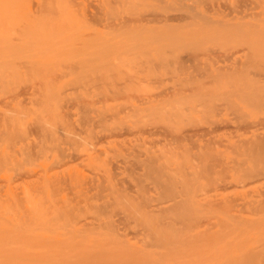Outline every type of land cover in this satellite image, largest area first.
Segmentation results:
<instances>
[{
  "label": "bare ground",
  "instance_id": "1",
  "mask_svg": "<svg viewBox=\"0 0 264 264\" xmlns=\"http://www.w3.org/2000/svg\"><path fill=\"white\" fill-rule=\"evenodd\" d=\"M46 1V0H45ZM45 1L44 0H42V2H44L45 3ZM50 1V0H49ZM55 2H57L56 0H54ZM54 1H51V2H53V4L55 3ZM62 0H60V2H61ZM73 1H75V0H73ZM73 1H68L67 0V3H66V0H65V2H64V0L61 2V4H63V3H65V5H67V6H74V5H77V8H75V7H73V9H71L70 7H67L66 6V8L68 9V8H70V10L72 11V13H74V11L75 12H77V9H78V7H79V5H81L82 4V8H83V3L82 2H84L85 3V5H87L89 2H90V0H85V1H88L87 2V4H86V2L85 1H81V0H76L75 1V3H73ZM77 1H81V3L80 2H77ZM99 1H103V2H100V4H98V7H100L101 6V8L103 9L104 7V4L107 2H105V0H99ZM112 1V0H111ZM111 1H110V3H111ZM121 1V0H120ZM125 1V0H124ZM130 1V0H129ZM128 0L126 1V2H129ZM132 1H134V0H131V2L130 3H133ZM137 1V0H136ZM135 1V2H136ZM140 1H142V0H139V1H137V2H140ZM146 1V0H145ZM160 1V0H159ZM158 1V2H159ZM168 1V0H167ZM200 1V0H199ZM198 1V2H199ZM202 1V0H201ZM205 1V0H204ZM217 1V0H216ZM221 1V0H220ZM234 2H235V0H233ZM255 1V3L257 2L258 3V1H256V0H254ZM253 1V2H254ZM261 1V0H260ZM35 4L36 2H35V0L33 1V0H0V88L1 87H3V86H8L7 88H10L11 86V84H27V82H28V84H30V82L32 83V86L30 85V86H28V85H25V86H23V85H16V87H18V86H20V88L18 87L17 88V90H19L20 89V91H16L15 90V88H14V90L13 91H15V93H17V95H18V93L20 94V92H21V94H20V96L22 95V93H24L25 94V96L24 97H26V99H24V97H23V95L20 97L19 95L17 96L18 98L20 97V98H22L23 100H27L28 99V102H29V97H31V96H29V97H27V93H28V95H31V93H34V92H36V93H34V94H32V95H34L33 97H35V100H32V99H30V101L32 102H34V103H32V104H34L33 105V107H30V108H28L26 105H29V103L26 101V102H24V103H28V104H24L23 103V100H21L20 98V100L19 101H22V105L21 106H26V107H24V108H28V110H24V108L22 109V107H21V109H19V110H17V112L15 113V114H11L12 115V120H11V122H13L12 123V125L11 126H13V127H11V126H9L10 127V129H11V131H13L12 132V134L13 135H10L11 133H9L8 131L10 130H8V127H6L7 128V130L8 131H5V132H8L9 133V135L6 133V135H4L5 134V132H3L2 131V129H0V136H1V138H0V141H2V139H3V142L4 141H7V140H9L8 142H7V146L5 145V144H2L3 142H0L1 144H0V147L2 148V146L1 145H3V147L6 149L7 147H9L8 145V143H10V142H13V140H17L18 139V137H19V139L18 140H20V138H21V136H22V134L23 133H21L22 132V129L24 128L23 126H25V125H22V123H23V121L22 120H25V117H24V119H22V116H29V120L28 119H26V120H28V122L30 123V120L31 121H35L36 123H33V124H31L30 126H32L31 128H32V130H33V127L34 126H36V127H34L35 129L37 128V127H39L40 129H41V133H46V131H47V133H50V135L51 136H49V134H47V136H49L48 137V140L50 139V140H56L57 139V136L60 138V140L59 141H61L62 140V138L60 137V136H64V134L67 132V130H70V131H73V130H76L77 132H78V130L79 129H81L82 127H81V123H79V125H80V127L79 128H76V129H71V125L69 126L70 127V129H67L66 127H67V125H66V122L68 121V118L66 119V122L64 121L65 120V116L67 115L66 113H70V111L71 110H69L70 108L68 107V112L67 111H65V110H67V107H66V109L64 110L62 107H65L67 104V101H63L66 105L64 106V105H61L60 103H59V101H60V96H59V89H60V87H58L57 88V86H58V84H60L59 82H58V84H55V81L56 80H58V78L56 79L55 77H58V76H56V74H58L57 72H58V68H61V67H63V66H65V65H61V67L59 66L58 67V58L55 56V55H53L54 54V52L52 53V55L50 56L49 54V56H46L47 54H46V52H47V50L48 49H50L51 48V50H53L52 48L53 47H56V44L57 43H59L60 42V39L63 37L62 36V34L64 33V32H66V31H64V30H62L63 31V33L62 32H60V31H58V29L56 30V31H58V32H60L61 34H59V35H57L56 34V32H55V30H49L50 28H49V22L52 20L51 19V16L54 14H52L51 13V11H55L56 10V8H58L59 6L57 5V4H59V3H55L56 4V6H54V5H52V3H51V5L53 6L52 8H54V7H56L55 8V10H53L51 7H49V6H51L50 4L49 5H44V3H43V5H42V3H41V6H42V8L43 9H41V11H45V10H47L48 8H51V9H49V11H50V16L46 13V11L43 13V14H45V16H35V15H38L39 13H41V11H40V9H39V7H41L40 6V2H37L34 6H36L37 7V9H38V11H37V9H35L36 7H34L33 6V4ZM48 2V1H47ZM72 3V5H71V3ZM94 2V1H93ZM97 2V1H96ZM113 2H114V0H113ZM122 2H123V0H122ZM136 2V3H137ZM147 2H148V0H147ZM151 2V0L149 1V3ZM208 2V1H207ZM231 2V1H230ZM247 2V1H246ZM252 2V3H253ZM50 3V2H49ZM77 3H80V4H77ZM103 4V6H102V4ZM124 3V2H123ZM143 3H145L144 2V0H143ZM142 3V4H143ZM162 3V2H161ZM166 3V2H165ZM174 3H176V2H174ZM191 3V2H190ZM202 3H203V1H202ZM205 3V2H204ZM208 3H212V2H208ZM214 3V2H213ZM212 3V4H213ZM261 2H259L258 3V5L260 4ZM263 3H264V0H263ZM46 4H48V3H46ZM60 4V6L62 7V10H61V8L59 9L58 8V10H59V12L61 11L62 13H63V10L65 9V5H64V7L62 6ZM96 4V3H95ZM119 5H121L122 3L120 2V3H118ZM127 4V3H126ZM126 4H122L123 5V9L125 8H127V7H125L126 6ZM134 4V3H133ZM138 5L139 4H141V3H137ZM156 4V3H155ZM167 4V3H166ZM187 4V3H186ZM189 4V3H188ZM209 4V5H210ZM215 4V3H214ZM217 4V3H216ZM219 4V3H218ZM262 4V3H261ZM260 4V5H261ZM32 6V8H34V10L32 9L31 10V6ZM88 5H91V3H89ZM100 5V6H99ZM108 5V4H107ZM107 5H105L106 6V8H108V9H111V7L113 6H111L110 8L108 7V6H110L111 4H109L108 6ZM131 5V4H130ZM135 5V4H134ZM148 5V4H147ZM152 5H153V3H152ZM165 5V4H164ZM183 5V4H182ZM202 5H205V4H202ZM208 5V6H209ZM251 5V4H250ZM257 5V4H256ZM45 6H48L46 9L44 8ZM129 6V5H128ZM137 5H135V7H136ZM141 6V5H140ZM145 6V5H144ZM156 6V5H155ZM154 6V7H155ZM167 6H169V5H167ZM208 6H207V8H208ZM212 6V5H211ZM232 6V5H231ZM247 6V5H246ZM245 6V7H246ZM262 6V5H261ZM260 6V7H261ZM81 7H79V9L81 8ZM85 7V9H84V11L85 10H87L86 9V7H88V6H84ZM94 7H95V5H94ZM96 7H97V5H96ZM120 6H115V8H113V9H118ZM143 7V6H142ZM153 7V8H154ZM198 7H200V6H198ZM198 7H197V13H195V11L194 10H192V11H194V13L191 11V12H186L185 11V13H187L186 15H185V17H187V18H185L184 16H183V18L182 19H180L181 21L179 22L180 23V27L181 28H178L179 26H178V23L177 24H175V22H174V24H173V26L172 25H169L168 23V26H172L171 27V29H173L174 28V25H176V26H178L177 28L178 29H182V28H184V29H186V28H188V29H186V30H184V29H182L181 31L183 32H185L186 33V31H188V30H190L189 29V26L191 25L192 27H195V29H193L194 30V32H193V30H192V32L193 33H199V34H197L198 36L196 37V35L194 36V38L196 37V39L199 37V38H201V36H203L204 34H202V31H201V33H200V30H202L204 27H202V29H200V30H198L199 28H196V27H198V26H201V25H203L204 23L201 21V23L202 24H200L199 22H200V16L201 15H203V14H208L207 13V10H206V12H203V11H205V9H204V7H206V6H202L201 8L203 9V11L201 12V8L200 9H198ZM216 7V6H215ZM233 7V6H232ZM251 7V6H250ZM259 6H257V8H258ZM259 7V8H260ZM64 8V9H63ZM82 8L80 9L81 10V14H83V12H82ZM100 8V9H101ZM106 8H104V9H106ZM134 8V7H133ZM132 8V9H133ZM138 8V7H137ZM182 8V7H181ZM192 8V7H191ZM214 7H212V9H210V10H213V13L215 14V12H214V9H213ZM216 8H218V7H216ZM220 8V7H219ZM239 8V7H238ZM244 8V7H243ZM253 8H254V6H253ZM45 9V10H44ZM79 9H78V12L77 13H74L73 15H75L76 16V14H77V16L79 15L80 16V11H79ZM103 9V10H104ZM108 9H107V14L105 13V15L107 16V18H108V14H109V12H108ZM120 9H121V7H120ZM127 9H129V8H127ZM143 9V8H142ZM148 9V8H147ZM236 9V8H235ZM235 9H233V11L235 10ZM251 9H252V7H251ZM251 9H249V10H251ZM256 9V8H255ZM255 9H252V10H255ZM262 9L264 10V8L262 7ZM57 10V11H58ZM69 10V9H68ZM69 10V11H70ZM119 10V9H118ZM118 10H116V13H115V15L117 14L118 15V12H120V11H118ZM135 10V9H134ZM138 10V9H137ZM166 10V9H165ZM182 10V9H181ZM184 10V9H183ZM187 11L189 10V9H186ZM219 10V9H218ZM34 13H33V12ZM38 13H37V12ZM40 11V12H39ZM48 11V10H47ZM65 11V10H64ZM71 11L69 12V14H70V17H69V14H68V12L66 13L67 14V17H69V19L71 20H69L68 19V22L70 23H72L73 22V24H71L70 25V27H72L74 24H75V20L76 19H78V23H77V20H76V25L78 24V26L76 27V28H78V27H80V30L79 29H77V31L78 32H80L81 31V26H79V23L81 22L82 23V21H83V19L81 20V18H80V20L81 21H79V18H77V16L75 17V16H73L72 14H71ZM88 11V10H87ZM106 11V10H105ZM110 11V10H109ZM113 11H115V10H113ZM113 11H111V12H113ZM118 11V12H117ZM121 11H123V10H121ZM124 11H126V10H124ZM128 11V10H127ZM126 11V12H127ZM131 11H133V10H131ZM144 11L145 12H147L146 10H145V8H144ZM150 11V10H149ZM154 11V10H153ZM201 13H200V12ZM224 10H222V12H223ZM237 11V10H236ZM240 11V10H239ZM35 12L37 13V14H35ZM56 12V11H55ZM60 12V13H61ZM86 12V11H85ZM95 12V11H94ZM96 12H97V10H96ZM110 12V13H111ZM126 12L124 13V14H126ZM138 12V11H137ZM184 12V11H183ZM209 12V11H208ZM219 12H221V9L219 10ZM228 12V11H227ZM247 11H245V13H246ZM251 12V11H250ZM259 12H260V10H259ZM262 13H263V11H261ZM56 13H58V12H56ZM59 13V14H60ZM65 13V12H64ZM63 13V14H64ZM90 13V12H89ZM88 12H87V14H89ZM99 13H102L103 15H104V13H103V11L101 10V12L99 11ZM99 13H96V14H99ZM122 13V12H121ZM121 13H119L120 15L119 16H121ZM122 13V15H124ZM128 13V12H127ZM129 13H131L130 11H129ZM128 13V14H129ZM184 13V14H185ZM188 13H189V15H190V13H191V15H192V13H193V15L192 16H194V15H196L197 17L199 16V14L198 13H200V16L198 17L199 19H195V17L193 18L192 16H190V17H192V18H190V17H188L189 15H188ZM203 13V14H202ZM217 13V12H216ZM241 13V12H240ZM239 13V14H240ZM244 13V14H245ZM249 13V12H248ZM247 13V14H248ZM252 13V12H251ZM59 14H55V15H53L52 17H54V16H59ZM95 14V15H96ZM136 14V13H135ZM146 14V13H145ZM159 14V13H158ZM198 14V15H197ZM224 14H226V15H224ZM223 15H221V16H224L223 17V19L221 20V21H223L224 20V18H225V16H229V15H227V13H224ZM231 14V13H230ZM238 14V13H237ZM246 14V15H247ZM250 14V13H249ZM254 14V13H253ZM253 14H252V16H253ZM255 14H257L258 15V12L257 13H255ZM260 14V13H259ZM60 15H62V14H60ZM72 15V16H71ZM84 16H86V14H83ZM82 15V16H83ZM102 15V16H103ZM111 15H113V13H111ZM114 15V19H113V17H112V19H111V17H110V19L109 20H115V19H117L116 18V16ZM127 15V14H126ZM137 15H144L143 13H141V14H137ZM208 15H210V13L208 14ZM208 15H204L206 18L207 17H210V20H211V16H208ZM218 15H219V13H218ZM242 15V14H241ZM262 15V14H261ZM48 16V17H47ZM83 16V17H84ZM94 16V15H93ZM92 16V17H93ZM97 16V15H96ZM95 16V17H96ZM102 16H100V17H102ZM129 16V15H128ZM141 16V17H142ZM237 16V15H236ZM245 16V15H244ZM251 15H250V17H252ZM259 16V15H258ZM258 16H254L253 18H256L257 19V17ZM56 17H54V18H56ZM62 17H64V16H62ZM67 17H66V15H65V17L62 19L61 18V16H59V19H62V20H64L63 21V23L65 22V20L67 19ZM73 17H75V18H73ZM81 17V16H80ZM87 17V16H86ZM95 17H93L91 20L92 21H94V19H95ZM100 17H99V15L96 17V18H99V20H101L100 19ZM118 17V16H117ZM133 17V16H132ZM145 17V16H144ZM143 17V18H144ZM204 17V18H205ZM217 17V16H216ZM234 17H235V15H234ZM239 17H243V15L242 16H239ZM245 17H247V16H245ZM53 18V19H54ZM58 18V17H57ZM66 18V19H65ZM72 18V19H71ZM90 18V17H89ZM89 18L87 17V19L89 20ZM105 20H106V17H103ZM103 18H102V20H103ZM122 18V17H121ZM127 18V17H126ZM140 18V17H139ZM138 18V19H139ZM158 18V17H157ZM162 18V17H161ZM160 18V19H161ZM202 18H203V16H202ZM203 18V19H204ZM236 18V17H235ZM238 18V17H237ZM253 18H252V21H253ZM260 18V17H259ZM258 18V19H259ZM58 19V20H59ZM87 19H86V21H87ZM120 19V18H119ZM160 19L158 20V21H160ZM190 19H191V21H190ZM193 19H194V21H193ZM202 19V20H203ZM215 18H212V20H214ZM234 18H232L231 20H233ZM239 19V18H238ZM241 19H243V18H240V20ZM250 19V18H249ZM256 19H254L255 21H256ZM261 19V18H260ZM263 19V18H262ZM56 19H54L53 21H54V24H56V22L58 21V20H56ZM90 20V21H91ZM95 20H97V19H95ZM105 20H103V21H105ZM108 20V21H109ZM121 20V19H120ZM119 20V21H120ZM140 20H141V18H140ZM140 20H138V22L140 21ZM143 20V19H142ZM145 20V19H144ZM151 20H152V18H151ZM150 20V21H151ZM162 20H163V18H162ZM196 20H198V21H196ZM210 20H208V22L210 21ZM216 20V22H217V19H215ZM218 20H219V18H218ZM227 19H225L224 21H226ZM239 20V21H240ZM243 20H245V19H243ZM248 20V19H247ZM53 21H52V25H53ZM85 21V19H84V22H86ZM90 21H89V23H90ZM98 21V20H97ZM97 21H95L96 23H97ZM103 21H101V22H98V23H102ZM126 21V20H125ZM136 21V20H135ZM168 21V20H167ZM183 21L184 22H187V23H183ZM206 21V20H205ZM223 21V23H226V22H224ZM239 21H237V22H239ZM258 22H259V20H257ZM256 21V22H257ZM263 21V20H262ZM60 21H58V23H59ZM66 23L65 22V24H63L62 22H60L61 23V26L62 27H64L65 28V26L68 24L69 25V23ZM88 22V21H87ZM107 22V21H106ZM110 22V21H109ZM127 22V21H126ZM129 22V21H128ZM149 22V21H148ZM156 22H157V20H156ZM155 22V23H156ZM160 22H162V21H160ZM197 23L198 22V26H194L193 24H191V23ZM208 22H207V24H208ZM212 22V21H211ZM215 22V21H214ZM242 22V21H241ZM244 22L245 21H243V24H244ZM248 22L249 21H247L246 23L248 24ZM256 22H252V23H255V25L257 26V25H259V23L258 24H256ZM59 23V24H60ZM108 23V22H107ZM130 23H131V21H130ZM157 23H159V22H157ZM181 23H182V26H181ZM210 23V22H209ZM219 23H220V21H219ZM219 23H215L214 25H216V30L220 27L221 28V26H219L218 24ZM222 23V24H223ZM228 23H230L229 22V19H228V22L226 23V25L228 24ZM234 23H236V22H233L232 24H234ZM251 23V20H250V22H249V24ZM262 23V22H261ZM260 23V24H261ZM51 24V23H50ZM95 24V23H94ZM106 24V23H105ZM104 24V25H105ZM140 23H138V24H135V25H139ZM171 24V23H170ZM184 24H186V26L184 25ZM222 24H220V25H222ZM237 24V23H236ZM236 24H234V25H236ZM247 24H246V26H247ZM263 25H264V21H263V23H262ZM46 25H47V27H46ZM52 25H50V26H52ZM65 25V26H64ZM68 25L66 26V27H68ZM84 25V24H83ZM82 25V26H83ZM92 25V24H91ZM90 25V26H91ZM99 25V24H98ZM98 25H97V27H98ZM109 25H110V23H109ZM108 25V26H109ZM114 25V24H113ZM117 25V24H116ZM116 25L114 26V27H111L110 26V28L109 29H111L112 28V30H113V28H114V30L116 31L117 29H122V28H120L121 27V25L123 26L124 24H118V26L120 25V27H118L117 29L115 28L116 27ZM161 25H162V23H161ZM163 25H165V26H167L166 24H163ZM189 25V26H188ZM205 25V24H204ZM237 25H240L241 26V23L239 22ZM253 25V24H252ZM248 26V28H246L245 26H244V28L246 29V31L247 32H250V31H248L247 29H249L250 27H252V28H250V30L252 29L253 30V32H254V30H255V28H257V32H258V30L260 31V28H258V27H255L254 28V26ZM61 26L59 27V29L61 30ZM86 26V25H85ZM93 26V25H92ZM101 26V25H100ZM106 26V25H105ZM126 28H128L129 27V25H128V23L126 24ZM130 26H134V25H130ZM140 26H142V25H140ZM149 26H153V30L156 28V29H158V33H160L161 32V28H162V30L164 29V27H159V26H156V25H149ZM149 26H145V28L146 27H149ZM154 26H156V27H154ZM175 26V27H176ZM186 28H185V27ZM190 26V27H191ZM207 26V25H206ZM210 26V28H211V26L212 27H214L213 28V30L211 29V31H213V33H214V31H215V26H213V24L211 23V25L210 24H208V27ZM224 26V25H223ZM239 26V27H240ZM53 27V26H52ZM51 27V28H52ZM54 27H58L57 26V24L54 26ZM97 27H96V29H97ZM107 27V26H106ZM124 27H125V25H124ZM151 27H149L150 29H151ZM218 27V28H217ZM230 27V26H229ZM232 27V26H231ZM231 27H230V29H227V30H229V31H231L232 29H235V28H233L232 27V29H231ZM63 28V29H64ZM69 28V27H68ZM73 28H75L74 26H73ZM86 28H87V26H86ZM104 28V27H103ZM143 29V27H142V29L144 30V31H146V29H148V31L150 32V33H153L152 35H148L150 38H152L153 37V35H154V33H156L155 32V30L153 31V32H151L152 31V29H151V31H150V29L149 28H146V29ZM166 28V27H165ZM205 28H207V27H205ZM204 28V29H205ZM209 28V29H210ZM219 28V29H220ZM238 28V27H237ZM237 28H236V30H237ZM254 28V29H253ZM93 29H95V28H93ZM98 29H101L100 27L98 28ZM124 29V28H123ZM130 29V28H129ZM132 29H134V28H132ZM135 29H136V27H135ZM141 28H139V27H137V30H140ZM167 29H168V27H167ZM167 29L166 30H164L165 32H167ZM176 28H174V30H175ZM177 29V30H178ZM203 29V30H204ZM223 29V27L221 28V30ZM245 29H244V31H245ZM262 29V31L261 32H259V33H262V34H255V36H256V38L258 37V36H260L259 37V39L257 38V40H260V41H262V43H264L263 42V35H264V31H263V29H264V27H262L261 28ZM91 30V29H90ZM105 30H108L107 28H104V32H105ZM111 30V31H112ZM197 30V31H196ZM220 30V31H221ZM225 30H226V28H224L223 29V31L225 32ZM226 30V31H227ZM252 30H251V32H252ZM73 31V30H72ZM71 31V32H72ZM77 31H75V29H74V32H73V36H74V33H75V35H77ZM94 31H96V30H94ZM94 31L92 32V33H94ZM98 31H100V33H98ZM101 31L102 30H97L96 31V33H94V34H92L93 36H92V38L93 37H95L96 38V36L97 37H99L98 35H96V34H101ZM114 31V32H115ZM120 31V30H119ZM123 31H126V29L125 30H123ZM130 31V30H129ZM131 31H133V33H136L134 30H131ZM163 31V32H164ZM176 31V30H175ZM174 31V32H175ZM180 31V30H179ZM191 31V30H190ZM190 31L189 32H187L188 34L187 35H189L190 34ZM205 31L206 30H204V32L203 33H205ZM207 31H209L208 29H207ZM206 31V32H207ZM219 31V30H218ZM222 31V32H223ZM245 31V32H246ZM83 32V31H82ZM91 32V31H90ZM108 31H106L105 33H107ZM118 31H116V33L115 34H120L122 31H120L119 33H117ZM163 32H161V33H163ZM170 32H171V30H170ZM191 32V33H192ZM222 32H219L221 35H222ZM233 32H234V30H233ZM238 32V31H237ZM67 33V32H66ZM110 33V32H109ZM126 33V32H125ZM125 33H123L124 35H125ZM127 33H128V30H127ZM126 33V34H127ZM131 33L132 32H130V35H131ZM138 33H140V32H138ZM141 33H142V30H141ZM147 33V32H146ZM150 33H148V34H150ZM185 33H183V34H185ZM192 33V34H193ZM207 33H209V32H207ZM207 33H205V35L207 34ZM211 33V32H210ZM215 33H218V32H216L215 31ZM218 33V34H219ZM226 33V32H225ZM227 33H229V32H227ZM232 33V32H231ZM240 33V32H239ZM68 34H71L70 32L69 33H67V34H65V35H67L68 36ZM86 34V33H85ZM88 34V36L90 37V35H89V32L87 33ZM86 34V35H87ZM110 34H112V33H110ZM110 34H108L107 36H109ZM113 35L114 37H115V39H113L111 36H109L108 38V40H110V44H112V42L111 41H113L114 43H116V41H114V40H116V35ZM122 34V33H121ZM173 34V33H172ZM172 34H170L169 33V35H172ZM179 33H177V35H178ZM192 34H190L191 36H193ZM200 34H202L201 36H199ZM212 34V33H211ZM233 34V33H232ZM240 34H243V33H240ZM246 34V33H245ZM248 34H250V33H248ZM252 34V33H251ZM249 35L248 37V39H250V43H252L251 45H252V49L256 46V47H258L259 46V48L262 46L263 48H264V44H262L260 41H255V36L254 35ZM64 35V34H63ZM79 35H80V33H79ZM85 35V36H86ZM101 35H104V33L102 32V34ZM101 35H100V37H101ZM139 35V34H138ZM137 35V36H138ZM145 35V34H144ZM143 35V36H144ZM173 35H175V33L173 34ZM182 35V34H181ZM187 35H185V36H187ZM208 35V34H207ZM206 35V36H207ZM215 36H216V34H214ZM227 35V34H226ZM225 35V36H226ZM231 35V34H230ZM234 35V34H233ZM258 35V36H257ZM60 36H62L61 38H60ZM72 36V35H71ZM82 37H84V35H83V33H82V35H81ZM80 36V37H81ZM106 36V35H105ZM119 37L121 36V35H118ZM126 36H128V35H126ZM125 36V38L126 39H128V40H131V36H129V38H127ZM136 36V35H135ZM145 36H147V34L145 35ZM145 36H144V38H145ZM209 36V35H208ZM207 36V37H208ZM215 36H213V37H215ZM224 36V37H225ZM228 36V35H227ZM226 36V38L228 39V41L229 40H231V39H229L228 37ZM252 36H254V38L252 37ZM77 37V36H76ZM76 37H74V38H76ZM88 37V38H89ZM103 38H104V36H102ZM118 37V41L119 42H121V40H123V43H121V44H125V42H124V39L125 38H123L122 39V37L123 36H121L120 38H121V40H120V38ZM138 37H140V35L138 36ZM155 37H156V35H155ZM159 37V36H158ZM161 37V36H160ZM164 37H165V35H164ZM169 37V36H168ZM176 37H178V38H180V36L178 35V36H176ZM182 37H184V36H182ZM212 37V36H211ZM219 37V36H218ZM224 37H223V39H224ZM245 36L243 35L240 39L242 40V42L241 43H243V39L242 38H244ZM251 37L253 38V42H252V40H251ZM65 37H63V39H64ZM72 38V37H71ZM88 38H84L85 40L86 39H88ZM91 38V37H90ZM106 38V37H105ZM110 38H112V40L110 39ZM143 38V39H144ZM162 38V40L164 39L163 37H161ZM166 38H167V36H166ZM185 38V37H184ZM186 38H189V37H186ZM217 38V37H216ZM222 38V37H221ZM237 37H235V38H233V39H236ZM67 39V38H66ZM68 39H70L69 37H68ZM73 39V38H72ZM72 39H70V40H72ZM97 40H99L100 41V39H102V38H96ZM96 39H93V40H95L96 41ZM107 39V38H106ZM134 39V38H133ZM132 39V40H133ZM136 39V38H135ZM147 39H148V37H147ZM167 39H169V38H167ZM171 39V38H170ZM193 39V38H192ZM192 39H190V40H192ZM208 39V41L207 42H209L210 44H213V42L214 41H210L209 40V38H207ZM206 39V40H207ZM211 39V38H210ZM227 39L225 40H223V43L224 42H226L225 44H227V46L229 45L230 47L231 46H233V45H231V43H227L228 41H227ZM262 39V40H261ZM78 40H79V38H78ZM81 40H83V39H81ZM90 41H91V39H89ZM145 40H146V38H145ZM151 40V39H150ZM162 40H159V41H162ZM172 40H176V39H173L172 38ZM180 40H182V38L180 39ZM179 40V41H180ZM194 40V39H193ZM206 40H205V37H204V40L202 39V42L203 41H205V43H206ZM238 40V39H237ZM236 40V41H237ZM241 40H238L239 41V45H241V43H240V41ZM245 40H246V37H245ZM65 41V40H64ZM80 41V40H79ZM86 41H88V40H86ZM90 41H88V42H90ZM93 41L92 43H93V45L95 44V43H97V42H99V41ZM117 41V42H118ZM126 41V40H125ZM135 41V40H134ZM133 41V43L135 44V42ZM137 41V40H136ZM164 41V40H163ZM162 41V42H163ZM179 44L180 43H182V42H179L178 40H176ZM175 41V42H176ZM183 41V40H182ZM185 41V42H184ZM183 42H184V44H187L186 42H191V41H189V40H184ZM217 41V40H216ZM247 41V40H246ZM249 41V40H248ZM73 42H75V41H73ZM81 42V41H80ZM95 42V43H94ZM101 42L103 43V40H101ZM119 42L118 43H116V44H118V46H119ZM128 42V41H127ZM132 42V41H131ZM131 42H130V44H131ZM139 42H141L140 40H139ZM144 41H142V43H143ZM152 42H153V40H152ZM157 42V41H156ZM165 42H168V40L167 41H164L163 43H165ZM199 42H201V40L199 41ZM195 43V44H201V45H203L202 43ZM219 42V46H220V42H222V39L221 40H219V41H217V43ZM232 43H235V42H233V40L231 41ZM245 42V41H244ZM256 42H259L257 45H254ZM62 43H63V45H66L67 44V40H66V43H64L63 42V40H62ZM68 43H70V45L71 44H73L72 42H69L68 41ZM77 43V42H76ZM79 43V42H78ZM84 43V42H83ZM100 43V42H99ZM106 43H107V41H106ZM150 43V42H149ZM170 43H172L171 41H170ZM170 43H168L169 44V46L170 45H172V44H170ZM178 43H174V44H178ZM214 43H216V42H214ZM216 43V44H217ZM261 43V44H260ZM80 44V43H79ZM101 44V43H100ZM104 44V43H103ZM103 44H101L102 45V47H103ZM120 44V45H121ZM128 44V43H127ZM145 44H148L147 43V40L145 41V43H144V45ZM155 45H157L156 43H154ZM154 44H152V45H154ZM159 45L161 44L162 45V43H158ZM168 44H166V45H168ZM183 44V43H182ZM183 44V45H184ZM189 44V43H188ZM191 44V43H190ZM192 44L194 45V43L192 42ZM224 44V45H225ZM245 44V43H244ZM59 45H61L60 43H59ZM63 45H61V46H63ZM78 45V44H77ZM82 45V44H81ZM84 45H86V44H84ZM97 45H99V44H97ZM106 45H108V44H106ZM106 45H104L105 47H106ZM123 45H121V46H123ZM126 45V44H125ZM140 46H141V44H139ZM143 45V44H142ZM164 45V44H163ZM215 45V44H214ZM218 45V44H217ZM217 45L215 46V47H217ZM236 45H237V43H236ZM236 45H234L233 46V48L236 46ZM238 45V46H239ZM243 45V44H242ZM241 45V46H242ZM246 45H248V44H246ZM60 46V47H61ZM67 46V45H66ZM65 46V47H66ZM69 46V45H68ZM90 46H92V45H90ZM96 46V45H95ZM100 46V45H99ZM108 46H110V45H108ZM113 46H115L114 44H113ZM113 46H111V47H113ZM137 46V45H136ZM148 46V45H147ZM150 46H151V43H150ZM158 46V45H157ZM181 46V45H180ZM240 46V47H241ZM249 46V45H248ZM248 46H246V47H248ZM254 46V47H253ZM57 47H59V46H57ZM73 46H71V48H72ZM76 48H78L79 46H75ZM94 47V46H93ZM125 47V46H124ZM139 47V46H138ZM146 47V46H145ZM145 47H144V49H145ZM201 47V46H200ZM221 47H222V44H221ZM229 47V48H230ZM244 47V46H243ZM62 48V47H61ZM69 48V47H68ZM80 48V47H79ZM86 48V47H85ZM92 48V47H91ZM91 48H90V50H88V46H87V49H85V50H88V52H90L91 51ZM98 48V47H97ZM96 47H95V49H97ZM118 48V47H117ZM131 48H133V45H132V47ZM147 48V47H146ZM148 48H150V47H148ZM160 48H162V47H160ZM180 48V47H179ZM179 48H177L176 50H174V51H177ZM184 48V47H183ZM186 48V47H185ZM202 48V47H201ZM224 48V47H223ZM228 48V47H227ZM232 48V49H233ZM242 48V47H241ZM249 48H250V46H249ZM57 49V48H56ZM64 48H62V50H63ZM67 48H65V51H67L66 50ZM70 49V48H69ZM73 49L75 50V48L73 47ZM93 49V48H92ZM103 50V52H104V48H102ZM113 49V48H112ZM140 49V48H139ZM152 49H154V48H152ZM174 49V48H173ZM188 49H189V47H188ZM188 49L186 50V51H188ZM190 49H194L193 47L192 48H190ZM189 49V50H190ZM219 49V48H218ZM220 49H222V48H220ZM231 49V48H230ZM245 49H247V48H245ZM258 49V48H257ZM261 49V48H260ZM260 49H259V51H260ZM54 50H55V48H54ZM72 50V49H71ZM79 50V49H78ZM77 50V51H78ZM85 50H83V51H85ZM98 50L99 51H101L99 48H98ZM116 50V49H115ZM131 50V49H130ZM140 50H142V49H140ZM166 50V49H165ZM169 50V49H168ZM181 50H182V48H181ZM198 50V49H197ZM204 50H206V49H202V51L204 52ZM223 50V49H222ZM228 50V49H227ZM250 50V49H249ZM60 50L58 49V52H59ZM94 51V50H93ZM93 51H91V52H93ZM95 51H97V50H95ZM98 51V52H99ZM109 51V50H108ZM132 51V50H131ZM137 51V50H136ZM157 51V50H156ZM171 51V53H172V50H170ZM179 51V50H178ZM192 51V50H191ZM190 51V52H191ZM198 51H200V50H198ZM202 51H201V53H202ZM224 51V50H223ZM226 51V50H225ZM232 51V50H231ZM251 51V50H250ZM257 51V50H256ZM264 51V50H263ZM50 52V51H49ZM69 52H70V50H69ZM74 52V51H73ZM117 52H119V51H117ZM145 52V51H144ZM147 52H149L150 53V51L148 50ZM165 52V51H164ZM193 52V51H192ZM197 52V51H196ZM195 51H194V53H196ZM206 52V51H205ZM227 52V51H226ZM249 52V51H248ZM247 52V53H248ZM261 52V51H260ZM259 52V53H260ZM48 53V52H47ZM72 53V52H71ZM74 53H76V52H74ZM81 53V52H80ZM85 53H87V51H85ZM85 53L83 54V55H85ZM96 52H93V55L95 54ZM107 53V52H106ZM105 53V54H106ZM131 53H133V52H131ZM130 53V54H131ZM165 53H167V52H165ZM225 53V52H224ZM253 53V52H252ZM58 54V53H57ZM67 55L66 53H60V55L59 56H61V55ZM77 54V53H76ZM103 54V53H102ZM105 54H103V57H104V55ZM108 54V53H107ZM117 54V53H116ZM148 54V53H147ZM155 54V53H154ZM249 54V53H248ZM64 55V56H65ZM70 55V54H69ZM72 55V54H71ZM80 55V54H79ZM83 55H81V56H83ZM91 55V53L89 54V57H92V56H90ZM150 55V54H149ZM152 55V54H151ZM164 55V54H163ZM166 55V54H165ZM245 55V54H244ZM247 55V54H246ZM63 56V57H64ZM75 56V55H74ZM78 56V55H77ZM86 56H88V54H86ZM109 56H111V55H109ZM114 56V55H113ZM118 56V58H119V55H117ZM251 56H252V54H251ZM254 56V55H253ZM69 57H71V59H72V56H69ZM76 57V56H75ZM79 57V56H78ZM94 57H95V55H94ZM93 57V58H94ZM98 57V56H97ZM106 57V56H105ZM104 57V58H105ZM108 57V56H107ZM112 57V56H111ZM115 57V56H114ZM248 57H249V55H248ZM77 58V57H76ZM85 58V57H84ZM83 58V59H84ZM96 58V57H95ZM100 58H101V54H100V57H99V59L97 58V60L99 61L100 60ZM109 58V57H108ZM107 58V59H108ZM60 59H61V57H60ZM64 59V58H63ZM69 59V58H68ZM75 59V58H74ZM85 59H87V58H85ZM91 60H92V58H90ZM116 59V58H115ZM252 59V58H251ZM73 60V59H72ZM81 60V59H80ZM89 60V59H88ZM91 60H89V62L91 61ZM250 60V59H249ZM75 61H77V60H75ZM74 61V62H75ZM97 61V62H98ZM102 61V60H101ZM105 61V60H104ZM119 61H121V60H119ZM244 61V60H243ZM245 61H248L247 59L245 60ZM61 62V61H60ZM82 62V61H81ZM89 62H88V66L91 64H89ZM103 62V61H102ZM107 62V61H106ZM113 62H115V60H112V63ZM212 62V61H211ZM238 62V61H237ZM249 62V61H248ZM65 63V62H64ZM76 63V62H75ZM86 63V62H85ZM109 63V62H108ZM111 63V62H110ZM119 63H121V62H119ZM245 64H247L248 65V63H246V62H244ZM249 63H251V62H249ZM63 64V63H62ZM70 64V62L67 64V65H69ZM74 64V63H73ZM94 64H96L95 63V61H94ZM99 64H100V62H99ZM117 64V63H116ZM116 64H115V66H116ZM124 64V63H123ZM127 64V63H126ZM130 64H131V62H130ZM229 64V63H228ZM234 64V63H233ZM78 65H80L79 63L78 64H76V66L75 67H77ZM82 65H84L83 63H82ZM93 65V64H92ZM91 65V66H92ZM105 64H103L102 66H104ZM109 65H111L112 66V68H113V64H109ZM128 65V64H127ZM211 65V64H210ZM227 64H225V66H226ZM258 66V64L256 63L255 64V66ZM118 66H120L119 64H118ZM123 66V65H122ZM219 66V65H218ZM221 66V65H220ZM233 66V65H232ZM240 65H237L236 66V68L237 67H239ZM250 66V69H251V67L253 66V64H252V66L251 65H249ZM256 66V67H257ZM260 66V65H259ZM72 67V66H71ZM70 66H69V68H71ZM84 67V66H83ZM85 67H86V64H85ZM95 67V66H94ZM99 67V66H98ZM222 67V66H221ZM242 67H243V69H244V65H243V63H242ZM242 67H239V70H240V68H242ZM248 67V66H247ZM254 67V66H253ZM255 67V68H256ZM263 67V66H262ZM65 68H67V67H65ZM79 68V67H78ZM101 68V67H100ZM100 68H96V69H99L100 70ZM104 68V67H103ZM109 67H107V68H105V69H108ZM121 68H123V67H121ZM126 68V67H125ZM151 68V67H150ZM205 68V67H204ZM212 68V67H211ZM230 68H231V65H230ZM264 68V67H263ZM77 69V68H76ZM88 69H89V67H88ZM95 69V70H96ZM102 69V68H101ZM115 69H117L116 71L117 72H119V70H118V67L116 68H114V70ZM128 69V68H127ZM133 69H134V67H133ZM153 69V68H152ZM227 69H228V66H227ZM232 69V68H231ZM246 69H248V68H246ZM245 69V70H246ZM250 69H248V70H250ZM257 69V68H256ZM261 69V68H260ZM260 69H258V71L260 70ZM61 70V69H60ZM69 70V69H68ZM85 70H87V69H85ZM84 70V72H86ZM103 70V69H102ZM121 70V69H120ZM156 70H157V68H156ZM156 70H155V73H156ZM228 70H230V69H228ZM254 70V69H253ZM253 70H251L252 72H253ZM264 70V69H263ZM80 71L81 70H79L78 71V74H80ZM88 71V70H87ZM90 71H91V68H90ZM110 71V70H109ZM108 71V72H109ZM111 71H113V70H111ZM109 72V73H112V72ZM122 71V70H121ZM128 71V70H127ZM130 71V70H129ZM140 71V70H139ZM142 71H144V69L142 70ZM163 72L164 71H167V70H162ZM175 71V70H174ZM176 71H177V69H176ZM192 71V70H191ZM202 71V70H201ZM200 71V72H201ZM204 72H205V70H203ZM211 71V70H210ZM210 71H208V72H210ZM224 71V70H223ZM227 71V70H226ZM232 71H235V69L234 70H232ZM231 70L229 71L230 73L232 72ZM255 71V70H254ZM258 71L256 72V73H258ZM63 72V71H62ZM89 72V71H88ZM97 72H100V74H101V72L102 71H97ZM97 72L95 71V75H93V76H95L96 78H97V76L99 77V73L97 74ZM106 72V71H105ZM115 72V71H114ZM113 72V73H114ZM132 72H134V71H132ZM145 72V71H144ZM149 72V71H148ZM159 72H161V71H159ZM158 72V73H159ZM168 72V71H167ZM187 73H188V71H186ZM190 72V71H189ZM199 72V73H200ZM204 72H202V73H204ZM207 72V71H206ZM205 72V73H206ZM212 72V71H211ZM242 73L244 72V71H241ZM247 72V71H246ZM245 72V73H246ZM260 72H262V71H260ZM65 74H66V72H64ZM89 73H90V77H89ZM89 73H87V77H89L90 79H92L93 78V76H92V71L91 72H89ZM121 73V72H120ZM119 73V74H120ZM170 73V72H169ZM185 73V72H184ZM199 73H198V75H199ZM224 73V72H223ZM227 73H228V71H227ZM226 72H225V74H227ZM229 73V74H230ZM255 73V74H256ZM262 73H264V72H262ZM67 74H69V71H68V73ZM74 74V73H73ZM75 74H77V73H75ZM83 74V73H82ZM122 74V73H121ZM129 74H131V73H129ZM128 74V75H129ZM134 74V73H133ZM141 74V73H140ZM150 74V73H149ZM154 74V73H153ZM172 74V73H171ZM174 74V73H173ZM189 74V73H188ZM194 74V73H193ZM209 74H212V73H209ZM219 74V73H218ZM221 74H222V72H221ZM240 74V73H239ZM248 74V73H247ZM97 75V76H96ZM102 75V74H101ZM100 75V76H101ZM106 75V73H104V76ZM118 75V74H117ZM146 75V74H145ZM154 75H156V74H154ZM157 75H159V74H157ZM161 75V74H160ZM179 75V74H178ZM190 75H191V73H190ZM189 75V76H190ZM195 75H196V72H195ZM244 75V74H243ZM242 74H241V76H243ZM251 75H253V74H251ZM251 75H250V77H251ZM260 75V74H259ZM60 76H62V75H60ZM66 76V75H65ZM86 77V75H83L82 77ZM104 76H102V78L104 77ZM132 76V75H131ZM153 76V75H152ZM188 76V75H187ZM202 76V75H201ZM201 76H199V77H201ZM203 76H204V74H203ZM202 76V77H203ZM207 76H209L210 77V75H207ZM207 76H205L206 77V79H207ZM227 76V75H226ZM229 76H232V75H229ZM234 76H235V74H234ZM64 77V76H63ZM74 77H75V75H74ZM73 77V78H74ZM77 77H80V76H77ZM106 77V76H105ZM109 77V76H108ZM118 77V76H117ZM116 77V78H117ZM133 77H134V75H133ZM156 77V76H155ZM182 77V78H181ZM225 77V76H224ZM239 77V76H238ZM244 77H245V75H244ZM253 77V76H252ZM261 76H259V78H260ZM55 78V79H54ZM60 78V77H59ZM67 78V77H66ZM69 78H70V76H69ZM76 78V77H75ZM81 78V77H80ZM115 78V79H116ZM141 78V77H140ZM144 78H146V77H144ZM153 78H154V76H153ZM184 78V75H182V76H180V79H179V81L181 82V79H183ZM190 78V77H189ZM213 78H214V76H213ZM222 78V77H221ZM230 78V77H229ZM229 78L226 80V82L227 81H229L230 82V80H229ZM236 78H237V73H236ZM241 78V77H240ZM61 79H62V77H61ZM82 79H84V78H82ZM87 79V78H86ZM85 79V80H86ZM104 79H106V78H104ZM103 79V80H104ZM128 79H129V77H128ZM132 79H134V78H132ZM139 79V78H138ZM142 79V78H141ZM209 79V78H208ZM216 80L215 81H217L218 79L217 78H215ZM226 78H224V80H225ZM231 79H234L235 80V78H231ZM246 79V78H245ZM253 79V78H252ZM263 79V78H262ZM63 80L64 79H62V83H63ZM73 80V79H72ZM78 82H79V80L78 79H76ZM97 80V79H96ZM98 80H101V79H99L98 78ZM97 80V81H98ZM114 80V79H113ZM135 80V79H134ZM147 80V79H146ZM152 80V79H151ZM153 80H155V79H153ZM184 80H185V78H184ZM183 80V81H184ZM190 80H191V78H190ZM194 79H193V76H192V82L194 83V81H196V77H195V80L193 81ZM213 80V79H212ZM242 81H243V79H241ZM241 80H239V82L241 81ZM249 80V79H248ZM257 79H255V80H253L252 82H254L255 83V81H256ZM260 80V79H259ZM59 81V80H58ZM67 81V80H66ZM65 81V82H66ZM87 81H89V80H87ZM87 81L84 83V84H86L87 83ZM93 81H94V78H93ZM118 81V80H117ZM125 81H127V80H125ZM141 81V80H140ZM139 81V82H140ZM143 81V80H142ZM202 82L204 81L203 79L201 80ZM200 80H199V82H201ZM214 80L212 81V82H215ZM246 82H247V79L245 80ZM249 81H251V80H249ZM40 82V83H39ZM64 82V83H65ZM68 82V81H67ZM71 82V81H70ZM78 82H76V83H78ZM91 82H92V80H91ZM89 82L90 84H94V82ZM99 82V81H98ZM102 81H100V83H101ZM106 82H108L107 81V79H106ZM134 82V81H133ZM138 82V83H139ZM149 82V81H148ZM188 81L186 80V83H187ZM198 82V81H197ZM201 82V83H202ZM209 82V81H208ZM217 82H220V81H217ZM217 82H216V84H217ZM229 82H227V83H229ZM233 81H231V84L230 85H228V86H231L233 83H232ZM263 83H264V79H263V81H262ZM37 83V84H36ZM57 83V82H56ZM64 83H63V85H61L62 87L64 86ZM121 83V82H120ZM132 83V82H131ZM141 83V82H140ZM142 83H144V82H142ZM185 82H184V84H186ZM190 83H191V81H190ZM189 83V84H190ZM206 83H207V81H206ZM236 84L238 83V82H235ZM248 83V82H247ZM246 83V84H247ZM254 83H252V86L250 85V90L251 91H255L254 89H256L257 90V88H255V86H254V88H251V87H253V84ZM256 83H260V82H256ZM39 84V85H38ZM65 84H67V83H65ZM80 84V83H79ZM82 84V83H81ZM101 84H104L103 82L101 83ZM100 84V85H101ZM128 84V83H127ZM146 84V83H145ZM144 84V85H145ZM188 84V83H187ZM186 84V85H187ZM205 84V83H204ZM210 84H211V81H210ZM214 84V83H213ZM223 83L221 82V85H219V87H222L223 85H222ZM236 84H233V85H236ZM246 84H245V86H244V88L245 89H247V86H246ZM251 84V83H250ZM33 85H37L38 87H39V90L37 91V89H38V87H35L36 88V91H35V89H33L32 88V90L34 91V92H32V90H31V87H33ZM70 85V83L68 84V86ZM74 85V84H73ZM77 85V84H76ZM83 85V84H82ZM89 85V84H88ZM99 84H98V86H100ZM105 85V84H104ZM122 85V84H121ZM132 85V84H131ZM141 86L143 89H144V87H146V85L145 86ZM195 85H197V84H195ZM201 85V84H200ZM207 85H209V84H207ZM218 85V84H217ZM238 85H242V84H237L236 86H238ZM255 85V84H254ZM10 86V87H9ZM27 86L29 87L28 89H27ZM67 86V85H66ZM86 86V85H85ZM89 86H91V85H89ZM95 86V85H94ZM119 86V85H118ZM123 86H126V85H123ZM128 86V85H127ZM133 86L134 85H132V90H133ZM139 86V85H138ZM179 86H182V84L181 85H179ZM185 86V85H184ZM181 87V88H185V87ZM189 86V85H188ZM187 86V87H188ZM192 86L193 85H191V87L189 86V88H192ZM198 86H199V84H198ZM203 86V85H202ZM202 86H200V87H202ZM206 86V85H205ZM236 86H234V88L236 87ZM259 86V85H258ZM262 86H263V88H264V85L262 84ZM24 87H25V90H23L24 89ZM75 87V86H74ZM101 87V89L104 91V89L107 91V95H109L108 94V90H107V86H100ZM103 87V88H102ZM129 87V86H128ZM128 87H127V91L130 89H128ZM135 87H137V85L135 86ZM140 87V86H139ZM148 87H149V85H148ZM151 87V86H150ZM196 88H197V86H195ZM204 87V86H203ZM210 88H211V86H209ZM208 87V88H209ZM218 87V86H217ZM233 87V86H232ZM6 88V89H7ZM68 88V87H67ZM67 88H65L64 87V89H67ZM76 88V87H75ZM79 88V87H78ZM82 88V87H81ZM87 88V90H88V87H86ZM86 88H82V89H84L85 91H87L86 90ZM94 88H96V87H94ZM114 88V87H113ZM147 88V87H146ZM206 88V87H205ZM208 88H207V90H208ZM215 88V87H214ZM223 89H224V86L222 87ZM238 88V87H237ZM240 88V87H239ZM244 88H241L240 90H243ZM248 88H249V86H248ZM5 88H1L0 90H4ZM11 89V88H10ZM10 89H8V90H10ZM64 89L62 88V90L64 91ZM73 90L72 91H74V88H72ZM82 89H80L81 90V92H82ZM99 89V88H98ZM101 89H99L100 91H101ZM120 89H125V88H120ZM198 89V88H197ZM218 89H220L221 90V92H220V90H219V92L220 93H222V92H224V91H222L223 89H221V88H218ZM225 89H226V87H225ZM230 91H232L233 90V92H234V96H235V91L234 90H236V89H233V88H231L230 87ZM8 90H6L7 91V93H8ZM26 90H27V92H26ZM29 90V91H28ZM77 90V89H76ZM91 90H93V87H92V89ZM91 90H89V91H87V93H89V92H92ZM111 90V89H110ZM134 90H136V88L134 89ZM138 90V89H137ZM139 90H140V88H139ZM150 90V89H149ZM181 90V89H180ZM193 90V89H192ZM199 90V89H198ZM211 90L213 91L214 90V92H211ZM209 89L208 91H205V89H204V92L205 93H207V92H211V94H213V93H215V89ZM217 90V89H216ZM227 90V89H226ZM240 90H238V91H240ZM248 90V89H247ZM249 90V91H250ZM264 89H262V91H263ZM5 91V90H4ZM3 91V92H4ZM11 92H12V89L10 90ZM9 91V92H10ZM23 91H25V92H23ZM78 91H79V89H78ZM94 91V90H93ZM96 91H97V88H96ZM102 91V92H103ZM124 91V90H123ZM144 91V90H143ZM188 91V90H187ZM191 91V90H190ZM229 91V90H228ZM237 91V90H236ZM261 90H260V92H262ZM31 92V93H30ZM70 92V91H69ZM81 92L79 93L80 94V96L82 95L81 94ZM115 93L117 92L116 91V88H115V91H114ZM120 92V91H119ZM129 92H131V91H129ZM140 92L142 93V90H140ZM181 92V91H180ZM180 92H178L179 94H180ZM189 92V91H188ZM191 92H193L194 93V91H191ZM198 92V91H197ZM200 92V91H199ZM204 92H200V93H204ZM217 93H218V90L216 91ZM244 92V91H243ZM245 92H247V91H245ZM244 92V93H245ZM259 92V90L257 91V93ZM2 93V92H1ZM0 93V94H1ZM15 93H9L8 95L9 96H13V95H11V94H15ZM30 93V94H29ZM73 93V92H72ZM96 93H98V92H96ZM100 93V92H99ZM105 93V94H104ZM104 93H103V95H106V92L104 91ZM110 93V92H109ZM122 93V92H121ZM125 93H126V91H125ZM133 93H135V92H133ZM175 93V92H174ZM173 93V95L175 96V95H178V93L177 94H174ZM184 93V92H183ZM183 93L182 94H180L181 95V97L183 96ZM193 93H191V95L193 94ZM204 93V95H202V94H200V97L201 96H203V97H205V95H208V94H205ZM220 93H218L217 95H219ZM225 93L226 92H224V94L223 95H225ZM232 93V92H231ZM255 93V92H254ZM6 94V92L4 93V95ZM70 94V93H69ZM77 94H78V92H77ZM83 94H84V92H83ZM86 94V93H85ZM94 94H95V92H94ZM138 94V93H137ZM227 94V93H226ZM233 94V93H232ZM232 94H231V96H232ZM238 94V93H237ZM236 94V96H237V100H240V99H238L239 97H240V95L242 94L243 95V93H242V91H241V93L239 92V97H238V95ZM250 94H252V93H250ZM250 94H248L249 95V97H250ZM262 94V95H261ZM16 95V94H15ZM37 96V99H36V96ZM75 95V94H74ZM90 93L89 94H86L85 95V97H87V98H90ZM99 95V94H98ZM100 95H102V94H100ZM102 95V96H103ZM120 95V94H119ZM134 95V94H133ZM143 95H144V93H143ZM142 95V96H143ZM171 95V94H170ZM184 95H186V93H184ZM190 95V96H191ZM194 95V94H193ZM198 95H199V93H198ZM216 95V96H217ZM222 95V94H221ZM221 95H220V98H222L221 97ZM228 95H230V94H228ZM241 95V96H242ZM248 95L247 94H245V97H246V99H247V103H250L249 101H251V99L253 100V101H255L254 100V98H255V96L254 97H251V99L248 97ZM254 95V94H253ZM261 95V96H260ZM264 94L263 93H260L259 94V96H257V97H263L264 98V96H263ZM0 96H2V95H0ZM7 96V95H6ZM77 96V95H76ZM95 96H96V94H95ZM115 96V95H114ZM121 96V95H120ZM145 96V95H144ZM173 96V97H174ZM179 96V95H178ZM177 96V97H178ZM189 96V97H190ZM225 96H227V95H225ZM235 96V97H236ZM3 97V96H2ZM5 97V96H4ZM3 97V98H4ZM14 97V96H13ZM12 97V98H13ZM75 97V96H74ZM82 97V99L80 100V105H81V101H83V96H81ZM80 97V98H81ZM107 97V96H106ZM122 97V96H121ZM129 97V96H128ZM132 97V96H131ZM131 97H129V98H131ZM136 98H137V96H135ZM149 97V96H148ZM170 98H171V96H169ZM185 98H186V100L189 98L188 97V95H186V96H184ZM188 97V98H187ZM194 97V96H193ZM203 97L202 98H199V99H201V100H207V98H210V96H206V99H203ZM214 97H215V95L213 96V99H214ZM244 97V98H245ZM7 98V103H9V99L10 98H8V97H6ZM11 98V99H12ZM14 98H16V97H14ZM17 98V99H18ZM64 98V97H63ZM65 98H68V97H65ZM70 98V97H69ZM73 98V97H72ZM79 98V99H80ZM91 98L93 99L94 97H92L91 96ZM90 98V99H91ZM102 98V97H101ZM104 99H105V96L103 97ZM102 98V101L104 100ZM108 98V97H107ZM116 98V97H115ZM119 98V97H118ZM123 98H125V97H123ZM140 98H141V95H140ZM180 98V97H179ZM179 98H178V100H179ZM217 99H218V97H216ZM242 98V97H241ZM243 98V99H244ZM248 98H249V100H248ZM259 98V99H260ZM17 99H14L15 101H17ZM111 99H113V97L111 98ZM120 99V98H119ZM134 99V98H133ZM138 99H139V97H138ZM145 98L143 97V100H144ZM159 99V98H158ZM163 99V98H162ZM162 99H160L159 100V103H160V101L162 102ZM164 99H166V98H164ZM169 99V98H168ZM175 100H173V98H171V101H170V99L168 100V101H170V102H172L173 104H175V105H173V106H176L177 104H178V102H177V104H176V102L174 103L173 101H176L177 99L176 98H174ZM181 99V98H180ZM190 99H192V96H191V98ZM194 99H196V101H197V96H196V98H194ZM198 99V101H199V103H200V100ZM223 99V98H222ZM229 99V98H228ZM245 99V100H246ZM259 99H257V100H259ZM6 101L5 100V98L4 99H2V101H0V103L1 102H3L4 103V101ZM62 100V99H61ZM66 100H69V99H66ZM71 100V99H70ZM77 102H78V99H75ZM121 100H122V98H121ZM120 100V101H121ZM126 100V102H127V99H125ZM131 100L132 99H130V102H131ZM141 100V99H140ZM139 100V101H140ZM147 100V99H146ZM149 100V99H148ZM156 100H157V98H156ZM177 100V101H178ZM183 100H185L184 98H183ZM183 100H179L180 102H182ZM189 100V99H188ZM193 100V99H192ZM211 100V99H210ZM210 100H208L209 101V103H210ZM215 100V99H214ZM218 100H221V99H218ZM227 100V99H226ZM230 101H232L231 103H233L234 101V97H233V100H231V99H229ZM245 100H243V101H245ZM260 100H262L263 102L262 103H264V99H260ZM13 101V100H12ZM12 101L10 102L11 103V105L13 104H15V103H12ZM14 101V102H15ZM17 102V104L18 103H21V102ZM88 101H90L89 99L87 100V102ZM92 101V100H91ZM91 101L89 102V104H88V106H90V105H92L91 104ZM108 101H110L109 99H108ZM113 101H115L114 99H113ZM112 101V102H113ZM119 101V103H120V105H123V104H125V102H122V101H124V100H122L121 102L123 103V104H121V102ZM136 101H137V99H136ZM149 101H151V100H149ZM168 101L167 100H165V103H168ZM213 101V100H212ZM222 101V100H221ZM230 101L228 102H226V103H230ZM241 102H242V100H240ZM61 103H62V101H60ZM69 103H70V101H68ZM73 102V101H72ZM86 102V100L84 99V102H82V103H85ZM96 102V100L94 101L93 100V103H95ZM101 103L100 101H97V103ZM106 102V101H105ZM115 102H117V100L115 101ZM146 102V105H148V103H149V105H150V103L151 102H148V101H145ZM148 102V103H147ZM179 102V103H180ZM189 102H190V100H189ZM192 102V101H191ZM194 102V101H193ZM215 102H217V101H215ZM215 102H213L214 104H217V103H215ZM223 102V101H222ZM222 102H220V103H222ZM225 102H223V104L225 103ZM235 102H237V101H235ZM252 102V101H251ZM10 103L9 104H6V106H3V107H5V109H6V107H7V105H8V107L10 106ZM63 103V104H64ZM75 103V102H74ZM73 103V104H74ZM97 103H96V105H97ZM108 103V102H107ZM143 103V102H142ZM141 103V104H142ZM159 103L158 104H156V105H158V106H156L157 107V109L159 108V109H162L163 110V108L165 109V107L163 106V105H161V106H163V108H160L161 106L159 105ZM162 103H164V101L162 102ZM171 103V104H172ZM184 103H186V101H184ZM181 104V105H184V106H186V105H188V106H190V103L188 104ZM201 103H203V105H204V103H206L205 101L204 102H202L201 101ZM231 103L229 104V105H231ZM244 103H246V101L244 102ZM258 103V102H257ZM256 103V104H257ZM5 104V103H4ZM3 104V105H4ZM24 104V105H23ZM71 104V103H70ZM69 104V105H70ZM76 104V103H75ZM103 104H105L106 105V103H103ZM102 104V105H103ZM109 104V103H108ZM128 104V103H127ZM127 104H125V106L127 105ZM134 104H136V103H134ZM152 104V103H151ZM170 103H169V105L167 106V107H169V106H171L172 107V105H171ZM196 104H197V102H196ZM208 103H206V105H207ZM218 104H219V102H218ZM234 104H236V103H234ZM238 104V103H237ZM236 104V105H237ZM251 104V103H250ZM250 104H246L247 106H249V107H251L252 105H253V103H252V105H250ZM255 104V103H254ZM260 104H261V102H259V104H258V106H260ZM13 105L10 107V108H13ZM16 105V104H15ZM31 105V104H30ZM59 105H61L62 107H60V110H61V108L64 110H61V111H63V113L64 114H66V115H64V119L62 118V116H60V113H62L61 111H59V112H57V110L59 109L58 108V106ZM69 105H67V106H69ZM78 105H79V103H78ZM95 105V104H94ZM94 105H92V108L95 110V108H94ZM101 105V106H102ZM105 105L101 108V107H99L98 106V108H100L99 110H104L105 108ZM114 105V104H113ZM117 105V104H116ZM115 105V106H116ZM120 105H117V108H118V106H120ZM130 107H134V109H135V107H137L138 106V108L137 109H139V107L141 108V106H139V104L137 105V106H133V104L132 103H130ZM143 105V104H142ZM165 105V104H164ZM181 105H179V106H181ZM193 105L195 106V104L193 103ZM192 105V106H193ZM203 105H201V106H203ZM210 105H212V104H208V109H210L211 107H210ZM220 105V104H219ZM226 105V104H225ZM235 105V106H236ZM1 106V105H0ZM77 106V105H76ZM85 106H87V105H83V106H81V108L82 109H84L85 108ZM109 106V105H108ZM111 106H112V104H111ZM153 106H155V105H153ZM160 106V107H159ZM200 106V105H199ZM199 106L197 107V105H196V107H195V109L196 110H198V108H199ZM200 106V107H201ZM212 106H214V105H212ZM217 106V105H216ZM221 106V105H220ZM232 107H233V109L232 110H235L236 109V107L234 106V105H231ZM231 106H229V107H231ZM238 107H239V105H237ZM261 106L263 107V105L261 104ZM260 106V107H261ZM16 107H19L20 108V106L18 105H16ZM15 107V108H16ZM71 107H72V104H71ZM73 107H75V106H73ZM72 107V108H73ZM84 107V108H83ZM110 107V106H109ZM113 107V106H112ZM121 107V106H120ZM149 107H151V109L153 108L152 107V105H150ZM155 107V108H156ZM166 107V108H167ZM177 107H178V105H177ZM206 107V106H205ZM223 107H225V108H227V105L226 106H223ZM223 107H218V110H219V108H223ZM237 107V109L236 110H238L239 111V109H240V107L238 108ZM246 107V106H245ZM248 107V108H249ZM255 106L253 105V108H254ZM256 107H257V105H256ZM255 107V108H256ZM261 107V108H262ZM76 108V107H75ZM80 108V106L78 107V109H80V110H82ZM98 108H96V110L98 109ZM104 108V109H103ZM107 108V107H106ZM123 108V107H122ZM125 108V107H124ZM127 108H129V105H128V107ZM127 108H125V109H127ZM143 108H145L144 106H143ZM143 108H141V109H143ZM170 108V107H169ZM173 108V107H172ZM172 108H170L169 109V111H168V109L167 110H165L164 112L166 113V111H168V112H171V113H173L172 115H176L177 117L179 116V115H183V116H185L186 117V115L188 114H186V115H184V113L181 111V108H180V110H179V108H177L179 111H181L182 112V114L181 113H178L179 115H177V113H174V111H175V108L176 107H174L173 109ZM185 108H187V106L185 107ZM185 108H183L182 110H184ZM189 108V107H188ZM190 108H192L191 106H190ZM194 108V107H193ZM203 109H204V106L202 107ZM202 108H200L199 109V111H201V113L203 112V110H201ZM207 108V107H206ZM205 108V109H206ZM248 108H247V110H244V112L247 114L248 112H246V111H249L248 110ZM259 109V107L258 108H256V109H258L257 111L259 112V110L260 111H264V110H262V109ZM0 109H1V107H0ZM9 109V108H8ZM7 109V110H8ZM17 109V108H16ZM89 109H91V106H90V108L88 107V109H84V111H83V113L86 111H88ZM111 109H113V108H111ZM120 109V108H119ZM136 109V111H138ZM146 110H147V106H146V108H145ZM159 109H158V111H159ZM212 109H217L216 107H212ZM229 111H231V109L230 108H227ZM246 109V108H245ZM255 109V110H256ZM3 110V109H2ZM12 110H14V108L12 109ZM73 110V109H72ZM92 110V109H91ZM95 110V111H96ZM97 111L99 114H100V118H102L103 120H104V122H102L103 120L101 119V120H98V122L100 123V125H102V127H103V124H104V126L106 127V126H108V128H114L115 127V131H117L118 129H116V125H118V124H122L123 122H122V120H124L125 119V117H127V116H125V117H123V119L122 120H120V118H122V116H124V114L119 118V119H115V121L117 122V121H119L120 123H116L114 120H111L110 122H112L113 121V127H112V125H110V122L108 121L107 123H109V125L111 126V127H109V125L107 124V125H105V122L107 121V120H105V118H106V116H102V114H104L103 112L104 111ZM106 110V109H105ZM131 110V109H130ZM129 110V111H130ZM145 110V111H146ZM150 110V109H149ZM153 110V109H152ZM162 110H160L161 112H162ZM172 110V111H171ZM178 110H176L175 112H177ZM191 110V109H190ZM196 110H195V112H196ZM215 110H212L214 113H217V112H215ZM223 110V109H222ZM233 111V112H236V113H238L237 111ZM253 109H251V111H252ZM4 111H6V110H4ZM8 111H11V109L10 110H8ZM74 111H76V110H73V112ZM90 111V110H89ZM88 111V112H89ZM107 111V113H105L106 115L108 114V110H106ZM115 112L117 111L118 112V114H116V115H119V110H117V109H115L114 110ZM124 111V110H123ZM122 110L120 111V112H123ZM133 111V110H132ZM132 111H130V112H132ZM135 111V112H136ZM139 111H141V110H139ZM142 111H144V110H142ZM178 111V112H179ZM221 111V110H220ZM224 111V110H223ZM227 111V110H226ZM241 111V110H240ZM251 111H249V112H251ZM1 112V111H0ZM3 112V111H2ZM2 112L0 113V114H2ZM57 112V113H56ZM77 112V111H76ZM76 112H74V113H76ZM80 112V111H79ZM79 112H77L76 113V115L77 114H79ZM85 112V114L88 116V119H94V117L92 118V116H94V115H99V114H93L94 112H89V113H92V114H88V113H86ZM110 112V111H109ZM112 112V111H111ZM110 112V113H111ZM126 112H127V110H126ZM154 114H156V115H158L160 112H158V113H156L157 112V110L156 111H152ZM164 112H162V113H164ZM184 112H185V110H184ZM191 112V111H190ZM189 112V113H190ZM194 112V111H193ZM209 112V111H208ZM233 112H231V113H233ZM254 112V111H253ZM68 113V115L69 116H71L72 115V113H71V115ZM114 113V112H113ZM134 113V112H133ZM146 113H148L147 115H149L151 112H149V111H146ZM145 113V114H146ZM199 113V112H198ZM203 113H205V112H203ZM202 113V114H203ZM226 113V112H225ZM236 113L234 114V115H236ZM254 113H256V112H254ZM261 114H262V112H260ZM4 114V113H3ZM6 114L8 115L9 113H7L6 112ZM121 114V113H120ZM130 114V113H129ZM143 113L142 112H140L139 113V115H142ZM154 114H152L151 116H152V118H153V116L154 117H157L156 115H154ZM161 114V113H160ZM159 114V115H160ZM192 114V113H191ZM191 114H188V115H190V117H192L193 116V114H192V116H191ZM201 114V115H202ZM209 114H210V112H209ZM212 114V113H211ZM219 114H220V112H219ZM218 114V115H219ZM241 114H242V112H241ZM245 114V115H246ZM250 114V113H249ZM249 114H248V116H249ZM252 114V113H251ZM67 115V117H69ZM76 115H73V116H76ZM81 116V118L80 119H82V121H84L83 119H85V118H87V116L86 115H84V116H86L85 118H82L83 116V114H82V112H81V114H80ZM114 115V114H113ZM112 114H111V117L113 116ZM135 115H137V113L135 114ZM137 116L138 117V120H139V117H141V118H143L144 116V118H145V120L146 121H144V119H141L142 120V122H139V121H136V123L135 124H137L138 125V127L140 126V124H138V122L139 123H141V125L143 126V128H146V126H148V125H146L147 124V121L149 120V118H148V116L147 115H143V117L142 116ZM158 115V116H159ZM164 114H162V117H164L163 119H168L169 117H170V113H169V116H168V114H167V116L165 117V116H163ZM173 116V117H175V118H173V117H170L169 119H171V118H173L172 120H174V119H176L177 117L176 116ZM201 115H200V117H201ZM221 115V114H220ZM224 115V114H223ZM238 115L240 116V114L238 113ZM255 114H253L252 115V118L254 119V116ZM262 115H264V114H262ZM72 116V117H73ZM78 117H79V115H77ZM89 116H91V118L89 117ZM102 116V117H101ZM108 116V115H107ZM115 116V115H114ZM113 116V117H114ZM120 116V115H119ZM130 116H132V115H130ZM146 116H147V119H146ZM183 116H181V118H182V120L183 119H185V117L183 118ZM196 116V115H195ZM230 116V115H229ZM259 116V115H258ZM105 117V118H104ZM109 117V116H108ZM161 117V118H162ZM197 117V116H196ZM195 117V118H196ZM202 117H206V116H204V114H203V116ZM207 117H209V116H207ZM210 117H213V116H210ZM215 117H216V115H215ZM230 117H232V116H230ZM242 118H238L242 123L243 122H245L246 123V117L244 116V115H242L241 116ZM245 117V118H244ZM250 117H251V115H250ZM257 117V116H256ZM255 117V118H256ZM262 117V116H261ZM75 118V117H74ZM74 118L73 119H71V117L69 118L70 120H74ZM77 118V117H76ZM97 118V117H96ZM95 118V125H99L98 123H96V120L97 119H100V118H97L96 119ZM110 118V117H109ZM115 118H117V117H115ZM128 118H129V116H128ZM136 118V117H135ZM160 118V119H161ZM179 118H180V116H179ZM245 119V121H243L244 119ZM259 118V117H258ZM264 118V117H263ZM0 123H2L1 121H2V119H4L3 117H1V115H0ZM6 119V118H5ZM8 119H9V117H8ZM8 119H6L7 121H8ZM108 119V118H107ZM127 119V118H126ZM130 119H131V117H130ZM151 119V118H150ZM159 119V117H158V119L156 118V120H155V122L153 123L151 120V122L149 121V125H151V123L153 124V125H151V126H153V127H155V123H157L158 124V121L160 120ZM166 119V125L167 126H165V122H164V120L162 121V123H160V124H164V125H162V126H164V127H166V129H168V124H169V122H171L172 123V125H174V122L176 121H172V120H169V122H167L168 120ZM199 119V118H198ZM201 119V118H200ZM233 119H235V118H233ZM10 120V119H9ZM79 120V119H78ZM87 120V119H85V122H87V125H89V126H87V125H82V126H84L83 128H82V130H81V136L83 135L86 139H88L89 138V136L91 135V137L92 138H90V141H95V140H92L93 138H95V136L96 135H93L94 133H97L98 132V130H95V129H97V126H94V127H91L90 125H91V122L92 121H94V120ZM131 120H133V118L131 119ZM135 120V119H134ZM191 120H194V119H189L188 121H189V123H191L190 121ZM206 120V119H205ZM205 120H203L204 121V123H205ZM215 120V119H214ZM220 120H222V119H220ZM223 120H225V119H223ZM239 120H237V122L239 121ZM259 120H261V119H259ZM7 121H4L5 123H7ZM75 121V120H74ZM73 121V122H74ZM81 121V122H82ZM88 121H90V123H88ZM184 121V120H183ZM200 120H198V123L195 121V123H197V124H199L200 125V122H199ZM207 122L209 121V120H206ZM226 121V120H225ZM10 122V121H9ZM20 122H22V123H20ZM72 121H69V124H72L73 123ZM76 122V121H75ZM73 123V126H74V124H77V122L76 123ZM80 122V121H79ZM102 122V123H101ZM115 122V123H114ZM126 122V121H125ZM134 122V121H133ZM145 122V127H144V124H142V123H144ZM186 123H187V117H186V121H185ZM193 122V121H192ZM216 123H217V120L215 121ZM224 122V121H223ZM248 122V121H247ZM260 122V121H259ZM4 123V124H5ZM128 123H129V119H128V122H127V124H125V123H123V125L125 126L126 125V127H127V125H128ZM130 123H132L131 121H130ZM170 123V124H171ZM186 123H183V124H185L186 125ZM194 123V122H193ZM195 123H194V125H195ZM202 123V122H201ZM245 123H243L244 124V127H245ZM249 123V122H248ZM261 123V122H260ZM26 124V123H25ZM35 124V125H34ZM59 124V126H57ZM62 124V125H61ZM67 124H68V122H67ZM112 124V123H111ZM114 124H116V125H114ZM134 124V123H133ZM135 124L134 125H132L133 127L135 126ZM178 124V125H177ZM177 124L175 123V127H173L172 125V129H176V131H177V129H178V127H179V124L181 125V127L183 128V124H181L180 123V120H179V123H178V120H177ZM197 124L195 125L196 126V128H197ZM207 124H209V123H207ZM206 124V125H207ZM211 124V123H210ZM219 124V121H218V123H217V125ZM242 124V125H243ZM256 124V123H255ZM263 124V123H262ZM5 126V125H3V123L2 124H0V126ZM7 125V124H6ZM63 126V127H61V126ZM94 124H92V126H93ZM159 125V124H158ZM191 125H192V123H191ZM201 125H203V124H201ZM235 125H238V123H236ZM239 125H240V122H239ZM247 125H249V124H247ZM251 125V124H250ZM250 125H249V127H250ZM258 125V124H257ZM257 125H255V126H257ZM73 126H72V128H73ZM86 126L89 128V129H91V128H95L94 130H93V132L94 131H97V132H94V133H92V130H91V133L92 134H90V130L88 131V128H86ZM122 126V125H121ZM151 126H148V127H151ZM170 126V125H169ZM176 126H178V127H176ZM226 126V125H225ZM252 126V125H251ZM255 126H253L252 128L254 129V127ZM17 127V128H16ZM21 127H23V128H21ZM57 127L59 128V127H61L60 129L62 130V133L63 134H59V133H61V132H58V131H61L60 129L59 130H57ZM101 126H100V130H101V128H102ZM105 127H103L102 129H103V131L101 130H99V132L97 133V135H98V137H99V134H102L104 131H105ZM120 127V125H118V127L117 128H119ZM123 127V126H122ZM122 127H120V128H122ZM128 127L130 128L131 126H129L128 125ZM153 127H151L152 128V132H151V128H150V130H149V132H151V133H153V131L155 130V131H157V133H158V130H156L157 128H158V126H156L155 128H154V130H153ZM160 127H161V125H160ZM186 128L184 129V130H186L187 129V131H185L186 133H183V134H188V133H190V132H188V128H187V126H185ZM189 127H190V125H189ZM192 127V126H191ZM190 127V128H191ZM199 127V126H198ZM201 127V126H200ZM203 127H210V125H207V126H202V128ZM218 127V126H217ZM227 127H228V125H227ZM226 127V129H228ZM232 127V126H231ZM231 127H230V130H231ZM242 127V126H241ZM244 127H242V129H244ZM259 127V125L257 126V128ZM264 126H261L260 128H263ZM1 128V127H0ZM12 128H13V130H12ZM31 128H27L26 129V127H25V129H26V132L24 131V133H25V135H26V137H25V135L23 134V140L24 139H26L27 138V135H28V138L32 135V133L30 132V131H28V129H30L31 130ZM67 130H66V129ZM107 127H106V129L109 131V129H108ZM129 128H128V133H129ZM132 128V127H131ZM130 128V129H131ZM135 128V127H134ZM133 128V129H134ZM140 128V127H139ZM171 128V127H170ZM211 128V127H210ZM220 128V127H219ZM223 128H225L224 126H223ZM238 128V127H237ZM248 128V127H247ZM246 127H245V129H247ZM21 129V131H20V133L19 134H21V135H18V137L16 138V137H14L15 139H12V141H11V139H8V138H6V140L4 139L5 138V136H7L8 135V137L10 138H13V136H15L14 135V132L15 133H17L19 130ZM38 129V128H37ZM37 129L36 130H34V131H32V132H34L33 134H34V136L36 135L37 136V134H38V136H37V138L35 137V139L33 138V139H31L32 137H30L29 139L30 140H33V141H30V140H28L27 142L32 146V151H33V156L34 157H36L37 155V159L35 158V160L33 159L34 157L33 156H31L32 154H31V150H29V149H31L30 148V145L28 144V147H27V145L26 144H24V145H26V149L25 148H23L24 146L22 145V143L23 142H20L21 143V145L22 146H20V144L19 145H17L18 143H16V142H19V141H15L14 143H16V150L15 151H17V150H22L20 147H22L23 148V151L24 150H26L25 152H24V154L22 153L21 154V158L22 159H24L23 161H24V163L25 164H27V165H23L24 166V168H23V166L20 168V166L19 165H21L22 163H23V161H21L22 159L20 158L19 159V157H17V155H12L14 158L15 157H17V159L15 158V160H17V161H15L14 160V158H12V160H6V158H8V157H5V160H6V163H5V161H4V159L2 158V157H4L5 156V154H7V153H5L4 154V156H2L3 155V153H4V148H2L3 150H1V152L3 151V153H1L0 152V154H2V155H0L1 157V159H2V161L3 162H1V159H0V162L1 163H4L3 165H5V164H7L8 165V163L9 162H7V161H12L13 162V160L15 161V162H17V163H15V165L16 164H18L16 167H14V164H12V162L11 163H9V165L10 164H12V165H10V166H13V167H10L11 169H13L14 170V168L16 169L15 171H16V173H17V175H18V173H19V171L22 173V172H24L23 170L25 169V168H27L26 170L27 171H29V173L30 172H33V174L31 173V176H35V174H36V177H38V179L36 178H34L33 177V180H31L32 179V177L29 179V180H31V182H36L35 183V185H39V187H44L45 188V186L47 185L48 187L50 186V184H51V182H52V180H53V182L52 183H55V186H58L59 188H60V182H65V183H62L61 184V187H62V185H64V187H62L60 190H63V188L64 189H66V187L65 186H67L68 185V187L67 188H69V189H67V191L69 192V193H71L72 192V190L74 189V186H76L77 184L76 183H78V181H79V178L77 179V177H76V179L78 180V181H76V179L74 178V177H72L71 176V172H70V170H71V168H74V164L72 163V164H70L69 162H65V164L66 163H69L71 166H69L68 168L70 169H67L65 166H64V170H63V168H62V166L64 165L63 163H61L60 161H62V160H60L59 161V159H58V161H57V159L56 158H54L53 156H52V153L54 152V153H56V152H58L57 151V147H60V149L62 150H60L59 149V152L61 153L62 152V156L61 157H63L67 152L65 151L66 149H67V146H64L63 145V141H64V144H66V145H70V144H72V140L74 141V139H75V144H81V143H83V142H81V141H84V143H86L87 141L89 142V140H78V142L80 141V143H78L77 141H76V138H74V136H75V134L73 135H71V134H69V133H74V132H67L69 135H67V134H65L66 136H64L65 138L67 137V140H66V142H68L69 140H71V139H69L70 137L69 136H71V137H73L72 138V140L70 141L71 143H66L65 142V139H63V141L62 142H59V143H56L57 144V146L56 147H54V148H57L56 150L55 149H53L52 147H50L49 146V148H51L52 150H55V151H51V153L50 152H48V149L47 148H43L44 149V151L46 152V149H47V153H46V157L45 158H48V157H53V159H54V162H56L55 164L56 165H54L53 163L54 162H52V166H57V167H59L60 168V170L58 169V171H61L62 172V170H63V172L61 173V172H58L59 173V175L58 174H56L55 175V173H53L54 171H50L49 173H51V174H47V172H46V170H45V166L44 165H48V166H50L51 168H52V166H51V160H50V158H49V160L50 161H48V159H46V161H45V163H43L44 162V160L43 161H40L41 162V164H40V162H36V160H40L39 158L41 157V155H42V157L44 158V156L45 155H43V154H41V153H44L45 154V152L42 150V146H44V144H43V142H42V140L43 139H41L40 137H42V136H40L39 135V133H40V129H38V131H39V133H38V131H37ZM66 131H65V130ZM83 129H87V132H89L88 134H90L89 136L88 135H86L85 136V134H87L86 133V130H84V132H82L83 131ZM132 129V130H133ZM135 129H138L137 127L135 128ZM149 129V128H148ZM163 129V128H162ZM193 129V128H192ZM200 129V128H199ZM198 129V130H199ZM206 129V128H205ZM222 129V128H221ZM233 129H236V128H233ZM241 129V128H240ZM245 129H244V131H245ZM249 129H251V127L249 128ZM249 129H247V130H249ZM65 132H64V131ZM113 130V129H112ZM111 130V131H112ZM121 130V129H120ZM125 130V129H124ZM141 130V129H140ZM144 130V129H143ZM146 130L147 129H145V131L143 132V135H144V133L146 132ZM161 130V129H160ZM178 130H180V128L178 129ZM183 130V131H184ZM197 129H196V132L198 131ZM202 130V129H201ZM204 130V129H203ZM209 130H212V129H209ZM215 130V129H214ZM217 130H219L220 132L221 131H224V129H222V130H220V129H218L217 128ZM239 130V129H238ZM237 130V131H238ZM263 130H264V128H263ZM17 131V132H16ZM56 131H57V133L59 134V135H57V133H56ZM136 131V130H135ZM134 131V132H135ZM138 132H139V129L137 130ZM155 131H154V133L152 134V135H154L155 134ZM170 131V129H168L167 130V133ZM176 131H171V132H174L173 134H175V133H177ZM200 131V130H199ZM218 131V132H219ZM239 131H241V130H239ZM243 131V132H244ZM250 131H252V129L251 130H249V132ZM255 131L257 132V129L255 128ZM254 130H253V132H255ZM258 131H259V128H258ZM36 132V133H35ZM80 132V131H79ZM106 132V131H105ZM104 132V133H105ZM110 132V131H109ZM113 133H114V131H112ZM147 132H148V130H147ZM147 132H146V134H147ZM179 133L181 132V131H178ZM188 132V133H187ZM196 133L195 132V130L194 131H192V133ZM202 132V131H201ZM209 132V131H208ZM217 132V133H218ZM235 132V131H234ZM241 133L240 135H242L243 134V136H240L239 137V135H238V138H240V139H243V137H244V139H243V141H244V145L241 143V142H235V144H234V141L236 140V138H234V136H236L237 134H239V132L238 133H236V135H234L233 137H230L229 135H228V138H229V140H230V138L232 139L233 138V141L232 140H228V138H226L227 140H225V141H228L230 144L233 142V147L235 148H237L236 149V151H237V153L236 152H234L235 150H234V148L232 149L231 148V145L228 143V142H226V144L228 143V145H227V147L228 148H230V150L232 149V150H234V151H230L229 149V151H230V153L228 152V154H227V156H233V158H235V157H237V159L238 160H236V159H234V161H236V162H239V160H243V159H245V160H247L246 158H243V157H248V155H250L251 153H253L252 155H254V157H258L257 159L258 160H260L259 158L261 157V156H263L262 154H264V152H263V150H264V146L262 147L261 146V148H260V151L262 150V152L263 153H261L258 149V147H259V145H256V146H258L257 147V152H256V154H255V150L253 149L254 147H256L255 146V144H257L259 141H261L262 140V137L261 136H259V135H257V134H260V132H261V135L263 136V132H262V130H260L259 131V133H255V135H256V137L253 139L254 141L252 142V143H254L252 146H254V147H251L250 149H251V153L249 154L247 151H249L248 149V146L250 147V145L252 144V143H250V141H248L249 139H250V137H252L251 135L250 136H246V134H244V133ZM248 132V131H247ZM246 132V133H247ZM4 133V134H3ZM27 133H29V134H27ZM40 133V134H41ZM76 133V132H75ZM82 133H85V134H82ZM116 133V132H115ZM131 133V132H130ZM133 133V132H132ZM131 133V134H132ZM139 133H141V132H139ZM150 133V134H151ZM156 133V134H157ZM165 133V132H164ZM170 133V132H169ZM191 133V134H192ZM199 134H200V132H198ZM197 133V134H198ZM211 133V132H210ZM216 133V132H215ZM216 133V134H217ZM224 133V132H223ZM229 133V132H228ZM251 133V132H250ZM263 133V134H262ZM3 134V135H2ZM79 134V133H78ZM107 134V132L105 133V135ZM111 135H109L110 137L111 136H113L112 135V133H110ZM119 134V133H118ZM120 134H121V132H120ZM120 134H119V136H120ZM142 134V133H141ZM149 134V133H148ZM149 134V135H150ZM172 134V133H171ZM181 134V133H180ZM183 134H181V135H183ZM203 134V133H202ZM215 134V135H216ZM233 134V133H232ZM248 134V133H247ZM253 134V133H252ZM41 135H43V134H41ZM80 135V134H79ZM79 135L77 136V138L79 137ZM94 137H93V136ZM116 135V134H115ZM148 135V136H149ZM162 134L160 133V136H161ZM186 135H184V136H186ZM189 135V134H188ZM194 135L196 136V134H193V135H191V137L193 136V138H194ZM208 134H206V136H207ZM213 135V134H212ZM214 135V136H215ZM220 135H222V134H220ZM225 135V134H224ZM245 135V136H244ZM2 136H3V138H2ZM40 136V137H39ZM46 135H45V137H47ZM102 136H104V135H102ZM101 136V137H102ZM107 136V135H106ZM105 136V137H106ZM118 136V135H117ZM130 137H132V135H129ZM128 136V137H129ZM148 136H146V138L148 137ZM171 136V135H170ZM175 136V135H174ZM177 136H179V135H177ZM204 137H205V135H203ZM209 136V135H208ZM216 136H218V135H216ZM227 136V135H226ZM225 136V137H226ZM257 136H259V139H258V137ZM53 137H56V139L54 138L53 139ZM69 137V138H68ZM97 137V136H96ZM97 137V138H98ZM108 137V136H107ZM106 137V138H107ZM114 137V136H113ZM121 137V136H120ZM122 137H123V135H122ZM127 137V136H126ZM135 137L136 136H133V141L135 140ZM156 137V136H155ZM154 137V138H155ZM166 137H167V135H166ZM188 137H190V136H188ZM190 137V138H191ZM197 137V136H196ZM198 137H199V135H198ZM197 137V138H198ZM202 136L200 135V138H201ZM210 137V136H209ZM220 137V136H219ZM27 138V139H28ZM42 138H44V137H42ZM58 138V139H59ZM109 138V137H108ZM137 138L139 139L140 137L139 136H137ZM150 138V137H149ZM152 138H153V136H152ZM184 138V137H183ZM186 138V137H185ZM184 138V140H186ZM190 138H188V139H190ZM203 138V137H202ZM206 138V137H205ZM205 138H203L204 140H205ZM245 138H248V140L247 139H245ZM258 139L256 142L257 143H255V139ZM36 139H41L40 141H38V142H41V143H38L37 141H36V144H35V147H37L36 145H39V144H41L40 145V149H37L36 151L38 152H36V156L34 155V150H35V147H33L34 146V143H35V140ZM47 138H45V140H46ZM57 139V140H58ZM80 139V138H79ZM81 139H83V138H81ZM96 139V138H95ZM102 139H103V137H102ZM111 139V138H110ZM116 139V138H115ZM114 139V141L116 142V141H118V143H123V141H120V140H115ZM128 139H130V138H128ZM138 139H136V140H138ZM196 139V138H195ZM210 139V138H209ZM208 139V141H207V139L205 140V142L207 141V142H209V145H210V147H209V145L207 144V143H205V144H207V146H205V144H201V143H199V144H201V145H203V147H201V145H197L196 143V145L197 146H199V148H198V150H197V153H198V151L200 150V151H204V153H203V151H202V153L203 154H206V153H208V152H206V151H210V149H212L211 151H212V153H213V151L215 152L216 151V153H213L214 155L216 154L217 155V159H218V161H219V157L218 156H222V154H223V152L225 151V146H223V148H225V149H221L220 147L221 146H219L220 145V143H218V144H216V141L218 142V140H216L215 141V138L214 139H212L211 138V141H214V142H212V143H214V147L210 144V140ZM218 139V138H217ZM221 139V138H220ZM252 139H251V141H252ZM264 139V138H263ZM22 140V139H21ZM44 140V141H45ZM48 141V144H50L49 142H51V141ZM56 140V141H57ZM101 139L99 138V141H100ZM107 140V141H106ZM104 139V142L106 141V142H108V140L109 139ZM122 140H123V138H122ZM127 140V139H126ZM131 140V139H130ZM149 140V139H148ZM150 140H152V139H150ZM155 140V139H154ZM157 140V139H156ZM190 140H193V139H190ZM203 140V141H204ZM246 140V141H245ZM24 141H26V140H24ZM97 141L98 140H96V143H97ZM112 141H113V139H112ZM111 140L108 142V143H110V142H112ZM113 141V142H114ZM120 141V142H119ZM129 141V140H128ZM141 141H143V140H141ZM163 141V140H162ZM162 141H161V143H162ZM167 141V140H166ZM169 141V140H168ZM182 141V140H181ZM187 141V140H186ZM189 141V140H188ZM198 141V139H196V141H192L193 142V145H194V142H197ZM242 141V140H241ZM249 142V144L250 145H248V146H246L245 147V145H247L248 143H245V142ZM30 142H32V144L30 143ZM46 142V141H45ZM44 142V143H45ZM77 142V143H76ZM112 142V143H113ZM114 142V143H115ZM132 142V141H131ZM144 142V141H143ZM150 142V141H149ZM154 141H152V142H150L152 145L154 144L153 143ZM173 142V141H172ZM171 142V143H172ZM175 142H177L178 143V141H174V143ZM191 142V143H192ZM202 142V141H201ZM221 142V141H220ZM38 143V144H37ZM47 143V142H46ZM52 143H53V145H55L54 144V142H51V145H52ZM89 143H91V142H89ZM96 143H94V145H96V147H97V145L98 144H96ZM98 143H102V141L101 142H98ZM109 144L110 146L111 145H113V147H114V143L113 144ZM117 143V142H116ZM116 143H115V146H118V145H116ZM129 143V142H128ZM144 143H146V145H148V148H149V144H147V142L145 141ZM157 143V142H156ZM159 143V142H158ZM158 143L156 144V145H158ZM168 143V142H167ZM167 143L165 144L166 146H167ZM174 143H172L173 145H174ZM186 143V144H185ZM184 144H183V142H181V145L183 144V150L182 149H180V150H182V151H186V149H184V145L186 146L187 145V147H188V144H190V143H187V142H185ZM240 143L242 144V147H244V149H242V147H240L241 145H240ZM264 142L262 141V144H263ZM11 144V143H10ZM13 144V143H12ZM43 144V145H42ZM61 144H62V146H61ZM73 144H74V142H73ZM72 144V145H73ZM102 144H104V143H102ZM125 144V143H124ZM124 144H122L123 146H124ZM164 144V143H163ZM163 144H162V149L164 150L165 148H166V146H165V148H163L164 146H163ZM176 144V143H175ZM180 144V143H179ZM216 144V145H215ZM221 144H223V142L221 143ZM258 144H260V142L258 143ZM59 145V146H58ZM72 145H70L68 148H70V149H68V150H70V151H72L73 150V147H74V150H75V148H76V152H78L77 151V146L75 147V145L72 147ZM82 145V144H81ZM81 145H79L78 146V148L81 146ZM93 145V143H91V146ZM107 145V144H106ZM121 145V146H122ZM136 145V144H135ZM135 145H134V147H135ZM138 145H139V143H138ZM140 145H141V148L143 147L142 145L143 144H141L140 143ZM139 145V146H140ZM155 145V146H156ZM224 145V144H223ZM235 145V146H234ZM237 145H238V147L239 148H241V150L243 151V153H244V150H245V152H247L246 154H245V156L243 155V157H242V159H239L238 158V155L240 154L239 153V151H240V149L237 147ZM240 145V146H239ZM6 146V147H5ZM11 146V145H10ZM83 146H84V144H83ZM86 146H88V144L86 143V145H85V150H86ZM107 147V148H111V147ZM144 146H145V144H144ZM151 146V145H150ZM154 146V145H153ZM154 146V147H155ZM169 146H171V145H168V147L167 148H169V152L171 153V155L173 156L174 155V157H177L176 155H180V157H183L181 154H183V155H187L188 156V158L186 157V155L184 156V158H181V162H182V165H181V167L182 168H185V167H183L184 165V160H186V162L187 161H189V163H191V164H189L188 162V164L187 163H185V165H186V168H188V166L189 165H192V163L193 162H191V161H196L197 159H201V161L200 162H202V160L203 159H205V160H209V161H211V158H213L214 156H213V154H211V153H209V154H206L205 156L206 157H203L204 155L203 154H201V156L203 157V159H202V157L200 158V156H199V154H198V156L195 154L196 152H194V154H195V156H197V157H195V158H197V159H192L193 157H192V155L191 154H193L190 150H192V149H194V150H196V148L197 147H195V145H194V147L193 148H189L187 151H189V152H191L190 153V155H189V153L186 151V153L185 152H183L182 153V151H181V153L179 152H177V151H175L174 150V148H176V147H173V146H171V148H172V150L173 151H175V154L176 153H178V154H173L172 153V151H171V148L169 147ZM190 146V145H189ZM211 146H212V148H211ZM217 146H219V148L217 147ZM12 147H15V145H13V146H11V149H12ZM19 147V148H18ZM48 147V146H47ZM66 149H65V148ZM72 147V148H71ZM92 147H95V146H92ZM99 147V146H98ZM101 147H104V145H102ZM120 147V146H119ZM126 147V146H125ZM124 147V148H125ZM133 147V146H132ZM131 147V152H132V149L134 150V152H135V149L137 148V146H136V148H132ZM147 147V146H146ZM157 147H160V145L159 146H156V148H155V150L157 149ZM181 148V146H179L178 144H177V148L176 149H178V148ZM186 147V148H187ZM210 149H209V148ZM215 147H217L218 149H214ZM18 148V149H17ZM33 148H34V150H33ZM38 148H39V146H38ZM83 147H80L78 150H81ZM89 148H90V146H89ZM115 148V147H114ZM128 148V147H127ZM139 148V147H138ZM148 148H144L143 150H146V151H149V150H147ZM161 148V147H160ZM160 148H158V150L160 149ZM166 148V149H167ZM203 148V149H202ZM205 148H207V149H205ZM7 149H10V148H7ZM63 149H65L64 150V152H63ZM72 149V150H71ZM91 149H93V148H91ZM98 149V148H97ZM126 149V148H125ZM140 149V148H139ZM150 149V148H149ZM165 149V150H166ZM202 149V150H201ZM205 149V150H204ZM220 149H221V151L222 152H220ZM256 149V148H255ZM13 151H14V149H12ZM11 150V152H13ZM39 150L41 151V152H39ZM73 150V151H74ZM84 150V149H83ZM84 150V151H85ZM94 150V149H93ZM93 150H91V151H93ZM111 150H112V148H111ZM111 150H107V151H111ZM118 150V149H117ZM120 150V149H119ZM154 150V149H153ZM152 149H150V151H153ZM155 150H154V152H153V154L154 153H156V152H158L159 153V151H156L155 152ZM161 150V149H160ZM162 151L163 153L162 154H165V155H162L161 153H157L159 156H161V157H157L156 159L155 158H153V157H155L156 156V154H155V156H151V155H153L152 154V152L150 153V152H148V153H150V158L152 157V159H154L156 162L158 161V160H160V158L162 159V160H160V162H155L154 160H151V162H153V164L154 165H152V166H156V164H160V166L161 165H163L162 163H167V165H168V161H170L169 160V152H168V157H165V156H167L166 155V151ZM247 150V151H246ZM14 151V152H15ZM20 151H18L17 153H19V155H20ZM69 151V153H71ZM72 151V152H73ZM101 151H103V149L101 150ZM115 150H112V152H114ZM129 151H130V149H129ZM199 151V152H200ZM210 151V152H211ZM219 151V152H218ZM5 152H8V153H11L10 152V150H6ZM14 152H13V154H14ZM28 152H30L29 153V155H27V153ZM75 152V151H74ZM75 152V154L74 153H72V154H74V155H80L83 151H81V153L80 152H78V153H76ZM118 152V151H117ZM116 152V153H117ZM131 152H129V154H131L132 155V153ZM137 152H139V150L137 151ZM141 153H142V151H140ZM145 152V151H144ZM143 152V153H144ZM231 152L233 153L234 152V154H232L231 155ZM241 152V151H240ZM261 154H260V153ZM25 153H26V155H25ZM40 153V154H39ZM53 153V154H54ZM69 153H67L66 155H65V159L67 160H69V159H72V158H74L73 157V155H72V158H71V154H69ZM87 153V152H86ZM85 152H83V155L85 156V154H86ZM98 153H101V152H97V154ZM125 152L123 151V154H124ZM140 153V154H141ZM185 153V154H184ZM217 153H219V154H221V155H218ZM237 155H236V154ZM242 153V152H241ZM258 153H259V155L260 156H258ZM16 154V153H15ZM31 154V155H30ZM48 154H50L49 156H48ZM56 154H58V153H56ZM88 156L86 157V159L87 160H89L90 161V159H91V161L93 160V159H96V157L94 158V154L93 155H91V157H90V154H92V153H90L89 154V151H88ZM102 154L103 153H101L100 155H98L97 157H99V156H101L100 158L102 159V158H104V160H101L100 162H102V161H104V164H105V157H107L108 158V156H106V155H103L104 157H102ZM106 154V153H105ZM127 154V153H126ZM140 154H136V155H138L139 157H141L140 156ZM146 153H144V155H145ZM161 154V155H160ZM248 154V155H247ZM39 155H40V157H39ZM69 155V156H68ZM96 155V154H95ZM142 155V154H141ZM146 155H149V154H146ZM207 155H208V157H209V155H211L209 158L207 157ZM216 155H215V157L213 158V159H216ZM234 155H236L235 157H234ZM242 155V154H241ZM255 155H257V156H255ZM28 156H31V157H33V158H31V157H28ZM57 156V158H58V156L59 155H56ZM66 156H68L69 158H66ZM81 156H82V154H81ZM83 156V158H85ZM114 156V155H113ZM120 156V155H119ZM129 156V155H128ZM134 157H136L135 155H133ZM138 156L136 157V162H134V160H132L134 157H132V156H130V157H132V159H130V160H132L133 162H132V164H137V165H140L139 163H137L138 162V160H141V159H139L138 158ZM189 156H191V157H189ZM213 156V157H212ZM23 157H26V158H23ZM28 157V158H27ZM60 157V156H59ZM89 157H90V159H89ZM114 157H116V156H114ZM118 157V156H117ZM129 157V158H130ZM163 157H165V158H167V159H165V158H163ZM174 157H173V159H174ZM63 158V159H64ZM76 158V157H75ZM78 158V157H77ZM77 158L75 159V160H77ZM100 158H99V160H100ZM106 158V159H107ZM110 158V157H109ZM118 158H120V157H118ZM122 159L124 158V157H121ZM138 158V159H137ZM142 158V157H141ZM147 158H148V156H147ZM150 158L148 159V161L150 162ZM178 158L179 157H177L176 158V160H178ZM191 159V161H190V159ZM220 158H222V157H220ZM33 159V160H32ZM56 159V160H55ZM135 159V158H134ZM143 159H144V156H143ZM165 160V162H164V160ZM182 159H183V161H182ZM187 159H189V160H187ZM223 159V158H222ZM222 159H220L221 161H219V165L220 164H222ZM228 159H229V157H228ZM231 159H232V157H231ZM18 160H20V161H18ZM74 160V159H73ZM97 160H98V158H97ZM97 160H94V161H97ZM111 160V158L110 159H108L107 161H110ZM113 160H115V159H113ZM113 160H112V162H113ZM118 160V159H117ZM124 162H126L127 160H128V158L127 159H125L124 158ZM144 160H147L146 159V157H145V159ZM143 160V161H144ZM175 160V159H174ZM199 160H197V161H199ZM248 160L250 161V160H252V166L251 165H249V163H246L244 160H243V163H241V161H240V163L242 164V165H240V166H242L241 167V169H239L240 168V166H239V164L240 163H237V166H239V168L238 167H234V168H236V170L237 171H234L233 173L231 172V174L229 173V175H236V176H238L239 177V175L241 174H239V170H241L242 172L243 171H246V169H248L247 167H249V169L252 167V170L250 169V171H246L247 173L246 174H248L249 175V173L252 171L253 173H254V175H258L259 173V170L261 171V172H263V168H264V164H262V160L264 161V159H262L261 158V162L260 161H258V160H256L255 161V158L254 159H252V156H250V157H248ZM53 161V160H52ZM81 161L82 160H80V163H81ZM94 161H92V162H94ZM116 161V160H115ZM142 161V160H141ZM209 161H207L206 163V165H208V167L207 166H203V168L205 169L206 167H207V169H203L202 168V166H201V168H199V166H197V165H201L202 163H200V164H198L197 163V168H195L196 166H192V170L190 169L191 168V166H189V169L190 170H188V174L186 173V171L184 172L183 170H181V168L179 169L180 170V173H177V171H176V173L177 174H182V176H184L185 174V176H188L189 174H190V171H191V173H193L194 172V175H195V177H194V175L193 174H190L189 176H188V178H187V180H189V178H190V176H191V178H190V182H191V179H193L192 177H194V183L192 184V183H188V181H186V178H185V176H184V178L182 179V181L181 182H187L186 184L187 185H189V184H191L192 186H191V188H193V186H195V181L196 180H198V177H196V171L198 172L199 170H198V168L200 169V172H206V175H208V176H210V172H209V166H210V163H209ZM213 161H215L214 163H216L217 161L216 160H213ZM228 160H225V162H227ZM234 161L232 160V162L234 163ZM254 161L256 162L255 164H254ZM21 162V163H20ZM48 162V163H47ZM61 163V164H63L61 167L60 166H58L57 165V163ZM63 162H64V160H63ZM71 162V161H70ZM128 162V161H127ZM126 162V163H127ZM140 162V161H139ZM144 162H146L147 163V161H144ZM147 163V164H150V163ZM179 162V161H178ZM177 162V163H178ZM231 162V160H230V163H232ZM80 163H79V161H78V163L76 162V164H79V165H77L78 166V169H79V166H82L81 168L83 169V166L84 167H86L85 165H87V164H82V165H80ZM82 163H84L83 161H82ZM87 163H90V162H88L87 161ZM96 162H94V164H95ZM98 164H99V161L97 162ZM95 164V165H97V167L96 168H98L100 165H98V164ZM107 164H109L108 162H106ZM129 164H130V162H128ZM127 163V164H128ZM180 163V162H179ZM178 163V164H179ZM244 163H246V164H248L249 166H247V167H245L244 168V166L243 165H245L246 166V164H244ZM259 163H261L262 164V168L261 167H258L259 165L261 166V164H259ZM38 164H40V165H42V167L44 168V169H42L41 170V173H36L37 171H34V169H33V167H37V165ZM50 164V165H49ZM91 164V167H90V169H87V170H85V172L87 171H89L90 170V172H92V174H94V176H96L95 175V172L97 173L98 171H99V168L98 169H96L95 168V166L94 165H92V163H90ZM101 164V163H100ZM112 163H111V161H110V164H109V166L111 165ZM124 164V163H123ZM126 164V165H127ZM147 164H145V166L143 165V167H139L140 168V170L143 168V169H146V165ZM152 164V163H151ZM150 164V165H151ZM171 164L172 165H174V163L173 162H171ZM193 164H195V163H193ZM204 165H205V163H203ZM216 164H218V163H216ZM226 164H229V162L228 163H226ZM256 165L257 167H256V169H258V170H256L255 169V167H254V165ZM8 165V166H9ZM102 166H103V162H102V164H101ZM135 166V168H134V166L133 167H131V165H130V169H131V171L134 169H136L138 166ZM142 165V164H141ZM140 165V166H141ZM166 165V164H165ZM166 165V166H167ZM188 165V166H187ZM211 165L213 166V163H211ZM230 165V164H229ZM229 165L227 166V167H229ZM233 165H236V163L235 164H233ZM6 166V165H5ZM30 166V167H29ZM92 166L95 168V170H98V171H94L93 172V170L94 169H92ZM109 166H108V168H109ZM112 166V165H111ZM129 166V165H128ZM128 166H126V168H128ZM166 166L165 167H163V166H161V169H162V167H163V169L164 168H166ZM175 166H178V165H176L175 164ZM179 166H180V164H179ZM178 166V167H179ZM216 166V165H215ZM221 166V165H220ZM222 166H224V165H222ZM251 166V167H250ZM35 167V168H36ZM38 167H40V166H38ZM37 167V168H38ZM71 167V168H70ZM105 168H106V166H104ZM148 167L149 166H147V170H144L145 171V173L146 174H144L143 172V175H147L148 177H149V174L151 175V173H152V171H151V173H149L150 172V170H152V168L154 169H156V171H157V173H160V178L163 176V174H164V176L162 177V179H163V182L165 183L166 181H164V180H167L165 177H168V180H167V183H169V182H171L170 184L173 186V187H171L170 185V187L169 186H167L166 185V188L164 187V185L163 184H161V179H159L158 178V180H161L159 183H156V180H155V176L156 177H159L158 176V174H155L156 172H155V169L153 170V172H155L154 174H153V177H152V179L154 178V182L156 183V184H158V186L161 184V190H162V188L164 187V189L166 190L167 188H168V192H171L170 190H173L174 189V187L176 186V184L178 183L179 184V179H177L178 178V175L176 176V175H174V177L176 176V179L175 180H177V181H170L171 179L169 178L170 177V175H168V172L170 173V171H171V168L172 167H170V169H169V167L167 168V170L166 169H164L163 171H164V173H163V171L161 170L160 171V168H158L157 166V168L159 169H157L156 167H152V168H150V170L148 169ZM217 167H218V165H217ZM1 168H2V170H4L3 171V173L6 175V173H8L9 171V173L10 174H8V175H10V176H8V175H4L3 174V176H2V173H1V177L0 178H3L4 176H5V178H3L1 181H5L7 178L10 180V179H12L13 177V174L12 173H14V175H16V173H15V171H13V170H11L10 168H8L7 167V170L8 169H10L8 172H7V170H5V168L4 167H2V166H0V170H1ZM4 168V169H3ZM20 168V169H19ZM23 168V169H22ZM49 168V167H48ZM102 168V167H101ZM133 168V169H132ZM139 168H138V170H139ZM194 168H195V170L196 171H194ZM210 168H212V167H210ZM213 168H215V167H213ZM234 168L232 169V170H234ZM243 168H244V170H243ZM260 168V169H259ZM19 169V170H18ZM31 169L33 170V171H31ZM41 169V168H40ZM77 168H76V170H78ZM82 169H80V170H82ZM85 169V168H84ZM102 169H104V168H102ZM102 169H100V170H102ZM113 169V168H112ZM111 169V170H112ZM130 169H128V172H129V170ZM174 169V168H173ZM248 169V170H249ZM254 169L256 170L255 172H256V174H255V172H254ZM2 170L0 171V172H2ZM18 170V171H17ZM25 170V171H26ZM43 170H45V174L44 173H42V171ZM49 170V169H48ZM67 172H66V171ZM76 170H75V168L74 169H72V172H73V175L75 176V174H78L79 176H81L80 178L81 179H84V178H82L83 176L82 175H84V174H82L81 175V173H85L84 171H82V172H80V170H78L77 172H76ZM92 170V171H91ZM105 170H107V168L105 169ZM101 171V172H105L106 173V171ZM115 170V169H114ZM123 170H125V167H124V169ZM133 170V171H134ZM137 169H136V171H138ZM139 170V171H140ZM148 170H149V172H148ZM174 170H176V169H174ZM173 170V171H174ZM178 170V169H177ZM204 170V171H203ZM218 170H219V172L215 169V173H212V178L213 177H215V176H213V174H215V175H217L216 174V171L220 174L221 173V170H223V169H219L218 168ZM230 170V169H229ZM69 171V172H68ZM108 171V170H107ZM109 171H110V169H109ZM108 171V172H109ZM116 171V170H115ZM114 171V172H115ZM129 172V173H136V171L135 172ZM149 173H147V172ZM165 171L167 172V173H165ZM184 173H183V172ZM211 171V170H210ZM226 171V170H225ZM231 171V170H230ZM44 172V171H43ZM87 172H86V174H87ZM100 172V171H99ZM111 172V171H110ZM109 172V173H110ZM112 172H113V170H112ZM113 172V173H114ZM122 172H124V171H122ZM199 172V173H200ZM207 172H209V173H207ZM212 172H213V170H212ZM235 172H238L237 174L235 173ZM25 173L26 172H24V174H22V176L24 177V178H22V177H20V181H21V185L23 184V182H24V180H25V178H27V176H29V175H27L26 174V176H25ZM35 173V174H34ZM53 173V174H52ZM64 173V175H62ZM71 173V174H70ZM113 173H110L109 174V177H110V175L112 176V174ZM117 173V172H116ZM115 173V174H116ZM127 173V169H126V172H125V174ZM126 174V175H129L128 177H131L132 176V174ZM141 173V174H142ZM161 173H163V174H161ZM198 173V175H199V177H201V176H203V177H205L206 175H205V173H203V174H199ZM225 173H227L226 175L229 177V175H228V172H225ZM253 173H250V175L249 176H247L246 175V177H245V179L246 178H248V177H251L252 178V176H253ZM38 174V175H37ZM39 174H41V175H39ZM47 174V175H46ZM61 174V175H60ZM66 174H68V176H70V178H74V179H70V181H72L73 182V180L75 181V183H70V185L72 184V186H73V189H72V186H70L69 185V178L67 177V176H65ZM70 174V175H69ZM85 174V178H88V176L91 174V173H89L88 175H86ZM106 174H108V173H106ZM119 174V173H118ZM120 174H121V172H120ZM165 174H167L168 176H166ZM184 174V175H183ZM239 174V175H238ZM243 174V173H242ZM244 174H245V172H244ZM261 174H263V175H261V176H264V172L263 173H261ZM20 175V174H19ZM43 175H45V177L43 176ZM50 175V176H49ZM51 175H54L53 177L51 176ZM100 175H101V173H100ZM99 174L97 175V176H100ZM114 175V174H113ZM125 175V176H126ZM137 175V174H136ZM143 175L141 176L140 174H139V172H138V178H139V176H141L139 179H141L142 180V177H143ZM173 175H172V177H173ZM197 175V176H198ZM201 175V176H200ZM225 175V174H224ZM49 176V177H48ZM57 176H62V179H61V177H58V178H60L61 180L60 181H58V179L56 178ZM63 176H64V178H63ZM78 176V177H79ZM93 176V177H94ZM96 176V177H97ZM115 176H117V175H115ZM114 176V177H115ZM121 176H122V174H121ZM137 176H135V174H134V176H132V177H136V181H141V180H137ZM152 176V175H151ZM150 176V177H151ZM205 177V178H200V179H202L203 181L205 180L206 182V184L204 185V187H206L205 189L203 188V186H202V182H201V180L199 179V181H200V183L199 184H201V187L198 185V184H196V185H198V187H196L195 186V189L193 190H191V188L190 189H184L183 190V186H184V188H186L185 187V185L184 184H182L181 183V185H183V186H181L180 184H179V186H181V187H179V188H181L180 190H182L183 192L181 193H179V192H177L178 193V195H179V198H180V201L176 198V197H174V193H167V192H164V189H163V192L161 191V192H155V193H153L152 195L153 196H151V194H150V198H149V194L148 193H150L149 192V186L147 187L143 182H145V181H143L142 180V182H140V184H139V182H138V184H139V188L137 187V185L138 184H135L134 186H133V182H134V179H133V181H131V180H129L131 183L129 184V182H128V184L130 185V186H132V187H134V189L136 188H138V190H137V193L135 192V190L133 191V188H131L130 186H128L129 187V189H132V190H129V189H127V190H125V193H123V195H125V196H123V195H119V197L120 196H123V198H124V202L126 203H124V202H120V201H118V199H120L119 197H118V194L115 192V194L117 195H115V197H113L114 195V192H113V190H116V191H118L119 190V192L121 191V192H124V189H126L125 188V186H123V189L122 188H116V189H109V188H107L106 186L107 185H109L110 183H109V181H111V180H109L108 182L106 181V183L105 182H103L102 180H106L107 179V176H106V179H103V178H101V181L103 182V183H105L106 185L104 186V188L106 187V190L105 189H103V187L101 186L102 185V182H100L101 183V185L100 184H96V183H99V181L98 182H95V184H96V186H97V188H100L101 189V187H102V190L103 191H107V192H109V193H107V195L109 196L110 194L112 195V197L111 198H113L114 199V203H110L109 202V204L112 206V208H111V206H110V208L112 209H110L111 211V214H109V213H107V212H109V209H107V207H106V205L108 204V203H106V204H104L105 205V207H106V209H105V207L103 208V212L101 211L102 209H100V206H101V208H102V205H103V203L101 204V202H99V204L98 203H96L97 205H93L92 207H98L99 208V210L97 211L96 209L94 210V208H93V210H92V207H91V205H92V203H90L89 201L90 200H88L87 202H85L87 205H88V203L89 204H91V205H89L90 206V208L88 207V208H86L87 207V205H85L83 208L84 209H82V213L80 214V210L79 209H76L77 207L78 208H80L81 207V205H83V204H85V203H83L82 204V199H79L78 198V200H79V204H77L78 203V201L77 200H75V197H79V195H81V193L83 192V190L81 189V188H84V187H87V186H89V185H87L86 183H88V182H86V180L87 181H90L91 179H85L84 180V183H85V186L84 185H77V186H80L81 188L79 189V188H77V186L75 187L76 189H74L73 191H74V194H73V198L71 197V195L72 194H68L69 196L68 197H71L72 198V200H70V199H66V197H67V195L64 193V191L62 192V191H59V188H57L58 189V191H57V193L56 194H61V195H64V197H65V199L66 200H68L67 201V206L69 205V201H75L76 202V204H74L73 202V204L75 205V207L76 208H73V206H71V205H69L68 206V208L70 207V209H72L73 208V210H77V212L80 214H77V212L76 213H74L75 211H70L68 208H62V204H64L65 205V203H66V200L64 199V197H62V196H60L59 198H63V200H65V203L63 202L62 204L59 202L58 203V201H56V203H54V204H56V206H57V204H61V205H59V206H61V208L62 209H64V211L62 212V211H60V207L59 208H56V207H53V205L52 206H48V208L49 209H51L52 211H50V210H48V208H47V205L45 204V195H47V198H48V200H46V202L47 201H49L50 200V203H51V201L53 200V202H55V197H54V191H56V189L55 190H53V189H50V191L51 190H53V191H49V188L46 186V188H47V190L46 189H44V191H43V188L42 189H40L39 190V188L37 187V186H35L34 184H30V181L28 180V179H26V180H28L29 181V185L28 184H26V180H25V183L24 184H26L25 186H24V184L21 186V187H19L20 186V181L19 180H17L16 179V176L14 177L15 178V180L14 181H19V184L17 185V182H16V184H14L13 182V179L12 180H10L12 183H13V185H14V189H15V191H12V190H14V189H12V188H10V187H12L13 185H7L6 184V182H4L2 185V187L4 188V189H2L4 192H7V196H8V194L9 195H11V196H8L7 198H5V195H3V194H6V193H0V195H1V197L0 198H2V196H4V199H0L1 201V205H0V207H2L1 209H0V214H1V212L2 213H4V210H6V209H10V210H7L6 211V213L8 214H10V213H12L11 212V210L13 209V207H15L14 205L15 204H17V206L19 205V203H21L22 205H19V208H21L20 210H22V208L25 206V210H24V212H26V211H28V214H22V212L23 211H19L17 208H14L12 211H13V213H12V215L13 214H16V213H14V210H16L17 212L19 211V212H21L20 214H19V212H18V214L19 215H21V217H17L16 218V215L14 216L13 215V217L11 216V214L10 215H8L7 216V214L4 216V214L3 215H1L0 217L3 219L4 217L5 218H7V220L4 218V220H6L7 221V223L4 221V223H1L0 224V226H2L4 229H6V228H8V229H6L5 231H3V230H1V228L2 227H0V234H1V236H0V243L2 244H0V246H1V248H2V246L5 244V249L3 250V248L0 250V264H264V203H263V195H264V192H262V191H264V189H262V188H264V187H262L261 186V184L260 185H258V187H256V186H253L254 185V183H253V185H251V184H248L249 186H246L247 187V189H246V187H245V189H243V186L242 185H240L241 183L239 182V186H242V188L241 187H239V189L241 188V189H243V191L241 192V190L239 191L237 188V190L238 191H236V189L235 190H233L234 188H230L229 186H224L226 189H230V190H232V191H234V194H235V197L234 196H231L232 197V199L234 198H237L238 197V195H237V193L239 194V192H240V194H239V197H240V199H241V194L244 192V190H246V193L249 191L248 189H250V191L252 192V189L251 188H253L254 187V189H253V191H258V189H260L261 187V189L259 190V192L258 193H260V192H262V196H260V198L262 197V199H261V203H260V200L259 201H257L258 200V198L259 197H257V200L254 198V200H251L252 198H250V200H248V201H243L242 202V200H244V199H241V201L239 200L238 201V199H239V197L237 198V202H234V203H232L233 202V200L232 201H230L229 199H224L223 198V196H225V198L227 197V196H230L231 195V193H232V191H230L229 189V193H230V195H228L229 193L228 192H226L227 193V196H226V194L225 195H223L224 194V192L221 194V192H219L220 193V195H218L217 193H216V191L217 190H220V189H223V187L222 188H220V187H218V189L217 188H215V186L214 187H212L211 186V184L210 183H212V182H214L213 180H211V179H208V178H211V177ZM256 176H253V177H255L254 179H256ZM10 177V178H9ZM18 177V176H17ZM30 177V176H29ZM43 178V181L45 180V181H48V180H50L49 182H48V184H46L45 183V181H44V183L46 184V185H44L42 182V178ZM51 177V179H49ZM54 177L56 178V180L58 181V183H59V185H56V180H54ZM65 177H67L66 179H65ZM89 177H91V176H89ZM92 177V178H93ZM102 177V176H101ZM149 177V178H150ZM174 177H173V179H174ZM243 177V176H242ZM39 178H41V179H39ZM45 178H47L48 180H46ZM95 178V177H94ZM105 178V177H104ZM118 178V177H117ZM124 178V177H123ZM122 178V179H123ZM126 178V177H125ZM143 178H145V177H143ZM197 178V179H196ZM206 178H207V180H206ZM221 178H223V174H222V176H221ZM233 178V177H232ZM250 178V179H251ZM257 178H258V176H257ZM7 179V180H8ZM24 179V180H23ZM99 179H100V177H99ZM111 179V178H110ZM122 179H121V181H122ZM185 179V180H184ZM215 179H216V177H215ZM234 179V178H233ZM244 179V178H243ZM244 179V180H245ZM259 180H261L260 178H258ZM6 180V181H7ZM39 180V181H38ZM67 182H66V181ZM98 180V177H97V179L96 180H94L93 179V181H97ZM108 180V179H107ZM112 180H114V179H112ZM124 180V179H123ZM145 180V179H144ZM157 180V181H158ZM184 180V181H183ZM220 180V178L218 179V181ZM226 179H224L223 178V181L222 180H220V181H222V182H225L226 183V181H225ZM236 180V179H235ZM253 180V179H252ZM80 181H82V180H80ZM79 181V182H80ZM93 181H91L90 182V188L91 187H93V185L91 186V184H93L94 182ZM126 181H128V179L126 180ZM125 181V182H126ZM136 181H135V183H136ZM207 181H209L210 183H208ZM216 181H217V179H216ZM217 181V182H218ZM219 181V182H220ZM232 181V180H231ZM238 181H240V180H238ZM254 181H256V180H254ZM262 181V180H261ZM264 181V180H263ZM262 181V183H264ZM33 182V183H34ZM39 184H38V183ZM115 182V186L114 187H116V184H118V182H116V180L114 181ZM147 182V181H146ZM149 183H150V180L148 181ZM173 182H177L176 184H174ZM197 182V181H196ZM227 182H228V180H227ZM236 182V181H235ZM242 182V181H241ZM249 181H247L246 183H248ZM258 182V181H257ZM0 183H2V182H0ZM7 183H10L9 181H7ZM57 183V184H58ZM84 183H81V184H84ZM108 183V184H107ZM113 183V182H112ZM111 183V184H112ZM120 183V182H119ZM122 183V182H121ZM143 183V186H145V189H144V191L145 190H148V193H147V191H145L146 193H147V196L145 195V193L143 194V190H142V186H141V184ZM154 183V184H155ZM166 183V184H167ZM231 183V182H230ZM251 183H252V181H251ZM261 183V182H260ZM4 184H6V185H4ZM41 184H43L42 186H41ZM76 184V185H75ZM89 184V183H88ZM127 184V183H126ZM132 184V185H131ZM148 184V183H147ZM151 184H152V182H151ZM151 184H150V186H151ZM154 185L153 186V190H154V188H155V186H157V185ZM207 184H210V185H208V187H207ZM220 184H221V182H220ZM220 184H216L215 183V185L217 186V185H220ZM234 185H235V183H233ZM1 185V184H0ZM87 185V186H86ZM98 185L100 186V187H98ZM119 185V184H118ZM117 185V187H122V186H118ZM175 185V186H174ZM186 185V186H187ZM223 185H224V183H223ZM253 186V187H251V186ZM34 186V187H33ZM51 186H53V184L51 185ZM84 186V187H83ZM126 186V187H127ZM190 186V185H189ZM213 188H211V187ZM236 186V185H235ZM7 187V188H6ZM9 187V188H8ZM19 187V189H17ZM54 187V186H53ZM109 187H111V186H109ZM148 189H147V188ZM152 187V186H151ZM188 187V186H187ZM228 187V188H227ZM1 188V187H0ZM21 188V189H20ZM52 188V187H51ZM156 188H158V187H156ZM171 188V189H170ZM201 189V190H199V193H201V195L200 194H198V192L196 191V189ZM207 188H210V191L211 190H213L211 193L213 194L214 193V188L215 189H217L216 191H215V193L218 195V196H221V200H223V201H219L220 199H219V197H217L216 195H215V193L213 194V195H215L219 200H217L218 201V203H214L215 202V198L213 197V196H210V194H207V195H209L208 196V199H210V201L208 200V202H205V201H207L206 200V197H207V195L206 194H203L202 195V192H203V190H204V192H205V190H208V192L206 191V193H209V189H207ZM220 188V189H219ZM257 190H256V189ZM6 189H8V190H6ZM11 189V190H10ZM17 189V190H16ZM88 189V187L84 190V191H86ZM93 189H96L95 187L94 188H92V190H90V191H93L92 192V194L94 193V195H95V191L93 190ZM109 189V190H108ZM141 191H140V190ZM151 189V188H150ZM152 189L150 190V191H152ZM170 189V190H169ZM176 189H178L177 187L175 188V190ZM2 190L0 191V192H2ZM42 190V191H41ZM78 191V192H75V191ZM80 190V191H79ZM82 190V191H81ZM123 190V191H122ZM129 190V191H128ZM157 190H159V188L157 189ZM16 191H18V192H23L22 194H23V198L21 197L22 196V194L20 195V197L18 196L19 194H18V192H16ZM41 191V192H40ZM89 191V192H90ZM96 191H97V195H99V194H101V193H103V191H99V189H96ZM134 192V193H136L137 195L136 196H138V194H139V197L141 198V200L142 201H140L141 203H139L138 201L139 200H137L136 201V203L138 204L139 203V205H137L136 203H135V201L134 200H136V199H138L139 197H137L136 199H133V197L135 196V195H133V193H128V192ZM160 191V190H159ZM167 191V190H166ZM202 191V192H201ZM224 191H226L225 189H224ZM11 192L13 193V194H11ZM16 192V193H15ZM45 192H46V194H45ZM52 192H53V194H52ZM81 192V193H80ZM88 192V191H87ZM86 192V193H87ZM51 193V194H50ZM67 193V192H66ZM113 193V194H112ZM128 194V201L126 200L125 201V197H127V194ZM152 193V192H151ZM256 193V192H255ZM14 194H15V197H19L20 199L17 201V198H16V200L14 199L13 201H12V198H13V196H14ZM75 194H77L76 196H75ZM83 194V193H82ZM104 194V193H103ZM130 194V195H129ZM233 194V195H234ZM250 194V195H249ZM17 195V196H16ZM53 197H52V196ZM84 195H86V194H84ZM88 195H90L91 197H94V198H92L94 201H95V197L97 196V195H95V196H93V195H91V193L90 194H88ZM88 195H86V197H85V200H87V198H89L88 197ZM110 195V196H111ZM156 197H155V196ZM169 195H173V197L172 196H169ZM177 195V196H178ZM237 195V196H236ZM246 195V194H245ZM248 195L249 196H251V193H248ZM248 195H246V196H248ZM252 195L254 196L255 194L254 193H252ZM48 196H51L50 198L52 199H49V197ZM83 195H81L80 196V198L82 197ZM100 196H105V198L107 199L108 198V196L106 197V194L105 195H100ZM133 196V197H132ZM166 196V197H165ZM245 196V197H246ZM256 196H258V195H256ZM14 197V198H15ZM90 197V198H91ZM98 197V198H97ZM96 197V200L97 199H99V198H102V197H99V196H97ZM117 197V198H116ZM169 197H171V198H169ZM203 197H204V199H203ZM58 198V199H59ZM212 198H214V199H212ZM223 198V199H222ZM228 198H230V197H228ZM242 198H244V196L242 197ZM58 199H56V200H58ZM106 199H101V200H103L104 201V203H105V201H106ZM108 199H110V197L108 198ZM117 199V200H116ZM122 199V198H121ZM155 199V202H157V204L156 205H154V202H153V204H150V201H153ZM162 199H164L163 201H162ZM231 199V198H230ZM246 199V198H245ZM2 200H5L3 203H2ZM9 200H11L12 202V204H10V201L8 202ZM21 200L22 201H24L25 202V204L23 203V202H21ZM61 199H59V201H60ZM84 200V199H83ZM129 200L131 201V200H133L134 202H129ZM148 200H150L149 202H147ZM157 200V201H156ZM178 200V201H177ZM201 200H205L204 202H202ZM213 200V203L211 202ZM247 200V199H246ZM14 201H17V202H14ZM20 201V202H19ZM62 201V200H61ZM100 201V200H99ZM116 201V202H115ZM120 202V203H124V206L123 205H121V204H119L118 202ZM234 201H236V199L234 200ZM253 201V202H252ZM255 201V202H254ZM43 202H44V205H42L43 204ZM84 202V201H83ZM92 202V201H91ZM147 203V205H146V203ZM241 202V203H240ZM9 206V205H11V207H12V209H11V207H9V208H7L5 205L6 204ZM81 203V204H80ZM93 203H95V202H93ZM118 205H117V204ZM127 203H129L128 204V206L130 205V203H131V205L130 206H133V207H129L130 209H132V210H130L129 208H128V206H127ZM134 203L136 204V205H134ZM144 203V204H143ZM152 203V202H151ZM5 204V205H4ZM14 204V205H13ZM48 204V203H47ZM51 204H53V203H51ZM50 204V205H51ZM109 204L107 205V206H109ZM114 204H116L117 205V207H113V205ZM149 204V205H148ZM13 205V206H12ZM24 205V206H23ZM45 205H46V207H45ZM79 205H80V207H79ZM103 205V206H104ZM121 205V206H120ZM5 206V208H3ZM66 206V207H67ZM125 206H127L126 207V209L128 208L129 210L127 211V215L129 214V212L131 213V214H129L130 215V217H132L131 219L132 220H129V217H128V221L125 223V221L122 219V217H120L121 218V220L122 221H124L123 222V224L119 221V220H117L118 219V217H119V214H120V212L125 208ZM45 207V208H44ZM58 207V206H57ZM119 207H124L122 210L121 209H119ZM53 208H55V209H53ZM82 208V207H81ZM113 208L114 209H118V211H119V214H117L118 213V211H117V209H116V212H114V210H113ZM4 209V210H3ZM27 209V210H26ZM57 209V210H56ZM59 209V210H58ZM66 209V210H65ZM68 209V210H67ZM88 209H91V211L93 212L94 211V213L96 214V215H94V213L92 214V212H90ZM79 210V211H78ZM104 210H106V211H104ZM48 211H50V214H49V212ZM67 211V212H66ZM71 212V214H70V212ZM87 211V212H86ZM23 212V213H24ZM66 212V213H65ZM72 212H73V214H72ZM89 212V213H88ZM107 213L108 215H109V217L111 216V215H113V214H117L118 215V217H117V215H116V217H117V222L119 221L121 224H119V223H117V222H115L114 221V219L112 220L111 219V217H113L114 218V216L115 215H113V216H111L110 217V219H103L104 217H106V216H101V215H103V214H101L100 215V213ZM112 212H114L113 214H112ZM27 213V212H26ZM83 213H85V214H83ZM104 213V215H107V214H105ZM122 214L124 213L123 211L121 212ZM123 214V217H125L124 219L126 220V217L127 216H124V215H126V214ZM52 214V216H50ZM83 214V215H82ZM87 214H89V215H87ZM93 215L94 217H93V220H92V218H91V220L90 221H88V219L87 218H85V217H87L88 216V218L91 216V215ZM100 215L102 218H98V219H94L97 215ZM71 215V216H70ZM72 215H73V217H72ZM76 215H79V218H77L78 216H76ZM82 215V217L80 218V216ZM84 215H85V217H84ZM87 215V216H86ZM7 216V217H6ZM23 216V217H22ZM69 216V217H68ZM100 216H97V217H100ZM11 217H12V220H11ZM96 217V218H97ZM115 217V218H116ZM15 218V219H14ZM71 218H75V222L73 221V219H71ZM77 218V219H76ZM87 219V221H85V223H80V222H77V221H79V220H81V219ZM10 219V221H8ZM79 219V220H78ZM1 220V219H0ZM2 222H3V220H2ZM4 226H3V225ZM5 224H7L8 225V227H7V225H5ZM2 228V229H3ZM3 231V232H2ZM4 232H5V236H6V239H5V237H4ZM2 238H4V240L2 239ZM5 240H6V242H5ZM4 242V243H3ZM3 250V251H2Z\"/></svg>",
  "mask_w": 264,
  "mask_h": 264
},
{
  "label": "rangeland",
  "instance_id": "2",
  "mask_svg": "<svg viewBox=\"0 0 264 264\" xmlns=\"http://www.w3.org/2000/svg\"><path fill=\"white\" fill-rule=\"evenodd\" d=\"M30 1H31V0H30ZM33 1H34V0H33ZM40 1H41V2H40ZM44 1H45V0H44ZM47 1H48V2H47ZM51 1H54V0H50V1H49V0H46L45 3L42 2V0H35L36 3H37V2H40V3H39L40 6H41V3H42V5H43V3H44V5H49V4L51 5V3H52V5L56 6V4L60 2V0H56L57 2L54 1L56 4H55V3L53 4V2H51ZM58 1H59V2H58ZM62 1H63V0H62ZM62 1H61V2H62ZM68 1H69V0H68ZM70 1H73V0H70ZM75 1H76V0H75ZM75 1H73V3H75ZM81 1H82V0H81ZM81 1H77V2H80V3H81ZM83 1H85V0H83ZM93 1H94V2H93ZM96 1H97V2H96ZM106 1H107V2H106ZM110 1H111V0H105L106 3L104 4V6H103L102 3H101V4H102V6H103L104 8H106L105 5H107V4L109 5V4H111L110 6H108V5H107V6H108L109 8H110L112 5H113V6H112L113 8H115V6H116V7H117V6H120L121 9H120V7L118 8L119 10H118V9H113V8L111 7V9H108V8L104 9V8H103V9H104V10H103V9L101 8L100 5H99L100 7H98V4H100V2H103V1H99V0H90L89 3H91V5H88L89 3L87 4L88 1H85L87 5H85V3L82 2V3H83V8L81 7L82 4L79 5V7L82 8V12H83L84 9H85L84 6H88V7H86V9L88 8V9H87L88 11L85 10L86 12L84 11L83 14H86V16H87L88 18L90 17L89 20H88L86 16H84L83 14H81V10H80L81 8L79 9V7H78V9H79V11H80L79 14H80L81 17H80L79 15L77 16V14H76V16H77V18H79V21H81V20L83 19L82 23H81V22L79 23V26H81V28H82L80 32L77 31V29L80 30V27L76 28V27L78 26V24L76 25V20H77V23H78V19H76V20L74 21L75 24H74L73 26H74L75 28H73V26L70 27V25L73 24V22H72V23H71V22H70V23L68 22V19H69V17H70L69 12L71 11L70 8L72 7L71 9H73V7H75V6H76L75 8H77V5H74V6H70V5H69V6H67L68 4H67V5H65V3L61 4V2H60L59 4H57V5L61 8V10H62V7L60 6V4H61L63 7H64V5H65V9L63 8V9L65 10V11L63 10V13L65 12L64 14H63L61 11H60L61 13L59 12V10H58L59 7L56 8V7H57V6H56V7L52 8V7H53L52 5L49 6V7H51L53 10H55V8H56L55 11L58 12V13H56L55 11H51V13H52V14L54 13L53 15H55V14H59V13L62 14V15L59 14V16H61L62 19L65 17V15H66V17H67V14H66L67 12H68V14H69V17H67V19L65 18V19H66L65 22H66V23H67V22L69 23V25L67 24L69 28L66 27L67 25H66V26L64 25L65 28L62 27L63 25L61 26V23H60V22L63 23L64 20L59 19V16H57L58 18H57L56 16H54V17H56V18H54V17H52L53 15L51 16V19H52V20L49 22V25H48L49 28H50L49 30H51V29H52V30H55V32H56L57 35L61 34L60 32L63 33L62 30L66 31L67 33H69V32L71 33V34H68V36H67V35H65V34H67V33L64 32V33H63L64 35L62 34V36L65 37L64 39H63L62 36H60V38H61V37H62V38L60 39V42H59V43H60L61 45H63L62 40H63L64 43H66V40H67V44H66L67 46H66V45L61 46V45H59V43H57V44H56V47H53V48H52L53 50H51V48H50V49L47 50L48 53L46 52V54H47L46 56H49L50 54L52 55V53L54 52L53 55H55L57 58L59 57V58H58V61H59V62H58V67H59V66L61 67V65H62V66L65 65V66H63V67H61V68H58V72H57L58 74H56V76H58V75H59V76H58V77H55L56 79L58 78V80H59V81L56 80V81H55V84H58V82L60 83V84H58L57 88L60 87V89H59L58 91H59V96H60V98L62 99V100L60 99V101H62V103H61L60 101H59V103H60L61 105H64V106H65L66 104L69 105V104L71 103V104H72V107H73V106L76 107V108H75V107L72 108V107H71V104H70L69 106L66 105L65 107H62L61 105L58 106L59 109L57 110V112H59V111H61V110H63V109L65 110L66 107H67V110H65V111L68 112V107L70 108L69 110H71L70 113L68 112L70 115H71V113H72L71 116H69L68 113H66L69 117H67V115L63 113L64 110L61 111L62 113H60V116H62L63 119H64V115H66V116H65V120H64L65 122H66V119L68 118V121H67L68 124H67V122H66V125H67L66 128H67V129H70V127H71L72 130H73V129H76V128H79V127H80L79 123H81V127L83 128L85 125H87V122H85V119L90 120V119H88V116L85 114L86 111L83 113L84 109H88V107L90 108V106H91V109H92V110L89 109L90 111H89V110H88V111H89V112H94L93 114H99L100 112L98 113L97 111H101L102 109L99 110L100 108H98V106L102 108V107L105 105V104H103V103H106V105H105L104 108H105L106 110H108V114H107V115L110 117V118H109V117L105 114V113H107V111L103 108L104 110H102V111H104V112H103L104 114H102V116H103V115L106 116V118H105V117H104V118H105V120H107V121L105 122V125H107V124L109 125V123H107L108 121H109V122H110L111 120H114V121H115V119H116V120L119 119V118L124 114V116H122V118H120V120H122L123 117L127 116V117H125L124 120H122V122L125 123V124H127L128 119H129V123H128V125L132 127V128L130 127V128H131V129H130V128L128 127V125H127V127H126V125L124 126L123 123H122V124H118V123H120V122H119L120 120H119V121H117V122L115 121V122H116L118 125H120V127H122V126H123V127H122V128H120V127L117 128L118 125L114 124V125L117 126L116 129H118L117 131H115V130H114L115 127H114V128H108V126H106V127L109 129V131H110V132H109V131L106 129V127L104 126V124H103V127H105V131L107 132L106 135H107L109 138L105 135V133H106L105 131H104L105 133L103 132L102 134H99V137H98L97 133H98L99 130H100V126L102 127V125H100V123L98 122V120H101L103 117L101 116L102 118H100V114H99L98 116H97V115H94V116H92V118L94 117V119H91V120H94V121L91 122V125H90V126H91V127L97 126V125H95V118H96V117H97V118H100V119H97V118H96V119H97V120H96V123H98L99 125L97 126V129L94 128L95 130H98V132H97V131H94V132H97V133H94V132H93V130H94L93 128L89 129L90 127H89V128L87 127V126H89V125L86 126V128H88V131L90 130V131H89L90 134L94 133L93 135H96V136L98 137V138H97V137L95 136L96 139L93 138L92 140H95V141H93V142L90 141V138H92V137H91L90 134H88L89 132H87V129H83V131H82V132H84V130H86V133H87V134H85V133H82V134H85V136H86V135H88V136L90 135L89 138L86 136L88 139H86L83 135L81 136V130H82V128L79 129L78 132L76 131L77 129H76V130H73V131H70V130H67V129L65 128V129L67 130V132H68V131H69V132H74V131L76 132V133H75V132H74V133H69V132H68V133L71 134V135H72V134H73V135L75 134L74 138H76V141H77V142H78V140H86V141L89 140V142L93 143L92 146H95V147H92V146H91V143H89V142L87 141L86 143L88 144V146H86L87 148H86V150H85V145H86V143H84V141H81V142H83V143H81L82 145H81V144H79V145H81L80 147H83V148H82L81 150H78L80 147L78 148L79 145H78V144H75V139H74L73 137H71V136H69L70 138L68 137V138L71 139V140H72V138L74 139V141L72 140V144H73V142H74V144H73V145L70 144V145H72V147H73L74 145H75V147L77 146V151H78V152L81 153V151H83V152H85V153H86V152L88 153V151H89V154L92 153V154H90V157H91V155L94 154L93 156H94V158L96 157V159H93L92 161L97 160V158H98V160H97V161H94V162L97 163V162L99 161V164H98V163H97V164L100 165V166L98 167L100 172H99L98 170H95V168L97 167V165H95L96 163L94 164V162L91 161L90 157H89L90 161L86 159V157L88 156L87 153L85 154V156L83 155V152L81 153L82 156H81V154H80V155H79V154H78V155H77V154L74 155L75 152H76V148H75V150H74V147H73V150H74L75 152H74L72 149H71V150H72L73 152L70 151V150H68V149H70V148H68L70 145H66V144H64V141H63V139H65V142H66V140H67V137H66V138L64 137V136H66L65 134L69 135L67 132L64 134V136H63V135L60 136V137L62 138L61 141H59L60 138H59L58 136H57V139H58V138H59V139L57 140L56 137H53V139L55 138V139L57 140V141H56V140L53 141V140H50V139H51V138L49 137V136H51L50 133H47V131H46L45 134H44V133H41V129H40L39 127H37L38 129H40V133L43 134V135H41V134L39 133L38 129L36 128L37 131H38V133H39V135L42 136V137H44V138H42V137L39 136L41 139H43V140H42V142H43V144H44V146H42V150H43V151H44L45 148H47V149H48V152L51 153V151H55V150L58 148V149H57L58 152H56V153H58V154H56V153L53 152L54 154L52 153V156H53L54 158H56L57 161H58V159H59V161L62 160V161H60V162L63 163L64 165L61 164L60 162L57 163V165L60 166V167L63 165V166H62L63 170H64V166H65L67 169H69L68 167L71 166L70 164H72V163H73V164L75 163V164L73 165L74 168H75V170H76V168L78 169V166H77V165H79V164H76V162L78 163V161H79V163H80V160H82L84 163H82V161H81L80 165H82V164H83V165H84V164H87V165H85L86 167L83 166V169L81 168L82 166H79V169H78V170L82 169V170H80V172H82V171L85 172V170L90 169V167H91V164H90V163H92V165L95 166V168L92 166V169H94L93 172H94V171H98L97 173L95 172V175H96V174H97V175H98V174L100 175V173H101L100 176H97V175H96V176L98 177V180H97V181H93V179L96 180L97 177L94 176V174H92V172H90V170H89L88 172L86 171L87 174H86V172H85V173H81V175L84 174V175H82V176H83L82 178H84V179H81V178H80L81 176H79L78 174H75V176L73 175L72 169H74V168H71V167H70L71 170H70V169H69V170H70V172L72 173V174L70 173L71 176L74 177L75 179H76V177H77V179L79 178V181L82 180V181L79 182V181L76 179V181H78V183H76L77 185L80 184V185H84V186H85L84 180H85V179H88V178L91 179V180H90V181H87V180H86V182L89 183V184L86 183L87 185L90 186V182H91V181H93L94 183L91 184V186L93 185V187H91V188H90L89 186L86 185V186L88 187V189H87L86 191H84V190H85L87 187H84V186H83L84 188H81L80 186H77V185L75 184V185L77 186V188H79V189L81 188L82 190L84 189L83 192H82L83 194L80 192L81 195H83L81 198H80L81 195H79V197H75V200L78 201L77 204H79V200H78V198H79V199H82V198H83L84 200H83V199L81 200V201H82V204L85 203V202H87L88 200H90L89 202L92 203V205L89 204V203H88V205H87V204L85 203V204L81 205L82 208L80 207V205H79L80 208H78V207L76 208L75 205H74V204H76V202H75L74 200H73V201H69V202H68L69 205H71V206L74 205L73 208H76V209H79V210L81 209V210H80V214H81V213L83 212L82 209H84L83 207H84L85 205H87V207L85 206L86 208H88V207L90 208L89 205H91V207H92L94 204L97 205L96 203L99 204V202H101V204L103 203V205L106 204V203L109 204V202L111 203L112 201H113L112 203H114V199L111 198L112 195H111V194H110L111 196H110V195H109V196L107 195V193H109L110 191H109V192H107V191H103V190H102V187H103V189L106 190V187L109 188V189H110V188H111V189H112V188H113V189H116V188H119V189L122 188V189H123V186H125L126 189H124V192H121V191L119 192V190L116 191L117 189H116V190H113V189H112L113 192H114V194L112 193V194L114 195L113 197H115V195H116L115 192L118 194V197H119V195H123V193H125V190L129 189L128 186H130L129 184L131 183L129 180L133 181V179H134V182H133L134 184H133V186H134L135 184H138L139 181H136V177H132V176H134V174H135V176H137V175H138V172H139V174H140L141 176L143 175V173L146 174L144 170H147V166H149V167H148L149 170H150V168H152V167H156V166H157L158 168H160V171H161V170L163 171L164 169L167 170L168 167H169V169H170V167H172L170 173L168 172V175H170L169 178L171 179L170 181H172V180L174 181V180L176 179V176L178 175V178H177V179H179V184L181 185V183H182V184H184L185 187H186V188H184V186L181 185V186H183V190H184V189H190L192 185L189 184V185H190V186H189V185H187V184L190 182L189 180H190L191 176H190L189 180H187V178H188V176H189L190 174H193V175H194V172L191 173V171H190V174H189L188 176H185L186 174H185V175L183 174V175L185 176V178L187 177V178H186V181H188V183H187V182H181L182 179L184 178V176H182V174L179 175V174H177V173H180V170H179L180 168H181V170H183V171H184V170L186 171L187 169H188V170H190V169L192 170V166H193V165L196 166L198 162H199L198 164H200V163H202L203 161H204L203 163H205V165L202 163L201 165H197V166H199V168H201L202 165H203L204 167H205V166L208 167V165H206V164L208 163L207 161H209V160H205V159H203V157H206L205 155H206V154H209V153H211V154L216 153V151H215V152L213 151V153H212V151H211L212 149L209 148L210 145H209V142H207L209 138H210V139H209V140H210V144H211V145L213 144V145H212L213 147H214V143H212V142H214V141H211V138H212V139L215 138V141L218 140V142L216 141V144L220 143V145H219V144H218V145L221 146V147H220L221 149L223 148V146H225L226 149L223 148V149H225V151L223 152L222 156H218V157H219V161H221L220 159L223 158V159H222L223 162H222V164H220V165H221V166H220V165H219V161H218V159H217V155L215 154V155H216V159H213V158L215 157V155L213 154L214 157L212 156L213 158H211V161H209V163H210V162L213 163V166H212L211 163H210V166H209V172H210V173L207 172V173L210 174V176L206 175V172H200V169H199V168H198L199 171L197 172V171H196L197 169L195 170V168H197V166L194 168V171H196L195 173H196L197 175H198V173L200 172L199 174H203V173H205V175H206L205 177H207V176H208V177H211V178H208V179H211V180H213L214 182H212V183H210L209 181H207V182L210 183L211 186L213 185L212 187L215 186V188H217V189H218V187H220V188L223 187V189H220V188H219L220 190H217V189L214 188V193H215V191L217 190L216 193H217L218 195H220L219 192H221V194L224 192L223 195L226 194V196H227V193H226V192L229 193V190H230V189L227 187V188L229 189V190H228V189H226L224 186H229L230 188H234L233 190H235V189L237 188L239 191L241 190V192L243 191V189H245L246 186H249L248 184L253 185V183H254L253 186H256V187H258V185L261 184V186L264 187V183H262V181L264 180V176H261V175H263V174H261V173L264 172V168H263V172H261V171L259 170V172H258L259 174L257 175L258 178H260V179L262 180V181H261V180H259V179L257 178V176L254 175V173L252 172V171H253V170H252V167H251V166H252V160H250V161L248 160V157H250V156H252V159L255 158V161L258 160V159H257L258 157H254V155H252L254 152L251 153V149H252L251 147H254V146H252V145L254 144V143H252V142L254 141L253 139L256 137L255 133H259L260 130H262V132L264 133V130H263L264 127H263V128H260L261 126H264V118H263L264 115H262V114H264V111H260V110H259V112H258V111H257L258 109H256V108H258V107H259V109H260V108L262 107V106H261V104H262L263 107H262L261 109L264 110V103H262L263 101L260 100V99H264V98H263V97H261V98H260V97H257V96H259L260 93H263V94H264V90L262 91V89H264L263 86H262V84L264 85V83L262 82L263 79H264V73H262V72H264V70H263V69H264V68H263V67H264V51H263L264 48L261 46V47H260L261 49H260L259 46H258V47H256V46L254 47V46H253L254 48L252 49V48H251V47H252V45H251L252 43H250V39H248V38H249L248 36H249L251 33H252L251 35H254V36H255V34H259V35L262 34V33H259V32H261V31H262L261 28L264 27V25L262 24L263 21H264V10L262 9V7L264 8L263 0H261V1H260V0H259V1L256 0V1H258V3L261 2L262 4H261V3H260V4H261L262 6H261L260 4L258 5L257 2L255 3L254 0H235V2H234L233 0H221V1H220V0H217V1H216V0H205V1L202 0L203 3H202L201 0H200V1H199V0H168V1H167V0H160V1H159V0H151L150 3H149L150 0H148V2H147V0H146V1L144 0L145 3H143V0L140 1V2H137V1H139V0H137V1L134 0V1H132V2H133L135 5H137L136 7H135V5H134L133 3H130L131 0H130V1L128 0L129 2H126L127 0H125V1L123 0L124 3L122 2V0H121V1H120V0H114V2H113V0H112L111 3H110ZM135 1H136L137 3H141V4L138 5ZM158 1H159V2H158ZM198 1H199V2H198ZM207 1H208V2L210 1V2H212V3L214 2L215 4H214V3H213V4H212V3L210 4V3H208ZM230 1H231V2H230ZM246 1H247V2H246ZM253 1H254V2H253ZM49 2H50V3H49ZM64 2H65V0H64ZM120 2H121L122 4H126V3H127L125 7L129 8V9H127V8H126V9H125V8L123 9V8H122L123 5H122V4H121V5L118 4V3H120ZM161 2H162V3H161ZM165 2H166L167 4H166ZM174 2H176V3H174ZM190 2H191V3H190ZM204 2H205V3H204ZM252 2H253V3H252ZM31 3H32V2H31ZM33 3H34V2H33ZM33 3H32V4H33ZM36 3H35V4H36ZM46 3H48V4H46ZM66 3H67V0H66ZM70 3H71V2H70ZM80 3H77V4H80ZM95 3H96V4H95ZM142 3H143V4H142ZM152 3H153V5H152ZM155 3H156V4H155ZM186 3H187V4H186ZM188 3H189V4H188ZM216 3H217V4H216ZM218 3H219V4H218ZM35 4H33V6H34ZM37 4H38V3H37ZM39 4H38V5H39ZM130 4H131V5H130ZM147 4H148V5H147ZM164 4H165V5H164ZM182 4H183V5H182ZM202 4H205V5H202ZM209 4H210V5H209ZM250 4H251V5H250ZM256 4H257V5H256ZM44 5H43V6H44ZM71 5H72V3H71ZM94 5H95V7H94ZM96 5H97V7H96ZM128 5H129V6H128ZM140 5H141V6H140ZM144 5H145V6H144ZM155 5H156V6H155ZM167 5H169V6H167ZM208 5H209V6H208ZM211 5H212V6H211ZM231 5H232L233 7H232ZM246 5H247V6H246ZM30 6H31V5H30ZM36 6H37V5H36ZM36 6H34V7H36ZM66 6H67V7H70V8H68L70 11L66 8ZM142 6H143V7H142ZM154 6H155V7H154ZM198 6H200V7H198ZM202 6H203V7L206 6V7H204L205 11H203V9L201 8ZM207 6H208V8H207ZM215 6L218 7V8H216ZM245 6H246V7H245ZM250 6L252 7V9H255V8H256V9H255V10H252ZM253 6H254V8H253ZM257 6H259V7L261 6V7H260V8H259V7L257 8ZM37 7H38V6H37ZM37 7H36L35 9H37ZM47 7H48V6H45L44 8L46 9ZM133 7H134V8H133ZM137 7H138V8H137ZM153 7H154V8H153ZM181 7H182V8H181ZM191 7H192V8H191ZM197 7H198V9L201 8V9H200L201 12H202V11H203V12H206V10L208 9V10H207V13H208V14L210 13V15H208V14H206V13H205V14L202 13L203 15L200 16V13H201V12L199 11L200 13H198V14H199L200 17H199V16H198V17H199L201 20H200L196 15L192 16L193 13H194V11H195V13H197V11H196V10H197ZM212 7H214V8H213V9H214V12L216 11L217 13L215 12V14H214V13H213V10H210V9H212ZM219 7H220V8H219ZM238 7H239V8H238ZM243 7H244V8H243ZM40 8L43 9L42 6L39 7V9H40ZM51 8H48V9H47L48 11L44 9V10L46 11V13H47L49 16L51 15V14H50V11H49V9H51ZM60 8H59V9H60ZM75 8H74V9H75ZM100 8H101V9H100ZM132 8H133V9H132ZM142 8H143V9H142ZM144 8H145L146 11H147V10H148V11L145 12V11H144ZM147 8H148V9H147ZM235 8H236V9H235ZM32 9L34 10V8H32V6H31V10H32ZM41 9H40V11H41ZM74 9H73V10H74ZM78 9H77V12H78ZM107 9H108V12H109V14H108V18H109V19H110L111 16H112L113 19H114V15H115V13H116V10L120 11V12L117 11V12H118V15H117V14L115 15L117 19H115V20H109V19L107 18V16L105 15V13L107 12ZM134 9H135V10H134ZM137 9H138V10H137ZM165 9H166V10H165ZM181 9H182V10H181ZM183 9H184V10H183ZM186 9H189V10L187 11ZM218 9H219V10L221 9V12H219ZM233 9H235V10L233 11ZM249 9H251V10H249ZM57 10H58V11H57ZM73 10H72V11H73ZM96 10H97V12H96ZM101 10L103 11V13L105 12L104 15H103L102 13H99V11L101 12ZM105 10H106V11H105ZM109 10H110V11H109ZM113 10H115V11H113ZM121 10H123V11H121ZM124 10H126V11L128 10L127 12L129 13V11H130L131 13L128 14V13H127L126 11H124ZM131 10H133V11H131ZM149 10H150V11H149ZM153 10H154V11H153ZM192 10H194V11H192ZM222 10H224V11L222 12ZM236 10H237V11H236ZM239 10H240V11H239ZM259 10H260V12H259ZM37 11H38V9H37ZM37 11H36V12H37ZM40 11H39V12H40ZM45 11H41V13H39L38 15H35V16H39V15H40V16H41V15H42V16H45V14H43ZM72 11H71V14H72V15H73L74 13H77V12H75V11H74V13H72ZM94 11H95V12H94ZM111 11H113V12H111ZM137 11H138V12H137ZM183 11H184V12H183ZM185 11H186V12H191V11H192V12H193L192 15H191V13H190V15H189V13H188V15H189L188 17H190V16H192L193 18L195 17V19L197 18V19L200 20V22H199L198 20H196V21H198L200 24H202L201 21L205 24V25L203 24V25H201V26H198V22H197V23H196V22H195V23H191V24H193L194 26L197 24L196 26H198V27H196V28H199V27H200L198 30L202 29V27H204V28L207 27V28H205V29L203 28V29L206 30V31H207V29L209 30V31H207V32H209V33H207V32L205 31V33H207V34L209 35V36H208V35L206 34L208 37L205 35V33H203L204 30L202 29V30H200V33H201V31H202V34H204V35L201 36L202 34H200L199 36H201V38L198 37V38L196 39V37L198 36L197 34H199V33H198V32H197V33H193V32H194L193 29H195V27H192L191 25H190L191 27L188 25V26H189V29L191 28V29H190L191 31L188 30V31H186V33H185L184 31H183V32L181 31V30L184 29V28H182V29H178V28H181V27H180V23H179V22L181 21L180 19H182L183 16L185 17V15L187 14V13H185ZM208 11H209V12H208ZM227 11H228V12H227ZM245 11H247V12L245 13ZM250 11H251L252 13H251ZM261 11H263V13H262ZM32 12H33V11H32ZM36 12H35V14L38 13V12H37V13H36ZM42 12H43V13H42ZM87 12H88V13L90 12V13L87 14ZM110 12L113 13V15H111ZM114 12H115V13H114ZM121 12H122V13H123V12H124V13L126 12L127 15L124 14V13H123L124 15H122ZM240 12H241V13H240ZM248 12H249L250 14H249ZM257 12H258V15H259V16H258L257 14H255V13H257ZM33 13H34V12H33ZM96 13H99V14H96ZM119 13H121V16H119V15H120ZM135 13H136V14H135ZM141 13L144 14L143 16L141 15L142 17H141L140 15H137V14H141ZM145 13H146V14H145ZM158 13H159V14H158ZM184 13H185V14H184ZM218 13H219V15H218ZM224 13H227V15H229L228 17L225 16L224 20L227 19L226 21L223 20L224 22L227 23V22H228V19H229V22H230V23H228L227 25H226V23H223V21H221V20L223 19V17H224V16H221V15H223ZM230 13H231V14H230ZM237 13H238V14H237ZM239 13H240V14H239ZM244 13H245V14H244ZM247 13H248V14H247ZM253 13H254V14H253ZM259 13H260V14H259ZM95 14H96L97 16L99 15V17L103 15L102 17H100L101 20H99V18H96L97 16H96ZM106 14H107V13H106ZM198 14H197V15H198ZM241 14L243 15V17H239V16H242ZM246 14H247V15H246ZM252 14H253V16H252ZM261 14H262V15H261ZM72 15H71V16H72ZM82 15H83L84 17H83ZM93 15H94V16H93ZM128 15H129V16H128ZM204 15H208V16H211L212 18L217 19V22H216L215 19L212 20V18H211V20H210V17H207V18H206ZM224 15H226V14H224ZM234 15H235L236 18L234 17ZM236 15H237V16H236ZM244 15L247 16V17H245ZM250 15H251L252 17H250ZM255 15L258 16L257 19H256V18H253ZM62 16H64V17H62ZM73 16H75V15H73ZM76 16H75V17H76ZM92 16H93V17L96 16L95 19H97L98 21L95 20V19H94V21H92V20H91V19L93 18ZM117 16H118V17H117ZM132 16H133V17H132ZM144 16H145V17H144ZM202 16H203V18H204V17H205V18L203 19ZM216 16H217V17H216ZM47 17H48V16H47ZM75 17H73V18H75ZM103 17H106V20H105ZM112 17H111V19H112ZM121 17H122V18H121ZM126 17H127V18H126ZM139 17L141 18V20H140ZM143 17H144V18H143ZM157 17H158V18H157ZM161 17L163 18V20H162ZM192 17H190V18H192ZM237 17H238L239 19H238ZM259 17H260L261 19H260ZM53 18L56 19V20L59 19L58 21H60V22H59L60 24L58 23V21L56 22V24H57V26H58L57 28L54 27L56 24H54V21H53L54 19H53ZM80 18H81V20H80ZM102 18H103V20H105V21H103ZM119 18H120L121 20H120ZM138 18H139V19H138ZM151 18H152V20H151ZM160 18H161V19H160ZM185 18H187V17H185ZM218 18H219V20H218ZM232 18H234V19L231 20ZM240 18H243V19H245V20H243V19L240 20ZM249 18H250V19H249ZM252 18H253V21H252ZM258 18H259V19H258ZM262 18H263V19H262ZM71 19H72V18H71ZM84 19H85V21H86V19H87L88 22H87V21L84 22ZM142 19H143V20H142ZM144 19H145V20H144ZM159 19H160V21H162V22L158 21ZM202 19H203V20H202ZM247 19H248V20H247ZM254 19H256V21L259 20V22H258V21L256 22ZM56 20H55V21H56ZM69 20H70V19H69ZM90 20H91V21H90ZM108 20H109L110 22H109ZM119 20H120V21H119ZM125 20H126L127 22H126ZM135 20H136V21H135ZM138 20H140V21L138 22ZM150 20H151V21H150ZM156 20H157V22H159V23H157ZM167 20H168V21H167ZM205 20H206V21H205ZM208 20H210V21H209L210 23L208 22ZM239 20H240V21H239ZM250 20H251V23L249 24ZM262 20H263V21H262ZM52 21H53V25H52ZM70 21H71V20H70ZM89 21H90V23H89ZM95 21H97V23H96ZM101 21H103L101 24L98 23V22H101ZM106 21H107L108 23H107ZM128 21H129V22H128ZM130 21H131V23H130ZM148 21H149V22H148ZM178 21H179V22H178ZM190 21H191V19H190ZM193 21H194V19H193ZM211 21H212V22H211ZM214 21H215V22H214ZM219 21H220V23H219ZM237 21H239V22L241 23V26H240V25H237V24L239 23V22H237ZM241 21H242V22H241ZM243 21H245L244 24H243ZM247 21H249L248 24L246 23ZM65 22H64L63 24H65ZM155 22H156V23H155ZM174 22H175V24L178 23V26H179V27H178V26L174 25V28H176V29H175L176 31L174 30V28L171 29V27L173 26ZM187 22H188V21H187ZM187 22H184V21H183V23H187ZM207 22H208V24H210V25H211V23H212L213 26H215V31L218 32V33H219V32H222L224 28H226V30H227V29H230L231 26H232L233 28H235V29H232V27H231V29H232L231 31H229V30L226 31V30H225L226 33L223 31V32H222V35H221L220 33H219V34H218V33H215V31H214V33H213V31H211V29L213 30L214 27H212V26H211V28H210V26L208 27ZM233 22H236L237 24L234 23V24H236V25H234V24H232ZM252 22H256V24L259 23V25L256 26L255 23H252ZM261 22H262V23H261ZM50 23H51V24H50ZM94 23H95V24H94ZM105 23H106V24H105ZM109 23H110V25H109ZM127 23H128V25H129L128 28H126V27H127V26H126ZM138 23H140L138 26L135 25V24H138ZM161 23H162V25H161ZM167 23H168L169 25H172V26H171V27L168 26ZM170 23H171V24H170ZM188 23H189V22H188ZM215 23H216V24L219 23L218 25L221 26V28L223 27V29L221 30L220 27H219L220 29L217 27L218 29L216 30V25H214ZM222 23H223V24H222ZM260 23H261V24H260ZM83 24H84V25H83ZM91 24H92L93 26H92ZM98 24H99V25H98ZM104 24H105L107 27H106ZM113 24H114V25H113ZM116 24H117V25H116ZM118 24H120V25H121V24H124L125 27H124V25H123V26L121 25V27H120V25L118 26ZM131 24L134 25V26H133V27L130 26ZM163 24H166L167 26H165V25H163ZM220 24H222V25H220ZM246 24H247V26H246ZM252 24H253V25H252ZM50 25H52L53 27L50 26ZM82 25H83V26H82ZM85 25L87 26V28H86ZM90 25H91V26H90ZM97 25H98V27H97ZM100 25H101V26H100ZM108 25H109V26H108ZM115 25H116V27H115L116 29H117L118 27L122 28V29H117V30H116V31H118L117 33H119L120 31H122V32H121L122 34H121V33H120V34H115L116 31L114 30V28H113V30H112V28L109 29L110 26H111V27H114ZM140 25H142V26H140ZM149 25H156V26H159L160 28H161V27H164L163 30H162V28H161V32H163L164 30H166L167 27H168V29H167V32L164 31L163 33H161V32L158 33L159 31H158V29H156L157 27L154 26V27H156V28L154 29L156 33H154L153 37L150 38V37H151L150 35H152L153 33H150V32L148 31V29H146V28L151 27V26H149ZM184 25L186 26V24H184ZM206 25H207V26H206ZM223 25H224V26H223ZM251 25L254 26V28L259 26L258 28H260V31L258 30V32H257V28H255L254 32H253L252 29H251V30H252V32H251L250 28H252V27H250L249 29H247V30L250 31V32H247L246 29L244 28V26H245L246 28H248V26H251ZM60 26H61V30L59 29ZM145 26H149V27H146V28H145ZM175 26H176V27H175ZM181 26H182V23H181ZM185 26H184V27H185ZM229 26H230V27H229ZM239 26H240V27H239ZM46 27H47V25H46ZM51 27H52V28H51ZM96 27H97V29H96ZM99 27H100L101 29H98ZM103 27L108 29V30H105V32L108 31L107 33L104 32V28H103ZM108 27H109V28H108ZM135 27H136V29H135ZM137 27H139V28H141V29H140V30H137ZM142 27H143V29L145 28L146 31H144V30L142 29ZM165 27H166V28H165ZM177 27H178V28H177ZM186 27H187V26H186ZM186 27H185V28H186ZM237 27H238V28H237ZM63 28H64V29H63ZM93 28H95V29H93ZM123 28H124V29H123ZM129 28H130V29H129ZM132 28H134V29H132ZM209 28H210V29H209ZM236 28H237V30H236ZM254 28H253V29H254ZM57 29H58V31H60V32L56 31ZM74 29H75V31H77V32H76L77 35H75V33H74V36H73ZM90 29H91V30H90ZM125 29H126V31H123V30H125ZM149 29H150V28H149ZM151 29H152V31H151ZM151 29H150V31L153 32V31H154V30H153V26L151 27ZM177 29H178V30H177ZM186 29H188V28H186ZM186 29H184V30H186ZM244 29H245L246 32L244 31ZM72 30H73V31H72ZM94 30H96V31H97V30H102V31H101V34H102V32L104 33V35H101V34H100L101 37H100L99 34H96V35L99 36V37L96 36V38H98V39H99V38H102V39H100V41L97 40L95 37L92 38V36H93L92 34L96 33V31H94ZM111 30H112V31H111ZM119 30H120V31H119ZM127 30H128V33H127ZM129 30H130V31H129ZM131 30H134L135 32H136V31H137V32H136V33H133V31H131ZM141 30H142V33H141ZM170 30H171V32H170ZM179 30H180V31H179ZM192 30H193V32H192ZM218 30H219V31H218ZM220 30H221V31H220ZM233 30H234V32H233ZM71 31H72V32H71ZM82 31H83V32H82ZM90 31H91V32H90ZM93 31H94V33H92ZM114 31H115V32H114ZM174 31H175V32H174ZM189 31H190V34L193 33L194 35H193V34H192L193 36H191L190 34L187 35V34H188L187 32H189ZM196 31H197V30H196ZM237 31H238V32H237ZM263 31H264V29H263ZM88 32H89V35L91 34V35H90L91 38L88 36V34H87ZM109 32L112 33V34H110ZM125 32H126L127 34H126ZM130 32H132L131 35H130ZM138 32H140V33H138ZM146 32H147V33H146ZM191 32H192V33H191ZM210 32H211L212 34H211ZM227 32H229V33H227ZM231 32H232L234 35H233ZM239 32H240V33H243V34H240ZM58 33H59V34H58ZM79 33H80V35H79ZM82 33H83L84 37L81 36ZM85 33H86L87 35H86ZM98 33H100V31H98ZM123 33H125V35H124ZM148 33H150V34H148ZM169 33H170V34H172V33L174 34V33H175V35H173V34H172V35H169ZM177 33H179L178 35L180 36V38L176 37V36H178ZM183 33H185V34H183ZM245 33H246V34H245ZM248 33H250V34H248ZM263 33H264V32H263ZM108 34H110L109 36H111L113 39H115V37H114L113 35H114V34L116 35L117 38H116V40H114V41H116V43L119 42V41L117 40L118 37H119L118 35L123 36L122 39L125 38L126 35H128V36H126L127 38H129V36H131V37H130L131 40H128V39L125 38V39H124V42H125L126 45H125V44L123 45V44H121V43H123V40H121V38H120L121 36H120L119 38H120L121 42H119V46H118V44L114 43L113 41H111L112 44H110V40H108V39H109V38H108L109 36H107ZM138 34L140 35V37H138V36H139ZM144 34H145V35L147 34V36H145ZM181 34H182V35H181ZM214 34H216V36H215ZM226 34H227L228 36H227ZM230 34H231V35H230ZM71 35H72V36H71ZM85 35H86V36H85ZM105 35H106V36H105ZM135 35H136V36H135ZM137 35H138V36H137ZM143 35L145 36V38H146L148 44H145V45H144V43H145L146 40H145V38H144ZM148 35H149L150 37H149ZM155 35H156V37H155ZM164 35H165V37H164ZM185 35H187V36H185ZM195 35H196V37L194 38ZM225 35H226L229 39H231V40L228 41V39L226 38ZM243 35L246 37V40H247V41L245 40V37H244V38H242V39H243L245 42L243 41V43H241L242 40H241L240 38H241ZM76 36H77V37H76ZM80 36H81V37H80ZM102 36H104V38H103ZM158 36H159V37H158ZM160 36L164 38V39H163L164 41H167V40H168V42L163 43L164 41L162 40V38H161ZM166 36H167V38H169V39H167ZM168 36H169V37H168ZM182 36H184L185 38L182 37ZM211 36H212V37H211ZM213 36H215V37H213ZM218 36H219V37H218ZM224 36H225V37H224ZM254 36H252V37L254 38ZM257 36H258V35H257ZM68 37H69L70 39H72V38H73V39L70 40V39H68ZM71 37H72V38H71ZM74 37H76V38H74ZM88 37H89V38H88ZM105 37H106L107 39H106ZM147 37H148V39H147ZM186 37H189V38H186ZM204 37H205V40H206L207 38H209V40H210L211 42L214 41V42H216V43H217V41H219V40L222 39V42H220V43L222 44V47H221V44H220V46H219V42L217 43L218 45H217L216 43H214V42H213V44H210L209 42H207L208 39L206 40V43H205V41L202 42V39L204 40ZM216 37H217V38H216ZM221 37H222V38H221ZM223 37H224L225 40L227 39V41H228L227 43H228V44L231 43V45H233V44L236 45V43H237V45H236L234 48H233L234 45L230 47V46H229L230 44H229V45L227 46V44H225L226 42L223 43V40H224ZM235 37H237V38H236V39H233V38H235ZM252 37H251V40H252V42H253V38H252ZM259 37H260V36H258L257 38L259 39ZM262 37H263V42H264V35H263ZM66 38H67V39H66ZM78 38H79V40H80L81 42L78 40ZM84 38H88V39H86V40H88V41H90L89 39H91V41L88 42V41H86ZM112 38H110V39L112 40ZM133 38H134V39H133ZM135 38H136V39H135ZM143 38H144V39H143ZM170 38H171V39H170ZM172 38H173V39H176V40H178V41L182 38L183 41H184V40H189V41H191V42H186L187 44H184L185 41L183 42L182 40H180L179 42H182V43L184 44V45H183L182 43L179 44L176 40H172ZM192 38H193L194 40H193ZM210 38H211V39H210ZM257 38H256V36H255V38H254L255 41L257 40ZM81 39H83V40H81ZM93 39H96V41H99L101 44L104 43V44H103V47H102V45H101L99 42L95 43L96 41L93 40ZM132 39H133V40H132ZM150 39H151V40H150ZM190 39H192V40H190ZM237 39H238V40H241L240 43H241V45L243 44L242 46L238 44L239 41H238ZM64 40H65V41H64ZM101 40H103V43L101 42ZM125 40H126V41H125ZM134 40H135V41H134ZM136 40H137V41H136ZM139 40H140L141 42H139ZM152 40H153V42H152ZM159 40H162L163 42H162V41H159ZM200 40H201V42H199ZM216 40H217V41H216ZM232 40H233V42H235V43H232V42H231ZM236 40H237V41H236ZM248 40H249V41H248ZM261 40H262V39H261ZM68 41H69V42H72L73 44L70 45V43H68ZM73 41H75V42H73ZM93 41H95V42H94V43H95L94 45H93V43H92ZM106 41H107V43H106ZM117 41H118V42H117ZM127 41H128V42H127ZM131 41H132V42H131ZM133 41L135 42V44L133 43ZM142 41H144V42L142 43ZM156 41H157V42H156ZM170 41H171L172 43H170ZM175 41H176V42H175ZM257 41H260V40H257ZM76 42H77V43H76ZM78 42H79L80 44H79ZM83 42H84V43H83ZM130 42H131V44H130ZM149 42L151 43V46H150V43H149ZM192 42L194 43V45L192 44ZM198 42H199V43H202V44L204 43V44H203V45H201V44H199V45H198V44H195V43H198ZM260 42L262 43V41H260ZM127 43H128V44H127ZM154 43H156L158 46L155 45ZM158 43H162V45H161V44L159 45ZM168 43H170V44H172V45L169 46ZM174 43H178V44H174ZM188 43H189V44H188ZM190 43H191V44H190ZM244 43H245V44H244ZM258 43H259V42H256L254 45H257ZM261 43H260V44H261ZM77 44H78V45H77ZM81 44H82V45H81ZM84 44H86V45H84ZM97 44H99L100 46L97 45ZM106 44H108V45H110V46H108V45H106ZM113 44H114L115 46H113ZM120 44L123 45V46H121ZM139 44H141V46H140ZM142 44H143V45H142ZM152 44H154V45H152ZM163 44H164V45H163ZM166 44H168V45H166ZM214 44H215V45H214ZM224 44H225V45H224ZM246 44H248V45L250 46V48H249V46L246 45ZM262 44H264V43H262ZM68 45H69V46H68ZM90 45H92V46H90ZM95 45H96V46H95ZM104 45H106V47H105ZM132 45H133V48H131ZM136 45H137V46H136ZM147 45H148V46H147ZM180 45H181V46H180ZM216 45H217V47H215ZM238 45H239V46H238ZM258 45H259V44H258ZM57 46H59V47H57ZM60 46H61L62 48H64V49L62 50V48H61ZM65 46H66V47H65ZM71 46H73V47L75 48V50L73 49V47L71 48ZM75 46H79L80 48H79V47L76 48ZM87 46H88V50H90L91 47L93 48V49L91 48V51L94 50L93 52H96V53L94 54L96 58L94 57L93 52H91V51L88 52V50H85V49H87ZM93 46H94V47H93ZM111 46H113V47H111ZM124 46H125V47H124ZM138 46H139V47H138ZM145 46H146L147 48H146ZM200 46H201L202 48H201ZM240 46H241L242 48H241ZM243 46H244V47H243ZM246 46H248V47H246ZM68 47H69L70 49H69ZM85 47H86V48H85ZM95 47H96V48L98 47L101 51H99L98 48L95 49ZM117 47H118V48H117ZM144 47H145V49H144ZM148 47H150V48H148ZM160 47H162V48H160ZM179 47H180V48H179ZM183 47H184V48H183ZM185 47H186V48H185ZM188 47H189V49L192 48V47H193L194 49H190V50H189ZM223 47H224V48H223ZM227 47H228V48H227ZM229 47H230L231 49H230ZM54 48H55V50H54ZM56 48H57V49H56ZM65 48H67V49H66L67 51H65ZM102 48L105 49L104 52L102 51V50H103ZM112 48H113V49H112ZM139 48L142 49V50H140ZM152 48H154V49H152ZM173 48H174V49H173ZM177 48H179V49H178L179 51H178V50H177V51H174V50H176ZM181 48H182V50H181ZM203 48L206 49V50H204V52L202 51ZM218 48H219V49H218ZM220 48H222L224 51H223L222 49H220ZM232 48H233V49H232ZM245 48H247V49H245ZM257 48H258V49H257ZM58 49L60 50L59 52H58ZM71 49H72V50H71ZM78 49H79V50H78ZM115 49H116V50H115ZM130 49H131L132 51H131ZM165 49H166V50H165ZM168 49H169V50H168ZM187 49H188V51H186ZM197 49L200 50V51H198ZM227 49H228V50H227ZM249 49H250L251 51H250ZM259 49H260L261 52L259 51ZM69 50H70V52H69ZM77 50H78V51H77ZM83 50L87 51V53H85V51H83ZM95 50H97V51H95ZM108 50H109V51H108ZM136 50H137V51H136ZM148 50L150 51V53L147 52ZM156 50H157V51H156ZM170 50H172V53H171ZM191 50H192L193 52H192ZM225 50H226L227 52H226ZM231 50H232V51H231ZM256 50H257V51H256ZM49 51H50V52H49ZM52 51H53V52H52ZM73 51L76 52L77 54L74 53ZM98 51H99V52H98ZM117 51H119V52H117ZM144 51H145V52H144ZM164 51L167 52V53H165ZM190 51H191V52H190ZM194 51H195V52L197 51V52L194 53ZM201 51H202V53H201ZM205 51H206V52H205ZM248 51H249V52H248ZM71 52H72V53H71ZM80 52H81V53H80ZM106 52H107L108 54H107ZM131 52H133V53H131ZM224 52H225V53H224ZM247 52H248L249 54H248ZM252 52H253V53H252ZM259 52H260V53H259ZM57 53H58V54H57ZM60 53H66L67 55L64 54V55H65V56H64V55L62 54L61 56H59ZM84 53H85V55H83ZM90 53H91L90 56H92V57H89V54H90ZM102 53H103V54L106 53V54L104 55V57L106 56L105 58L103 57V54H102ZM116 53H117V54H116ZM130 53H131V54H130ZM147 53H148V54H147ZM154 53H155V54H154ZM48 54H49V55H48ZM69 54H70V55H69ZM71 54H72V55H71ZM79 54H80V55H79ZM86 54H88V56H86ZM100 54H101V58H100V60L98 61L97 58L99 59ZM149 54H150V55H149ZM151 54H152V55H151ZM163 54H164V55H163ZM165 54H166V55H165ZM244 54H245V55H244ZM246 54H247V55H246ZM251 54H252V56H251ZM51 55H50V56H51ZM74 55H75L77 58H76ZM77 55H78L79 57H78ZM81 55H83V56H81ZM109 55H111L112 57L109 56ZM113 55H114L115 57H114ZM117 55H119V58H118ZM248 55H249V57H248ZM253 55H254V56H253ZM63 56H64V57H63ZM69 56H72V59H73V60H72L71 57H69ZM97 56H98V57H97ZM107 56H108L109 58H108ZM60 57H61V59H60ZM84 57L87 58V59H85ZM93 57H94V58H93ZM63 58H64V59H63ZM68 58H69V59H68ZM74 58H75V59H74ZM83 58H84V59H83ZM90 58H92V60H91ZM107 58H108V59H107ZM115 58H116V59H115ZM251 58H252V59H251ZM80 59H81V60H80ZM88 59L91 60V61L89 62ZM246 59H247L249 62H251V63H249L248 61H245ZM249 59H250V60H249ZM75 60H77V61H75ZM101 60H102L103 62H102ZM104 60H105V61H104ZM112 60H115V62L112 63ZM119 60H121V61H119ZM243 60H244V61H243ZM60 61H61V62H60ZM74 61H75L76 63H75ZM81 61H82V62H81ZM94 61H95L96 64H94ZM97 61H98V62H97ZM106 61H107V62H106ZM211 61H212V62H211ZM237 61H238V62H237ZM64 62H65V63H64ZM69 62H70V64L67 65ZM85 62H86V63H85ZM88 62H89V64L91 63L89 66L87 65ZM99 62H100V64H99ZM108 62H109V63H108ZM110 62H111V63H110ZM119 62H121V63H119ZM130 62H131V64H130ZM244 62L248 63V65L245 64ZM62 63H63V64H62ZM73 63H74V64H73ZM78 63H79L80 65H78L77 67H75L76 64H78ZM82 63H83L84 65H82ZM116 63H117V64H116ZM123 63H124V64H123ZM126 63H127L128 65H127ZM228 63H229V64H228ZM233 63H234V64H233ZM242 63H243V65H244V69H243V67H242ZM256 63L258 64V66L256 65L257 67L255 66ZM85 64H86V67H85ZM92 64H93V65H92ZM103 64H105V65L102 66ZM109 64H113V68H112V66L109 65ZM115 64H116V66H115ZM118 64H119L120 66H118ZM210 64H211V65H210ZM225 64H227V65L225 66ZM252 64H253L254 67L252 66ZM91 65H92V66H91ZM122 65H123V66H122ZM218 65H219V66H218ZM220 65H221L222 67H221ZM230 65H231V68H232V69L230 68ZM232 65H233V66H232ZM237 65H240L239 67H242V68H240V70H239V67L236 68ZM249 65L252 66L251 69H250V66H249ZM259 65H260V66H259ZM69 66H70V67L72 66V67L69 68ZM83 66H84V67H83ZM94 66H95V67H94ZM98 66H99V67H98ZM227 66H228V69H230L231 71L234 70V69H235V71H232V72L230 73V72H229L230 70L227 69ZM247 66H248V67H247ZM262 66H263V67H262ZM65 67H67V68H65ZM78 67H79V68H78ZM88 67H89V69H88ZM100 67H101L103 70H102ZM103 67H104V68H103ZM107 67H109V68H108V69H105V68H107ZM115 67H116V68L118 67L119 72L116 71L117 69L114 70ZM121 67H123V68H121ZM125 67H126V68H125ZM133 67H134V69H133ZM150 67H151V68H150ZM204 67H205V68H204ZM211 67H212V68H211ZM255 67H256L257 69H256ZM76 68H77V69H76ZM90 68H91V71H92V76L96 74L95 71H96V72H97V71H102V72H101L102 75L100 74V72H97V74L99 73V74H98L99 77H98L97 75H96L97 78H96L95 76H93V78H94V81H93V78H92V79L89 78V77L91 76L90 73H89V72H91V71H90ZM96 68H100V70H99V69H96ZM127 68H128V69H127ZM152 68H153V69H152ZM156 68H157V70H156ZM246 68H248V69H250V70H248V69H246ZM260 68H261V69H260ZM60 69H61V70H60ZM68 69H69V70H68ZM85 69H87L89 72H88L87 70H85ZM95 69H96V70H95ZM120 69H121L122 71H121ZM143 69H144L145 72L142 71ZM164 69L167 70L168 72H167V71H164V72H163L162 70H164ZM176 69H177V71H176ZM245 69H246V70H245ZM253 69H254L256 72L258 71V69H260V70L258 71V73H256ZM79 70H81V71H80V74H78V71H79ZM84 70H85L86 72H84ZM109 70H110V71L113 70V71H111L112 73H109V72H110ZM127 70H128V71H127ZM129 70H130V71H129ZM139 70H140V71H139ZM155 70H156V73H155ZM174 70H175V71H174ZM191 70H192V71H191ZM201 70H202V71H201ZM203 70H205V72H206V71H207V72L205 73ZM210 70H211L212 72H211ZM223 70H224V71H223ZM226 70L228 71V73H227ZM251 70H253V72H252ZM62 71H63V72H62ZM68 71H69V74H67ZM105 71H106V72H105ZM108 71H109V72H108ZM114 71H115V72H114ZM132 71H134V72H132ZM148 71H149V72H148ZM159 71H161V72H159ZM186 71H188L189 74H188ZM189 71H190V72H189ZM200 71H201V72H200ZM208 71H210V72H208ZM241 71H244V72L242 73ZM246 71H247V72H246ZM260 71H262V72H260ZM64 72H66V74H65ZM113 72H114V73H113ZM120 72H121L122 74H121ZM158 72H159V73H158ZM169 72H170V73H169ZM184 72H185V73H184ZM195 72H196V75H195ZM199 72H200V73H199ZM202 72H204V73H202ZM221 72H222V74H221ZM223 72H224V73H223ZM225 72H226L227 74H225ZM245 72H246V73H245ZM73 73H74V74H73ZM75 73H77V74H75ZM82 73H83V74H82ZM87 73H89V77H87ZM104 73H106V75H105L106 77L104 76ZM119 73H120V74H119ZM129 73H131V74H129ZM133 73H134V74H133ZM140 73H141V74H140ZM149 73H150V74H149ZM153 73L156 74V75H154ZM171 73H172V74H171ZM173 73H174V74H173ZM190 73H191V75H190ZM193 73H194V74H193ZM198 73H199V75H198ZM209 73H212V74H209ZM218 73H219V74H218ZM229 73H230V74H229ZM236 73H237V78H236ZM239 73H240V74H239ZM247 73H248V74H247ZM255 73H256V74H255ZM117 74H118V75H117ZM128 74H129V75H128ZM145 74H146V75H145ZM157 74H159V75H157ZM160 74H161V75H160ZM178 74H179V75H178ZM203 74H204V76H203ZM234 74H235V76H234ZM241 74H242V75L244 74L245 77H244V75L241 76ZM251 74H253V75H251ZM259 74H260V75H259ZM60 75H62V76H60ZM65 75H66V76H65ZM74 75H75L76 78L74 77ZM83 75H86V77H85V76L82 77ZM100 75H101V76H100ZM131 75H132V76H131ZM133 75H134V77H133ZM152 75L154 76V78H153ZM182 75H184L185 80H184V78H183V79H181V82H180L179 79H180V76H182ZM187 75H188V76H187ZM189 75H190V76H189ZM201 75H202L203 77H202ZM207 75H210V77L207 76ZM226 75H227V76H226ZM229 75H232V76H229ZM250 75H251V77H250ZM63 76H64V77H63ZM69 76H70V78H69ZM77 76H80L81 78H80V77H77ZM102 76H104V77L102 78ZM108 76H109V77H108ZM117 76H118V77H117ZM155 76H156V77H155ZM192 76H193V79H194V80H195V77H196V81L193 80L194 83L192 82ZM199 76H201V77H199ZM205 76H207V79H206ZM213 76H214V78H213ZM224 76H225V77H224ZM238 76H239V77H238ZM252 76H253V77H252ZM259 76H261V77L259 78ZM59 77H60V78H59ZM61 77H62V79H64V80H63V83H64L66 80L68 81V82H67V81L65 82V83H67V84L64 83V86H63V87L61 86V85H63ZM66 77H67V78H66ZM73 77H74V78H73ZM116 77H117V78H116ZM128 77H129V79H128ZM140 77H141L142 79H141ZM144 77H146V78H144ZM189 77L191 78V80H190ZM221 77H222V78H221ZM229 77H230V78H229ZM240 77H241V78H240ZM55 78H54V79H55ZM82 78H84V79H82ZM86 78H87V79H86ZM98 78L101 79V80H98ZM104 78H106L108 82H106V79H104ZM115 78H116V79H115ZM132 78H134L135 80L132 79ZM138 78H139V79H138ZM181 78H182V77H181ZM208 78H209V79H208ZM215 78H217V79H218L217 81H220V82L215 81V80H216ZM224 78H226V79L224 80ZM228 78H229L230 82H229V81H227V82H229V83L226 82V80H227ZM231 78H235V80H234V79H231ZM245 78L247 79V82H248V83L245 81V80H246ZM252 78H253V79H252ZM262 78H263V79H262ZM72 79H73V80H72ZM76 79H78L79 82H78ZM85 79H86V80H85ZM96 79H97L99 82H98ZM103 79H104V80H103ZM113 79H114V80H113ZM146 79H147V80H146ZM151 79H152V80H151ZM153 79H155V80H153ZM202 79L204 80L203 82L201 81ZM212 79H213L215 82H212V81H213ZM241 79H243V81H242ZM248 79L251 80V81H249ZM255 79H257V80L255 81V83L252 82V81L255 80ZM259 79H260V80H259ZM87 80H89V81H87ZM91 80H92V82H94V84H90V83H89V82H91ZM117 80H118V81H117ZM125 80H127V81H125ZM140 80H141V81H140ZM142 80H143V81H142ZM183 80H184V81H183ZM186 80L188 81V82H187L188 84L186 83ZM199 80H200L202 83L199 82ZM239 80H241V81L239 82ZM70 81H71V82H70ZM86 81H87V83L84 84ZM100 81H102L105 85H104V84H101L102 82L100 83ZM133 81H134V82H133ZM139 81H140L141 83H140ZM148 81H149V82H148ZM190 81H191V83H190ZM197 81H198V82H197ZM206 81H207V83H206ZM208 81H209V82H208ZM210 81H211V84H210ZM231 81L234 82V83L232 82L233 84H236L235 82H238L237 84H242V85H238V86H236L237 84H236V85H233V84H232L231 86H228V85L231 84ZM257 81L260 82V83H256ZM56 82H57V83H56ZM76 82H78V83H76ZM92 82H91V83H92ZM120 82H121V83H120ZM131 82H132V83H131ZM138 82H139V83H138ZM142 82H144V83H142ZM184 82H185L187 85L184 84ZM216 82H217L218 85L216 84ZM221 82L224 84V85L222 84V85L224 86V89L222 88L223 86H222V87H219V85H221ZM39 83H40V82H39ZM69 83H70V85L68 86ZM79 83H80V84H79ZM81 83H82L83 85H82ZM127 83H128V84H127ZM145 83H146V84H145ZM189 83H190V84H189ZM204 83H205V84H204ZM213 83H214V84H213ZM246 83H247V84H246ZM250 83H251V84H250ZM252 83H254L255 85L253 84V87H251V88H254V86H255V88H257V90H256V89H254L255 91H251V90H250V85L252 86ZM36 84H37V83H36ZM73 84H74V85H73ZM76 84H77V85H76ZM88 84L91 85V86H89ZM98 84H99V85L101 84L100 86H103V87H104V86H107L106 88H107V90H108V94H109V95H107V91H106L105 89H104V91L106 92V95H103L104 91L101 89L100 86H98ZM121 84H122V85H121ZM131 84L134 85V86H133V90H132V85H131ZM144 84L146 85L147 88L144 87V89H143L141 86H143ZM181 84H182V86H179V85H181ZM195 84H197V85H195ZM198 84H199V86H198ZM200 84H201V85H200ZM207 84H209V85H207ZM245 84H246L248 90L245 89L246 87L244 88ZM16 85H20V86H21V85H23V86H25V85L30 86V85H31V86H32V83L30 82V84H28V82H27V84H25V83H24V84H23V83H22V84H14V85L11 84V85H10L11 87H10V86H9V87L12 89V92L10 91V90H11L10 88H7L8 86H6V87L3 86V87H1V88H5V89H4L5 91H4V90H0V93L2 92L0 95H2L3 97L5 96L4 98H5V100H6V101L3 100L5 104H4L3 102L0 103V105H1V106H0V107H1L0 111H1V112L3 111L2 114H0V115H1V117L4 118V119H2L1 122L3 123V125H5L4 127H3L2 125L0 126V127H1L0 129H2L3 132L8 131V130L10 129L9 126H11L12 123H13V122H11V120H12V119H11V118H12V115H11V114H12V113L15 114V113L17 112V110L21 109V107H22V109H23L24 107H26V106H27L28 108H30V107H33V105H34V104H32V103H34V102H33V101H32V102L30 101V99L35 100V97H33L34 95H32V94H34V93H36V92H34V91L32 90V88L35 89V91H36V88H35V87H38V86H37V85H33V87H31V90H32V92H34V93H31V92H30L31 95H28V93H27V97L31 96V97H29V98H30V99H29V102H28V99L26 100V101L29 103V105H26V106L23 107V106H21V105H22V101H19V100H20V99L23 100V99L20 98V97H21L22 95H23V97H24L25 94L22 93V95L20 96L21 92H20V94L18 93V95L20 96V97H19L20 99H19V98L17 97V96H18L17 93H15V91H13V90H14V88H15V90L18 92V91H20V89H21L22 87L20 88V86H18L20 89L17 90L18 87H16ZM38 85H39V84H38ZM66 85H67V86H66ZM85 85H86V86H85ZM94 85H95V86H94ZM118 85H119V86H118ZM123 85H126V86H123ZM127 85H128L129 87H128ZM136 85H137V87H135ZM138 85H139L140 87H139ZM145 85H144V86H145ZM148 85H149V87H148ZM184 85H185L186 87H185ZM188 85H189L190 87H191V85H193V86H192V88H189ZM202 85H203L204 87H203ZM205 85H206V86H205ZM258 85H259V86H258ZM28 86H27V89L29 88ZM34 86H35V87H34ZM74 86H75L76 88H75ZM150 86H151V87H150ZM183 86H184L185 88H181V87H183ZM187 86H188V87H187ZM195 86H197V88H198L199 90H198ZM200 86H202V87H200ZM209 86H211V88H210ZM217 86H218V87H217ZM232 86H233V87H232ZM234 86H236V87L234 88ZM248 86H249V88H248ZM25 87H26V86H25ZM25 87H24L23 90H25ZM64 87H65V88L68 87V88H67V89H64ZM78 87H79V88H78ZM81 87H82V88H86V87H88V90H87V88H86L87 91L91 90L92 87H93V90H94V91L91 90L92 92H89V93H90V95H91L92 97H94V98L92 99L90 95H89V96H90L91 99H90V98H87L88 96L85 97V95H86V94H89V93H87V91H85V90L82 89ZM94 87L97 88V91H96V88H94ZM103 87H102V88H103ZM113 87H114V88H113ZM127 87H128V89L130 88L128 91H127ZM205 87H206V88H205ZM208 87H209V88H208ZM214 87H215V88H214ZM225 87H226L227 90L225 89ZM230 87L233 88V89H236V90H237V91L234 90V91H235V96H236V94L238 93L237 95H238V97H239V95H240L239 92L241 93V91H242L243 95L241 94L242 96L240 95V97L238 98V99L242 100V102H241L240 100H237V96H236V97L234 96V92H233V90L230 91V90H231ZM237 87H238V88H237ZM239 87H240V88H239ZM1 88H0V89H1ZM6 88H7V89H6ZM62 88L64 89V91L62 90ZM72 88H74V91H72V90H73ZM98 88L101 89V91H100ZM104 88H105V87H104ZM115 88H116V91H117L116 93L114 92V91H115ZM120 88H125V89H120ZM135 88H136V90H134ZM139 88H140V90H142V93L140 92ZM207 88H208V90H209V89H210V90H211V89H215V93L211 94V92H214V90H213V91L211 90L210 93H209V92L205 93V92H204V89H205V91H208ZM218 88L223 89L222 91L225 90L224 92L227 93V94L225 93V95H227V96L223 95L224 92L220 93L221 90L218 89ZM241 88H244V89H243V90H240ZM8 89H10V90H8ZM76 89H77V90H76ZM78 89H79V91H78ZM80 89H82V92H81ZM110 89H111V90H110ZM137 89H138V90H137ZM149 89H150V90H149ZM180 89H181V90H180ZM192 89H193V90H192ZM216 89L218 90V93H220L219 95H217L218 93L216 92V91H217ZM6 90H8V93H7ZM38 90H39V87H38L37 91H38ZM123 90H124V91H123ZM143 90H144V91H143ZM187 90H188L189 92H188ZM190 90H191V91H194V93L191 92ZM219 90H220V92H219ZM228 90H229V91H228ZM238 90H240V91H238ZM249 90H250V91H249ZM258 90H259V92L257 93ZM260 90H261L262 92H260ZM3 91H4V92H3ZM9 91H10V92H9ZM28 91H29V90H28ZM69 91H70V92H69ZM102 91H103V92H102ZM119 91H120V92H119ZM125 91H126V93H125ZM129 91H131V92H129ZM180 91H181V92H180ZM197 91H198V92H197ZM199 91H200V92H204L205 94H208V93H209V94H208V95H205V97H203V96L200 97V94L204 95V93H200ZM243 91H244V92L247 91V92L244 93ZM5 92H6V94L4 95ZM23 92H25V91H23ZM26 92H27V90H26ZM26 92H25V93H26ZM72 92H73V93H72ZM77 92H78V94H77ZM80 92H81V94H82L81 96H83V101H81V105H80V100L82 99V97H81L80 94H79ZM83 92H84V94H83ZM94 92H95L96 96H95ZM96 92H98V93H96ZM99 92H100V93H99ZM109 92H110V93H109ZM121 92H122V93H121ZM133 92H135V93H133ZM174 92H175V93H174ZM178 92H180V94H182V93L184 92V93H186V95H188V97L191 95V93H193L194 95H193V94L191 95L193 100L190 99L191 96H190L189 98L187 97V98L190 100V102H189V100H188V99L186 100V98L184 97V96H186V95H184V93H183V96L181 97V95H180ZM231 92H232L233 94H232ZM254 92H255V93H254ZM9 93H15L16 95H15V94H11V95H13V96L16 97V98H14L13 96H12L13 98H12L11 96H9V95H10ZM30 93H29V94H30ZM69 93H70V94H69ZM85 93H86V94H85ZM137 93H138V94H137ZM143 93H144L145 96L143 95ZM173 93H174V94H177V93H178L179 96H178V95H175V96H174ZM198 93H199V95H198ZM250 93H252V94H250ZM8 94H9V95H8ZM74 94H75V95H74ZM98 94H99V95H98ZM100 94H102L103 96L100 95ZM104 94H105V93H104ZM119 94H120L122 97H121ZM133 94H134V95H133ZM170 94H171V95H170ZM221 94H222V95H221ZM228 94H230V95H228ZM231 94H232V96H231ZM245 94H247V95L250 94V97H249V95H248V97H249L250 99H251V97H254V96L256 95L255 98H254V100H255V99H256V100L253 101V100L251 99L252 102L249 101L251 104H250V103H247L248 101H247V99H246V97H245ZM253 94H254V95H253ZM6 95H7V96H6ZM76 95H77V96H76ZM114 95H115V96H114ZM140 95H141V98H140ZM142 95H143V96H142ZM214 95H215V97H214L215 100L213 99V96H214ZM216 95H217V96H216ZM220 95H221V97H222L223 99L220 98ZM261 95H262V94H261ZM261 95H260V96H261ZM2 96H0V101H2V99H4ZM35 96H36V95H35ZM74 96H75V97H74ZM104 96H105V99L103 98ZM106 96H107L108 98H107ZM128 96H129V97L132 96V97L129 98ZM135 96H137V98H136ZM148 96H149V97H148ZM169 96H171V98H173V100H175L174 98H176V99L178 100L179 97L181 98V99L179 98L180 101L183 100V98H184L185 100H183L182 102H180L179 100H178V101H177V100H176V101H173L174 103L176 102V104H177V102H178V104H177L178 107H177V105H176V106H173V105H175V104H173L172 102H170V101H171V98H170ZM173 96H174V97H173ZM177 96H178V97H177ZM193 96H194V97H193ZM196 96H197L198 99H199V98H202V97H203V99H206V96H207V97L210 96V98H207V100H201V99H199V100H200V103H199L198 99H197V101H196V99H194V98H196ZM263 96H264V95H263ZM6 97L10 98V99H9V103L13 100L12 103H15L17 106L19 105L20 108H19V107H16L15 104H14V105L12 104V105H13V108H14V110H12L13 108H10V107L12 106L11 103H10V106L8 107V105H7V107H6V109H5V107H3V106H6V104H9V103H7V98H6ZM63 97H64V98H63ZM65 97H68V98H65ZM69 97H70V98H69ZM72 97H73V98H72ZM80 97H81V98H80ZM101 97L104 99L103 101H102V98H101ZM112 97H113V99H114L115 101L117 100V102L113 101V99H111ZM115 97H116V98H115ZM118 97H119L120 99H119ZM123 97H125V98H123ZM138 97H139V99H138ZM143 97L145 98L144 100H143ZM216 97H218V99H221L223 102H225V101H226V102H227V101L229 102V101H230L229 99L233 100V97H234V100H233L234 102L231 103L232 101H230V103H231V105H234V106L238 103L237 105H239V107L241 106L240 109H239V111L236 110L238 106H237V105L235 106V107H236L235 110L240 114V116L238 115V113L233 112V111H235V110H232L233 107H232L231 105H229L230 103H226V102H225V103L223 104V102H222L221 100H218ZM241 97H242V98H241ZM244 97H245V98H244ZM11 98H12V99H11ZM17 98H18V99H17ZM79 98H80V99H79ZM121 98H122V100H124V101H122ZM133 98H134V99H133ZM156 98H157V100H156ZM158 98H159V99H158ZM162 98H163V99H162ZM164 98H166V99H164ZM168 98L170 99V101H168V100H169ZM228 98H229V99H228ZM243 98H244V99H243ZM249 98H248V100H249ZM259 98H260V99H259ZM14 99H17V101H15ZM24 99H26V97H24ZM36 99H37V96H36ZM66 99H69V100H66ZM70 99H71V100H70ZM75 99H78V102H77ZM84 99L86 100V102H85V103H82V102H84ZM88 99H89L90 101L92 100V101H91V104H92V105L95 104V105H94V108H95V107L98 108L97 110H96V108H95L96 111L92 108V105L88 106V104H89V102H90V101L87 102ZM108 99H109L110 101H108ZM125 99H127V102H126ZM130 99H132L131 102H130ZM136 99H137V101H136ZM140 99H141V100H140ZM146 99H147V100H146ZM148 99L151 100V101H149ZM160 99H162V102L164 101V103H162L161 101H160V103H159V100H160ZM210 99H211V100H210ZM226 99H227V100H226ZM245 99H246V100H245ZM257 99H259V100H257ZM64 100L67 101V103H66ZM93 100H94V101L96 100V102L93 103ZM120 100H121L122 102H125V104H127V103H128V104L125 106V104H123ZM139 100H140V101H139ZM165 100H167L168 103H165ZM208 100H210V103H209ZM212 100H213V101H212ZM243 100H245L246 103H244L245 101H243ZM14 101H15V102H14ZM18 101L21 102V103H18V104H17ZM26 101L23 100V103L26 102ZM35 101H36V100H35ZM63 101H64L66 104H65ZM68 101H70V103H69ZM72 101H73V102H72ZM97 101H100L101 103H99V102L97 103ZM105 101H106V102H105ZM112 101H113V102H112ZM119 101H120L121 104H123V105H120ZM145 101H148V102H151V103H152V104L150 103V105H152V107H153L152 109H153V110L151 109V107H149L150 105H149L148 102H147L148 105H146V102H145ZM184 101H186V103H184ZM191 101H192V102H191ZM193 101H194V102H193ZM201 101H202V102L205 101L206 103H208V104H212V105H214V106L210 105L211 108L208 109V107H209L208 104L206 105V103H204V105H203V103H201ZM215 101H217V102H215ZM235 101H237V102H235ZM74 102H75L76 104H75ZM107 102H108L109 104H108ZM142 102H143V103H142ZM179 102H180V103H179ZM196 102H197V104H196ZM213 102H215V103H217V104H214ZM218 102H219V104H220L221 106L218 104ZM220 102H222V103H220ZM257 102H258V103H257ZM259 102H261V104H260L261 107L258 106ZM28 103H24V104H28ZM63 103H64V104H63ZM73 103H74V104H73ZM78 103H79V105H78ZM96 103H97V105H96ZM130 103H132L133 106H137V105L139 104V106H141V108H143V106L146 108V106H147V110H146L145 108L141 109L140 107H139V109H137L138 106L135 107V109H134V107H130V106H131ZM134 103H136V104H134ZM141 103H142L143 105H142ZM158 103H159L160 106L163 105V106L165 107V109L163 108V106H161V107L159 106L160 108H163V110L158 108V109H159V111H158V109H157V107H156V106H158V105H156V104H158ZM169 103H170V104L172 103L171 105H172L173 108L176 107V108H175V111L178 110L177 108H179V110H180V108H181V111L184 113V115H186L187 113H188V114H191V113H192L193 116H192V114H191L192 117H190V115L187 114V115H186V117H187V123H186V122H185V121H186V117L183 116V115H179L178 113H181V114H182V112L178 110L179 112H178V111H177V112L174 111V113H177V115H179L180 118H179V116L177 117V116L174 114L177 118L174 119V120H172V119L175 118V117H173V116H174V115H172L173 113L168 112L169 109L172 108L171 106H169L170 108L167 107V106L169 105ZM183 103H184V104H187V103L189 104V103H190V106H191L192 108H190V106H188V105H186L187 108H185L186 106L181 105V104H183ZM193 103L195 104V106L193 105ZM234 103H236V104H234ZM252 103H253V105H254L255 107H256V105H257V107H256V108H255V107L253 108ZM254 103H255V104H254ZM256 103H257V104H256ZM3 104H4V105H3ZM24 104H23V105H24ZM30 104H31V105H30ZM102 104H103V105H102ZM111 104H112L113 107L111 106ZM113 104H114V105H113ZM116 104H117V105H120L121 107L118 106V108H117V105H116ZM164 104H165V105H164ZM225 104L227 105V108H230V109H231V111H229L227 108L223 107V106H226ZM246 104H247V105L250 104V105H252V106L249 107V106H247ZM76 105H77V106H76ZM83 105H87V106H85V108L83 107L84 109H82L81 106H83ZM101 105H102V106H101ZM108 105H109L110 107H109ZM115 105H116V106H115ZM128 105H129V108H127ZM153 105H155V106H153ZM179 105H181V106H179ZM192 105H193V106H192ZM196 105H197V107H198L199 105H200V106L203 105V106H204V109L202 108L203 106H201V107L199 106L198 110H196V109H195ZM216 105H217V106H216ZM79 106H80V108H81L82 110L78 109ZM205 106H206L207 108H206ZM229 106H231V107H229ZM245 106H246V107H245ZM15 107H16L17 109H16ZM60 107H62L63 109L61 108V110H60ZM106 107H107V108H106ZM122 107H123V108H122ZM124 107L127 108V109H125ZM155 107H156V108H155ZM166 107H167V108H166ZM188 107H189V108H188ZM193 107H194V108H193ZM212 107H216L217 109H216V110H215V109H212ZM218 107H223V108H219V110H218ZM239 107H238V108H239ZM248 107H249V108H248ZM8 108H9V109H8ZM28 108H24V110H28ZM111 108H113V109H111ZM119 108H120V109H119ZM173 108H172V109H173ZM183 108H185V109H184L185 112H184V110H182ZM200 108H202L201 110H203V112H205V113H203V112H202V113H203L204 116H206V117H202L203 114L201 113V111H199ZM205 108H206V109H205ZM245 108H246V109H245ZM247 108H248L249 111H251V109H253V110H252L251 112L246 111V112H248V113L246 114V113L244 112V110H247ZM2 109H3V110H2ZM7 109H8V110L11 109V111H8ZM72 109H73V110H76L77 112L80 111L79 114H77V115H79V117L76 115L77 112L74 111V112H76V113H74ZM115 109L119 110V115H120V116H119V115H116V114H118V112H117V111L115 112V111H114ZM130 109H131V110H130ZM136 109H137L138 111H136ZM149 109H150V110H149ZM167 109H168V111H166V113H165L164 111L167 110ZM190 109H191V110H190ZM222 109H223L224 111H223ZM255 109H256V110H255ZM4 110H6V111H4ZM121 110H122V111L124 110V111H123V112H120ZM126 110H127V112H126ZM129 110H130V111L133 110V111L130 112ZM139 110H141V111H139ZM142 110H144V111H142ZM145 110H146V111H149V112H151V113H150L149 115H147L148 113H146ZM156 110H157L156 113H158V112L161 113V114L159 113L160 115L158 114L159 116L156 115V114H154L155 112H154V113L152 112V111H156ZM160 110H162V112H164V113H162ZM195 110H196V112H195ZM212 110H215V112H217V113H214ZM220 110H221V111H220ZM226 110H227V111H226ZM240 110H241V111H240ZM15 111H16V112H15ZM88 111H87L86 113H88V114H92V113H89ZM109 111H110V112L112 111V112L110 113ZM135 111H136V112H135ZM171 111H172V110H171ZM190 111H191V112H190ZM193 111H194V112H193ZM208 111L210 112V114H209ZM253 111L256 112V113H254ZM1 112H0V113H1ZM6 112L9 113V114L7 115ZM57 112H56V113H57ZM81 112H82V114H83V115H82V116H83L82 118H85V117L87 116V118L83 119L84 121H82V119H80V118H81V117H80V116H81V115H80ZM113 112H114V113H113ZM133 112H134V113H133ZM140 112H142L143 114H142V115H139ZM189 112H190V113H189ZM198 112H199V113H198ZM219 112H220L221 115L219 114ZM225 112H226V113H225ZM231 112H233V113H231ZM241 112H242V114H241ZM260 112H262V114H261ZM3 113H4V114H3ZM120 113H121V114H120ZM129 113H130V114H129ZM136 113H137V115H135ZM145 113H146V114H145ZM169 113L171 114L170 117H173V118H171V119H169L170 117H169L168 119L166 118V119L168 120L167 122H169V120H172V121H175V120H176V121L174 122V125H175V123L177 124V120H178V123H179V120H180V123H181V124L186 123V125L183 124V125H182L183 128H182L181 125L179 124V127H178V126H176V127H178V129L180 128V130L177 129V131H176L175 128L172 129V128L175 127V126L172 125L171 122H169V124H168V129H170V131H169L170 133H169V132L167 133V130H168V129H166V127L162 126V125H164V124H160V123H162L163 120H164V122L166 121V119H163L164 117H162V114H164L163 116H165V115L167 116V114H168V116H169ZM211 113H212V114H211ZM235 113H236V115H234ZM249 113H250V114H249ZM251 113H252V114H251ZM111 114H112V115L114 114L115 116L113 115L114 117H113V116L111 117ZM152 114L156 115L157 117H154V116H153V118H152V116H151ZM201 114H202V115H201ZM218 114H219V115H218ZM223 114H224V115H223ZM245 114H246V115H245ZM248 114H249V116H248ZM253 114H255V115L253 116L254 119L252 118V115H253ZM73 115H76V116H73ZM84 115H86V116H84ZM130 115H132V116H130ZM138 115H139V116H142V117H143V115H147V116H148L149 120L147 119V116H146V119L148 120L146 125H148V126L153 125L152 123H151V125H149V124H150V123H149L150 120H151L152 122H153V121L155 122L156 118L158 119V117H159V119H160V118L162 117V118L158 121V124H159V125H158L157 123H155V127L158 126L157 129H156L155 127L151 126V127H153V130H154V128H155L156 130H158V133H157V131L154 130V131H155V134L152 135V134L154 133V131H153V133H151V132H152V128H151V127L146 126V128H143V126H142L141 123H139V122H142L141 119H144V121H146L145 118H144L145 116H144L143 118L139 117V120H138V117H137ZM195 115H196L197 117H196ZM200 115H201V117H200ZM215 115H216V117H215ZM229 115L232 116V117H230ZM242 115H244V116L246 117V118H245V117H244V118L249 122V123H248V122L246 121V123H245V122H243V123H245V127H246V128L248 127L247 129H249V128L251 127V129H252V131H250L251 133L249 132V130H251V129H249V130L245 129L244 124L241 122L242 120L240 119V120H241V121H240V120L238 119V118H242V117H241ZM250 115H251V117H250ZM258 115H259V116H258ZM72 116H73V117H72ZM128 116H129V118H128ZM166 116H165V117H166ZM181 116H183V118L185 117V119H183L184 121L182 120ZM207 116H209V117H207ZM210 116H213V117H210ZM256 116H257V117H256ZM261 116H262V117H261ZM8 117H9L10 120L8 119ZM24 117H25V120H22L23 123H22V122H20V123H22V125H25V126H23L24 128L21 127V128H23L21 133H23V134L25 135L24 131L26 132V129H27L28 127L31 128L33 125H32V126H30V125L33 124V123H36V122H35V121H31V120H32V119H31V120H30V123H29V122H28V120L30 119L29 116H22V119H24ZM70 117H71V119H73V118L75 117L74 120L77 122V124H74V126H73V123H74L75 121H74V120H70V119H69ZM76 117H77V118H76ZM89 117L91 118V116H89ZM115 117H117V118H115ZM118 117H119V118H118ZM130 117H131V119L133 118V120H131ZM135 117H136V118H135ZM195 117H196V118H195ZM255 117H256V118H255ZM258 117H259V118H258ZM5 118L8 119V121H7ZM107 118H108V119H107ZM126 118H127V119H126ZM150 118H151V119H150ZM198 118H199V119H198ZM200 118H201V119H200ZM233 118H235V119H233ZM244 118H243V119H244ZM26 119H28V120H26ZM78 119H79V120H78ZM134 119H135V120H134ZM189 119H194V120H191V121H190V122L192 123V125H191V123H189V121H188ZM205 119H206V120H209V121L207 122ZM214 119H215V120H214ZM220 119H222V120H220ZM223 119H225L226 121L223 120ZM245 119H244L243 121H245ZM259 119H261V120H259ZM0 120H1V119H0ZM91 120H90V121H91ZM102 120H103V119H102ZM198 120H200V121H199V122H200V125L197 124V123H198ZM203 120H205V123H204ZM216 120H217V123H218V121H219V124H218V125H217V123L215 122ZM237 120H239V121L237 122ZM4 121H7V123H5ZM9 121H10V122H9ZM69 121H72V122L74 121V122H73L72 124H69ZM79 121H80V122H79ZM81 121H82V122H81ZM90 121H88V123H90ZM125 121H126V122H125ZM130 121H131L132 123H130ZM133 121H134V122H133ZM136 121H139L138 124H140V126H139L140 128L138 127L137 124H135ZM151 121H150V122H151ZM160 121H161V122H160ZM192 121H193L194 123H195V121L197 122V123H195V125L197 124V128H196V126L194 125V123H193ZM223 121H224V122H223ZM259 121H260L261 123H260ZM76 122H75V123H76ZM102 122H104V120H103ZM102 122H101V123H102ZM115 122H114V123H115ZM154 122H153V123H154ZM159 122H160V123H159ZM201 122H202V123H201ZM239 122H240V125H239ZM2 123H0V124H2ZM4 123H5V124H4ZM25 123H26V124H25ZM111 123H112V124H111ZM133 123L135 124L134 127H135V128L137 127V128L139 129V132H141L142 134L139 133V132L137 131L138 129H135V128L132 126V125H134ZM148 123H149V124H148ZM170 123H171V124H170ZM207 123H209V124H207ZM210 123H211V124H210ZM236 123H238V125H235ZM255 123H256V124H255ZM262 123H263V124H262ZM6 124H7V125H6ZM92 124H94V125L92 126ZM142 124H144V127H145V122L142 123ZM201 124H203L204 126L210 125L211 128H210V127H209V128H208V127H203V128H202L203 125H201ZM206 124H207V125H206ZM242 124H243V125H242ZM247 124H249V125L251 124L252 126L250 125V127H249V125H247ZM257 124L259 125V127H258V128H259V131H258V128H257V126H258ZM8 125H9V126H8ZM34 125H35V124H34ZM61 125H62V124H61ZM61 125H60V126H61ZM70 125H71V126H70ZM75 125H76L77 127H76ZM82 125H84V126H82ZM110 125H112V127H113V121L110 122ZM110 125H109V127H111ZM121 125H122V126H121ZM160 125H161V127H160ZM169 125H170V126H169ZM171 125H172L173 127H172ZM177 125H178V124H177ZM189 125H190V127H191V126H192V127L190 128ZM225 125H226V126H225ZM227 125H228V127H227ZM255 125H257V126H255ZM57 126H59V124H58ZM69 126H70V127H69ZM72 126H73V128H72ZM78 126H79V127H78ZM165 126H167V125H166V122H165ZM185 126H187V128L189 129L188 132H190V133L187 132L189 135H188V134H187V135H186V134H183V133H186L185 131H187V129L184 130V129L186 128ZM198 126H199V127H198ZM200 126H201V127H200ZM217 126H218V127H217ZM223 126H224L225 128H223ZM231 126H232V127H231ZM241 126L244 127L245 131H244V129H242ZM253 126H255L254 129L252 128ZM6 127H8V130H7ZM11 127H13V126H11ZM25 127H26V129H25ZM34 127H36V126H34ZM34 127H33V130H32V128H31L32 131L36 130ZM61 127H63V126H61ZM61 127H59V128L57 127V130H59ZM75 127H76V128H75ZM103 127H102V128H103ZM170 127H171V128H170ZM219 127H220V128H219ZM226 127H227L228 129H226ZM230 127H231V130H230ZM237 127H238V128H237ZM16 128H17V127H16ZM84 128H85V127H84ZM102 128H101V130L103 131L104 128H103V129H102ZM128 128H129V133H128ZM133 128H134V129H133ZM148 128H149V129H148ZM150 128H151V132H149ZM162 128H163V129H162ZM192 128H193V129H192ZM199 128H200V129H199ZM205 128H206V129H205ZM217 128L220 129V130L224 129V131H221V132H220L219 130H217ZM221 128H222V129H221ZM233 128H236V129H233ZM240 128H241V129H240ZM255 128L257 129V132L255 131ZM61 129H62V128H61ZM61 129H60V130H61ZM65 129H64V130H65ZM92 129H93V130H92ZM112 129H113V130H112ZM120 129H121V130H120ZM124 129H125V130H124ZM132 129H133V130H132ZM140 129H141V130H140ZM143 129H144V130H143ZM145 129H147L148 132H147V130H146L147 134H146V132H145L144 135H143V132L145 131ZM160 129H161V130H160ZM196 129H197V130L199 129L200 131L198 130V131L196 132ZM201 129H202V130H201ZM203 129H204V130H203ZM209 129H212V130H209ZM214 129H215V130H214ZM238 129L241 130V131H239ZM12 130H13V128H12ZM23 130H24V131H23ZM31 130L28 129V131H30V132L32 133V135H31L30 137L33 136L31 139H33V138L35 139V137L37 138L38 134H37V136H36V135L34 136V134H33L34 132H32ZM64 130H63V131H64ZM66 130H65V131H66ZM91 130H92V133H91ZM101 130H100V131H101ZM111 130L114 131V133H113ZM135 130H136V131H135ZM173 130L176 131L177 133L173 134L174 132H171V131H173ZM183 130H184V131H183ZM194 130H195L196 133H194V132L192 133V131H194ZM237 130H238V131H237ZM253 130H254L255 132H253ZM20 131H21V129H20L18 132L16 131L17 133L14 132V135H15V136H13V138H11V137L9 138V137H8L9 133H11L10 135H13V134H12L13 131H11V129H10V130L8 131L9 133H8V132H5V134L3 133L4 135H6V133L8 134L7 136H5L4 139L6 140V138H8V139H11V141H12V139H15L14 137L17 138L18 135H21V134H19ZM65 131H64V132H65ZM79 131H80V132H79ZM134 131H135V132H134ZM178 131H181L180 133L183 134V135H181ZM201 131H202V132H201ZM208 131H209V132H208ZM218 131H219V132H218ZM234 131H235L236 133L239 132V134L236 135V133H235ZM243 131H244V132H243ZM247 131H248V132H247ZM58 132H61V133H59L60 135L63 134V133H62V130H61V131H58ZM115 132H116V133H115ZM120 132H121V134H120ZM130 132H131V133L133 132V133L131 134ZM164 132H165V133H164ZM198 132H200V134H199ZM210 132H211V133H210ZM215 132H216V133L218 132V133L216 134ZM223 132H224V133H223ZM228 132H229V133H228ZM240 132H241V133L243 132L244 134H246V136H247V135H248V136H250V135L252 136V135H253L252 137H250L249 140H248V138H245V139H247L248 141H250V143H252V144L250 145L248 141L245 142V143H248L247 145H245V147L248 146V145H250V147L248 146V148H249L248 150H249V151L246 150L249 154L251 153L250 155L247 154L248 157H243V155L245 156V154H246L247 152H245V150H244V153H243V151L241 150V148L238 147V145H237V147H238V148L240 149V151L242 152V153H241V152L239 151L240 154L238 155V158L241 156L239 159H242V157L247 159V160H245V159H243V160H244L246 163H249V165H251V166H250V167H251L250 169H251L252 171H251L250 173H253V176H256V179H254L255 177H253V176H252V178H251V177H248V178L245 179L246 175H247V176L250 175V173H249V175L246 174V173H247L246 171H250L249 167H247V166H249V165L246 164V163H244V164H246V166H245V165H243V166H244V168L247 167L249 170L246 169V168H245L246 171H243V172H242L241 170H239V171H238L239 174L241 173L240 175L238 174L239 177L236 176L235 174L232 175V176L229 175V173L231 174V172L233 173L234 171H237L236 168H234V167L236 166V167L239 168V166L242 165L241 163H243V160H242V161L239 160V162L234 161V159L238 160L237 157H235V156L237 155V154H236V153H237V151H236L237 148H236V147H235V148L233 147V142L231 143V144H232V145H231L228 141H225V140H227L226 138H228V135H229V134L231 135V136L229 135L230 137H233L234 135H236V136H234V138H236V140L234 141V144H235V142L237 141V142H241V143L244 145V141H243L244 137H243V139H240V138H241L240 136H243V134L240 135V134H241ZM246 132H247L248 134H247ZM1 133H2V132H1ZM1 133H0V134H1ZM35 133H36V132H35ZM56 133H57V131H56ZM78 133H79L80 135H79ZM99 133H100V132H99ZM110 133H112V135L114 134V135H113L114 137H113V136L110 137V136H109V135H111ZM118 133L120 134L121 137L119 136ZM148 133H149V134L151 133V134L149 135ZM156 133H157V134H156ZM160 133L162 134L161 136H160ZM171 133H172V134H171ZM191 133H192V134H191ZM197 133H198V134H197ZM202 133H203V134H202ZM232 133H233V134H232ZM252 133H253V134H252ZM263 133H262V134H263ZM3 134H2V135H3ZM17 134H18V135H17ZM23 134H22L20 140H18V139H19V137H18L17 140H13V142H10L11 144L8 143V144H9V145H8L9 147H7V148H10V149H7V148L5 149V148L3 147V145H1L2 148H4L5 150H4V153H3V151L1 152V150H3V149L0 147V152L3 153V155H2V154H0V155L4 156V154L7 153V154H5L4 157H2V158L4 159V161H5V163H6V160H7V159H8V160H9V159L12 160V158H14L12 155H14V156L17 155V157H19V159H20V158L23 156V155L21 156V154H22V153L24 154V152L27 150L26 148L28 147V144H29L27 141L30 140V139H29L30 137L28 138V135H27V138H28V139L26 138V139H24V140H26V141H24V140H23V137H24ZM27 134H29V133H27ZM47 134H49V136H47ZM59 134L57 133V135H59ZM115 134H116V135H115ZM193 134H196L197 137H198V135H199V137L197 138L195 135H194V138H193V136L191 137V135H193ZM206 134H208L210 137H209L208 135L206 136ZM212 134H213V135H212ZM215 134L218 135V136H216ZM220 134H222V135H220ZM224 134H225V135H224ZM10 135H9V136H10ZM45 135H46L47 137H45ZM78 135H79V137L77 138ZM93 135H92V136H93ZM102 135H104V136H102ZM117 135H118V136H117ZM122 135H123V137H122ZM129 135H132V137H130ZM148 135H149V136H148ZM166 135H167V137H166ZM170 135H171V136H170ZM174 135H175V136H174ZM177 135H179V136H177ZM184 135H186V136H184ZM200 135H201L203 138L206 137L205 140L207 139V141L205 142V140H204L202 137L200 138ZM203 135H205V137H204ZM214 135H215V136H214ZM226 135H227V136H226ZM238 135H239L240 138H238ZM257 135L261 136V137H262V140L259 141L260 144H258L259 142L257 143L256 141L259 139V136H257L258 139H257V138L255 139V143H257V144H255V146H256V145H259V147L256 146V147L253 148V149L255 150V154H256V152H257V151H256V150H257V147L259 148L258 150L260 151L261 146H262V147L264 146V143L262 144V141L264 142V139H263V138H264V134H263V136H262V135H261V132H260V134H257ZM101 136L103 137V139H102ZM105 136H106L107 138H106ZM126 136H127V137H126ZM128 136H129V137H128ZM133 136H136L134 141H133ZM137 136H139L140 138L138 139ZM146 136H148V137L146 138ZM152 136H153V138H152ZM155 136H156V137H155ZM188 136H190L191 138L188 137ZM219 136H220V137H219ZM225 136H226V137H225ZM244 136H245V135H244ZM25 137H26V135H25ZM48 137L50 138L49 140H50L51 142H54L55 145H53V143H52V145H51V142H49L50 144H48V141H49V140H48ZM93 137H94V136H93ZM149 137H150V138H149ZM154 137H155V138H154ZM183 137H184V138L186 137L185 139H186L187 141L184 140ZM253 137H254V138H253ZM0 138H1V136H0ZM2 138H3V136H2ZM45 138H47V139L45 140ZM79 138H80V139H79ZM81 138H83V139H81ZM99 138L101 139L100 141H99ZM110 138H111V139H110ZM115 138H116V139H115ZM122 138H123V140H122ZM128 138H130L131 140L128 139ZM188 138L193 139V140H190V139H188ZM195 138L198 139L197 142H194V145H195V147H197V148H196V150H194L195 148L192 149V150H190V151L193 153V154H191L192 157H193V158H192L193 160H194V159H197V158H195V157H197L198 154H199L200 158L202 157L201 154L204 153V151L202 150V149L204 148L203 145H201L202 143H203V144L207 143V144L209 145L208 148L210 149L211 152H210V151H206V152H208V153L203 154L204 156L202 157V159H203L202 162H200L201 159H200V160L197 159V160H199V161H197V160H196V161H191V159L189 158L191 162L195 163V164L192 163V165H189V166H191L190 169H189V166H188V165H187L188 168H186V165H185V163H187V162L189 163V161L186 162V160H184V161H185V162H184L183 159H182V161L184 162V164H183L184 166H183V167H185V168H182V167H181V165H182L181 158H184V156L186 155V154H185L186 151H187L190 147H191V148L194 147L192 141H196ZM217 138H218V139H217ZM220 138H221V139H220ZM252 138H253V139H252ZM21 139H22V140H21ZM41 139H39V140L36 139L33 147H35L36 141L38 142V141H40ZM104 139H105V140H106V139H109L108 142H109L110 140L112 141V139H113V141H114V139H115V140L118 139V140H120V141H123V143H121L120 141H119L120 143H118V141H116V142H117V143H116V142L114 141V142L116 143V145H118V146H115V143L112 141V142L114 143V147H115V148H114L113 145H111V146L109 145V144H111L112 142L108 143V142H106L107 140L104 142ZM126 139H127V140H126ZM136 139H138V140H136ZM148 139H149V140H148ZM150 139H152V140H150ZM154 139H155V140H154ZM156 139H157V140H156ZM251 139H252V141H251ZM44 140H45L47 143H46ZM71 140H69L68 142L71 143V142H70ZM96 140H98L97 143H96ZM128 140H129V141H128ZM141 140H143L144 142L146 141L147 144H149V148L152 149V150H153V149L155 150L156 146H159V145H160L161 148H160V147H157V149L155 150V152H156V151H159V153H161V154L163 153L162 151H164V150L168 147V145H171V146L177 148V144H178L179 146H181V148H180V147H179L178 149L174 148V150L177 151V152L179 151V152L181 153V151L183 150V149H182V148H183V144H184L185 142L190 143V144H188V147H189V148L187 147V145H186V146L184 145V149H186V151H182V153L185 152V153H184L185 155L181 154L183 157H180V155H176V154H178L179 152L175 154V151H173L172 148H171V146H169V147L171 148L172 153L175 154V155H176L177 157H179V158H178V160H176L177 157H174V155L172 156L171 153L169 152V148H167V149L165 150V151H166L165 153H166V155H167L168 152H169L168 155H169V160H170V161H168V165H167V163H166L165 160L163 159L165 163H162L163 165H161V166L165 167V166L167 165L168 167L166 166V168H164V169H163V167H162V169H161L160 164H159V165L156 164V166H152V165H154L155 163L153 164V162H151V160H154V159H152V157L150 158L149 156H150V153H151V152H152V154H153L154 150H153V151H150V149L148 148V145H146V143H144V142L141 141ZM162 140H163V141H162ZM166 140H167V141H166ZM168 140H169V141H168ZM181 140H182V141H181ZM188 140H189V141H188ZM203 140H204V141H203ZM228 140H229V138H228ZM230 140L233 141V138H232V139L230 138ZM230 140H229V141H230ZM241 140H242V141H241ZM8 141H9V140L3 142V139H2V141H0V142H3L2 144H5V145L7 146V142H8ZM15 141H19V142H16V143H18L17 145H19V144H20V146L23 145V146H24L23 148H25L26 145H27V147L25 148L26 150L23 151V148L20 147V148L22 149L21 151H20V150L15 151V150H16L15 148L17 147V146H16V143H14ZM30 141H33V140H30ZM58 141H59V142H62V141H63V145H64V146H67V149L64 147L66 150L63 149V152H64V150H65L67 153H69V151H70L71 153H69V154H71V158H72V155H73V157H74V156H75L76 158L78 157L77 160H75V159H76L75 157L72 158V159H69V160L67 159V160H66L64 157H65V155H66L67 153H66L63 157H61L63 154H62V152H61V153L59 152L60 147L54 148V147L57 146L56 143H59ZM101 141H102V143H104V144H102V143H98V142H101ZM131 141H132V142H131ZM149 141H150V142L154 141V142H153V143H154V144H153L154 146H155L158 142H159V143H158V145H156V146L154 147ZM161 141H162V143H161ZM172 141H173V142H172ZM174 141H178V143L175 142V143H176V144H175ZM201 141H202V142H201ZM220 141H221V142H220ZM245 141H246V140H245ZM20 142H23L22 145H21ZM26 142H27L28 144H27ZM33 142H34V141H33ZM44 142H45V143H44ZM55 142H56V143H55ZM68 142H66V143H68ZM77 142H76V143H77ZM128 142H129V143H128ZM156 142H157V143H156ZM167 142H168V143H167ZM171 142L174 143V145H173ZM181 142H183L182 145H181ZM191 142H192V143H191ZM222 142H223L224 145L221 144ZM226 142H228V143L231 145V148H232V147L234 148L235 151L232 150L233 148H232L231 150L234 151V152H236V153H235L236 155H234L235 158H233V156H227L228 152L230 153L231 150H230V148H228L230 145L227 147L228 143L226 144ZM12 143H13V144H12ZM30 143L32 144V142H30ZM38 143H41V142H38ZM38 143H37V144H38ZM78 143H80V141H79ZM94 143L98 144L97 147H96V145H94ZM113 143H112V144H113ZM124 143H125V144H124ZM138 143H139V145H140V143L143 144V145H142L143 147L141 148V145L139 146ZM163 143H164V144H163ZM166 143H167V146L165 145ZM179 143H180V144H179ZM195 143H196L197 145H201V147H203V148L201 149V150L203 151V153H202V151H200V150H199L200 152L198 151V153H197V150H198L199 146H197ZM199 143H201V144H199ZM241 143H240L241 146L239 145L240 147H242V144H241ZM0 144H1V143H0ZM24 144H26V145H24ZM43 144H42V145H43ZM59 144H60V143H59ZM83 144H84V146H83ZM106 144H107V145H106ZM122 144H124V146H123ZM135 144H136V145H135ZM144 144H145V146H144ZM162 144H163V146H164L163 148H165V146H166V148H165L164 150L162 149ZM185 144H186V143H185ZM207 144H205V146H207ZM216 144H215V145H216ZM10 145H11V146L15 145V147H12V149H14L15 152L11 149V146H10ZM29 145H30V144H29ZM32 145H33V144H32ZM40 145H41V144L36 145L37 147H35V150H34V148H33V150L35 151V152H34V155H35V156H36V152H37L36 150H37V149H40ZM102 145H104V147H101ZM121 145H122V146H121ZM134 145H135V147H134ZM150 145H151V146H150ZM189 145H190V146H189ZM6 146H5V147H6ZM38 146H39V148H38ZM45 146H46V147H45ZM47 146H48V147H47ZM49 146H50V147L53 146L52 148L55 149V150H52L51 148H49ZM58 146H59V145H58ZM61 146H62V144H61ZM89 146H90V148H89ZM98 146H99V147H98ZM109 146L112 148V150H115V151L112 152L111 148H107V147H109ZM119 146H120V147H119ZM125 146H126V147H125ZM132 146H133L134 148H136V146H137V148L135 149V152H134L133 149H132V152H131V147H132ZM146 146H147V147H146ZM212 146H211V148H212ZM219 146H217V147L219 148ZM234 146H235V145H234ZM44 147H45V148H44ZM62 147H63V146H62ZM72 147H71V148H72ZM124 147H125L126 149H125ZM127 147H128V148H127ZM133 147H132V148H133ZM138 147H139L140 149H139ZM186 147H187V148H186ZM217 147H215L214 149H215V150L218 149ZM18 148H19V147H18ZM18 148H17V149H18ZM30 148H31V149H29V150H31V154H32V155H31V154H30V155L33 156V151H32V146H31V145H30ZM43 148H44V149H43ZM91 148H93L94 150L91 149ZM97 148H98V149H97ZM144 148H145V149L148 148L147 150H149V151L143 150ZM158 148H160L161 150H160V149L158 150ZM246 148H247V147H246ZM250 148H251V149H250ZM255 148H256V149H255ZM47 149H46V152L44 151L45 154H44V153H41V154L45 155L44 158L42 157V155H41V157H40V155H39V157H40L39 159H40V160H36V162H37V161L40 162V161H43V160L45 159L44 162H43V163H45L46 159H48V161L51 160V161H50V162H51V163H50L51 166H52L53 164L56 165V164H55L56 162H54L53 157L45 158V157L47 156V155H46V153H47ZM61 149H62V148H61ZM61 149H60V150H61ZM83 149H84L85 151H84ZM102 149H103V151H101ZM117 149H118V150H117ZM119 149H120V150H119ZM129 149H130V151H129ZM180 149H182V150H180ZM205 149H207V148H205ZM205 149H204V150H205ZM221 149H220V152H222ZM223 149H222V150H223ZM228 149H229L230 151H229ZM242 149H244V147H242ZM253 149H252V150H253ZM6 150H10V152H11V150H12V151L14 152V154H13V152H11V153L5 152ZM91 150H93V151H91ZM107 150H111V151H107ZM138 150H139V152H137ZM254 150H253V151H254ZM18 151H20V155H19V153H17ZM61 151H62V150H61ZM98 151L101 152V153H103V154H102V157H104L103 155H106V156L109 155L108 158L105 157V161L108 162L109 164H110V161H111V163H112L111 165H112V166H111V165L109 166V164H107L106 162H105V164H104V161H102V162H103V166L101 165L102 162H100V161H101V160H104V158L101 159V158H100L101 156L97 157L98 155L101 154V153H98V154H97ZM117 151H118V152H117ZM123 151L125 152L124 154H123ZM140 151H142V153H141ZM144 151H145V152H144ZM21 152H22V153H21ZM26 152H27V151H26ZM39 152H41V151L39 150ZM78 152H76V153H78ZM116 152H117V153H116ZM129 152H131L132 155L129 154ZM143 152L146 153V154H149V155H146V154L144 155ZM148 152H150V153H148ZM187 152H188L189 155H190L191 152H189V151H187ZM194 152H196L195 154H196L197 156H195ZM218 152H219V151H218ZM234 152H233V153L231 152V155L234 154ZM260 152L263 153L264 150H263V152H262V150H261ZM260 152H259V153H260ZM15 153H16V154H15ZM29 153H30V152H28L27 155H29ZM37 153H38V152H37ZM72 153H74V154H72ZM105 153H106V154H105ZM126 153H127V154H126ZM137 153H138V154L141 153L142 155L140 154V156H141L142 158L139 157L138 155H136ZM157 153H158V152L154 153V154L151 155V156H155V154H156V156L153 157V158H155V159H156L157 157H161V156L158 155L159 153H158V154H157ZM200 153H201V154H200ZM259 153H258V156H260ZM261 153H260V154H261ZM39 154H40V153H39ZM95 154H96V155H95ZM161 154H160V155H161ZM217 154H218V155H221V154H219V153H217ZM241 154H242V155H241ZM25 155H26V153H25ZM49 155H50V154H48V156H49ZM56 155H59L60 157L58 156V158H57ZM113 155L116 156V157H114ZM119 155H120V156H119ZM128 155H129V156H128ZM133 155H135L136 157L138 156V158L142 160V161H141V160H138V162H137V163H139V164L141 163V164H142V165L140 164L141 166H140V165H137V164H132V162H133L132 160H134V162H136V157H134ZM162 155H165V154H162ZM168 155L165 156V157H168ZM262 155H263V156H261V157L259 158L260 160H258V161H260V162H261V158L264 159V154H262ZM20 156H21V157H20ZM31 156H28V157H31ZM37 156H38V155H37ZM37 156H36V157H37ZM50 156H51V155H50ZM68 156H69V155H68ZM68 156H66V158H69ZM83 156H84L85 158H83ZM117 156L120 157V158H118ZM130 156L134 157L135 159H134V158L132 159V157H130ZM143 156H144V159H145V157H146L147 160H144V159H143ZM147 156H148V158H147ZM194 156H195V157H194ZM210 156H211V155H209V157H210ZM255 156H257V155H255ZM0 157H1V156H0ZM5 157H8V158H6V160H5ZM17 157H15V158L17 159ZM28 157H27V158H28ZM33 157H34V156H33ZM33 157H31V158H33ZM36 157H34L33 159L35 160ZM109 157L111 158V160H110V161H107L108 159H110ZM121 157H124L125 159L128 158L127 161L130 162V164H129L127 161H126V162H127L128 164H127L126 162H124V161H125L124 158L122 159ZM129 157H130V158H129ZM165 157H163V158H165ZM173 157H174L175 160L173 159ZM186 157L188 158L187 155H186ZM189 157H191V156H189ZM207 157H208V155H207ZM209 157H208V158H209ZM220 157H222V158H220ZM228 157H229V159H228ZM231 157H232V159H231ZM15 158H14V160H15ZM23 158H26V157H23ZM37 158H38V157H37ZM37 158H36V159H37ZM41 158H42L43 160H42ZM49 158H50V160H49ZM63 158H64V159H63ZM99 158H100V160H99ZM106 158H107V159H106ZM138 158H137V159H138ZM149 158H150V162H151L152 164L148 161ZM0 159H1V158H0ZM21 159H22V158H21ZM33 159H32V160H33ZM56 159H55V160H56ZM73 159H74V160H73ZM113 159H115L116 161L113 160ZM117 159H118V160H117ZM130 159H132V160H130ZM157 159H158V158H157ZM157 159H156V160H157ZM165 159H167V158H165ZM189 159H187V160H189ZM14 160H13V162H12V161H11V162H12V164H14V167H16L19 163L15 165V163H17V162H15V161H17V160H15V161H14ZM23 160H24V159H22L21 161H23ZM52 160H53V161H52ZM63 160H64V162H63ZM112 160H113V162H112ZM143 160H144V161H147V163L149 162L151 165H150V164H147V163L144 162ZM160 160H162V159L160 158ZM160 160H158L157 162H160ZM213 160H216V161H217L216 163H218V164L214 163L215 161H213ZM225 160H228V161L225 162ZM230 160H231V162H232V160H233L234 163H233V162L230 163ZM18 161H20V160H18ZM66 161L69 162L70 164H69V163H66V164H65ZM70 161H71V162H70ZM87 161L90 162V163H87ZM139 161H140V162H139ZM154 161H155V160H154ZM178 161H179L180 163H179ZM240 161H241V163H240ZM255 161H254V164L257 162V161L255 162ZM1 162H3L2 159H1ZM1 162H0V166L4 167L5 170H7V167H8V168L13 167V166H10V165H12V164L9 165V163H11L10 161H7V162H9V163H8L9 166H8L7 164H5V165H6V166H5V165H3L4 163H1ZM38 162H37V163H38ZM52 162H54V163L52 164ZM134 162H133V163H134ZM155 162H156V161H155ZM157 162H156V163H157ZM171 162H173L174 165H172ZM177 162L180 164V166H179V164H178ZM206 162H207V163H206ZM228 162H229L230 165H229V164H226V163H228ZM20 163H21V162H20ZM47 163H48V162H47ZM100 163H101V164H100ZM123 163H124V164H123ZM188 163H187V164H188ZM235 163H236V165H233V164H235ZM237 163H240L239 166H237ZM257 163H258V162H257ZM40 164H41V162H40ZM40 164L37 165V167L40 166V167H38V168H37L36 166H35L36 168L33 167L34 171H37L36 173H38V172L41 173V170L44 169V168H43L44 166L46 167V168H45L46 172L48 171L47 174H48L51 170H52V171L55 170V171L53 172V173H55V175H56V174L59 175L58 172H61V171H58V169L60 170V168L57 167V166H55V167L52 166V168H51V167L48 166V165H44V166L42 167V165H40ZM50 164H49V165H50ZM126 164H127V165H126ZM145 164H147V165H146V169H143V168H142V169L140 170L139 167H143V165L145 166ZM165 164H166V165H165ZM175 164L178 165L179 167H178V166H175ZM189 164H191V163H189ZM254 164H253V165H254ZM259 164H261V163H259ZM262 164H264V161H263V160H262ZM262 164H261V166L259 165L258 167H261V168H262ZM23 165L25 166V165H27V164H25L24 161H23V163H22L21 165H19L20 168H21ZM68 165H69V166H68ZM128 165H129V166H128ZM130 165H131V167H133L134 165H135V166L137 165L138 167H137L136 169L138 170V168H139L140 171H139V170L136 171V169L134 170V169L132 168V169L134 170V171H133V170H132V171H133V172L136 171V173H129V172H132L131 169H130ZM215 165H216V166H215ZM217 165H218V167H217ZM222 165H224V166H222ZM228 165H229V167H227ZM256 165H257V164H256ZM256 165H254L255 169H256V167H257ZM24 166H23V168H24ZM104 166H106V168H107L108 171H109V169H110V171H111V172L109 171L110 173H113V172L116 170V171L113 173L114 175L112 174V176L110 175V177H109V174H110V173H109L107 170H105L106 168H105ZM108 166H109V168H108ZM126 166H128V168H126ZM135 166H134V168H135ZM194 166H193V167H194ZM203 166H202V168H203ZM17 167H18V166H17ZM17 167H16V168H17ZM25 167H26V166H25ZM29 167H30V166H29ZM48 167H49V168H48ZM101 167L104 168V169H102ZM124 167H125V170H123ZM157 167H156V168H157ZM207 167H206L205 169H207ZM210 167H212V168H210ZM213 167H215V168H213ZM241 167H242V166H240L239 169H241ZM4 168H3V169H4ZM20 168H19V169H20ZM23 168H22V169H23ZM27 168H28V167H27ZM27 168H25L23 171L26 172V173H25V176H26V174L28 173L27 175H29L30 177L27 176V178H25V180L28 179V178L30 179L31 177H32L31 180H33V177H34L35 179H36V178L38 179V177H36V174H35V173H34L35 176H34V175L31 176V173L33 174V172H30V173H29V171L26 170ZM40 168H41V169H40ZM84 168H85V169H84ZM86 168H87V169H86ZM98 168H96V169H98ZM112 168H113V169H112ZM158 168H157V169H158ZM173 168L176 169V170H174ZM202 168H201V169H202ZM218 168H219L220 170L223 169V170H221V173H220V174L218 173V172H219ZM231 168H232V169L234 168V170H232ZM244 168H243V170H244ZM10 169H11V168H10ZM10 169H8L7 172H8ZM19 169H18V170H19ZM48 169H49V170H48ZM100 169H102L103 171L105 170L106 173H108V174H106L105 172H101L102 170H100ZM111 169L113 170V172H112ZM114 169H115V170H114ZM126 169H127V173H126V174H128V173H129V174H132L131 177H128L129 175H126V174H125ZM128 169H130L129 172H128ZM154 169H155V168H154ZM154 169L152 168V170H150V172H149V170H148V172L151 173V171H152L153 174H154L155 172H156L155 174H158L159 177H156V176L154 177L155 180H156V183H159V182L162 180V181H161V184H163L165 188H166V185H167V186L170 185L171 187H173V186L170 184L171 182L167 183L168 177H165L167 180H164V181H166L165 183L163 182V179H164V178L162 179V177L164 176V174H163L164 171H163V173H161V174H163V176L160 178V173H157L156 169H155V172H153ZM169 169H168V170H169ZM177 169H178V170H177ZM203 169H204V168H203ZM205 169H204V170H205ZM215 169H216L218 172L216 171V174H217V175L213 174V176L216 177L217 181H218L219 178H220V180H222V181H223V178L226 179V180H225L226 183H225V182H222V181L219 180V181L221 182V184H220L219 181H218V182L216 181L215 177L212 178V173H215V172H214ZM229 169H230L231 171H230ZM255 169H254V172H255L256 170H258V169H256V170H255ZM259 169H260V168H259ZM1 170H2V168H1ZM1 170H0V171H1ZM11 170H13V169H11ZM15 170H16V169L14 168L13 171H15ZM18 170H17V171H18ZM25 170H26V171H25ZM45 170H43L44 172L42 171V173L45 174V173H46ZM63 170H62V172H63ZM78 170H76V172H77ZM158 170H159V169H158ZM168 170H167V171H168ZM173 170H174V171H173ZM188 170L186 171V173L188 172ZM204 170H203V171H204ZM210 170H211V171H210ZM212 170H213V172H212ZM225 170H226V171H225ZM3 171H4V170H2V172H0V175H1V173H2V176H3V174H4ZM31 171H33V170L31 169ZM65 171H66V170H65ZM91 171H92V170H91ZM122 171H124V172H122ZM143 171H144V172H143ZM176 171H177V173H176ZM183 171H182V172H183ZM185 171H184V172H185ZM9 172H10V171H9ZM9 172L6 173V175L10 174ZM24 172L21 173V172L19 171L18 175H17L16 171H15L16 175H14V173H12V174H13V176H12V177H13V178H12L13 181L15 180V178H14L15 176H16V179L19 180V181L21 180L20 177L24 178V177H23L24 175L22 176V174H24ZM62 172H61V173H62ZM66 172H67V171H66ZM68 172H69V171H68ZM116 172H117V173H116ZM120 172H121L122 176H121ZM142 172H143V173H142ZM146 172H147V171H146ZM148 172H147V173H148ZM184 172H183V173H184ZM225 172H228L229 177L226 175L227 173H225ZM238 172H235V173L237 174ZM244 172H245V174H244ZM53 173H52V174H53ZM89 173H91V174L89 175V176H91V177L88 176V178H85V174L88 175ZM115 173H116V174H115ZM118 173H119V174H118ZM141 173H142V174H141ZM149 173H148V174H149ZM152 173H151L152 176L149 174V177L151 176L150 178H149L147 175H143V177H145V178L142 177V180L145 181V182H143V183H144L147 187L149 186V189H148L147 187H146V188L149 190L150 193H148V190H145V191H147V193L149 194V198H150V194H151V196H153V195H152L153 193H155V192H157V191H158V192H161V191L163 192V189H164V187H163L162 190H161V187H162L161 184L158 186V184H156V183L154 182L155 180H154V178L152 179V177H153V174H152ZM165 173H167V172L165 171ZM174 173H175V174H174ZM188 173H189V172H188ZM188 173H187V174H188ZM242 173H243V174H242ZM19 174H20V175H19ZM47 174H46V175H47ZM49 174H51V173H49ZM70 174H69V175H70ZM136 174H137V175H136ZM155 174H154V175H155ZM173 174L176 175V176L174 177ZM222 174H223V178H221ZM224 174H225V175H224ZM255 174H256V172H255ZM4 175H5V174H4ZM6 175H5V176H6ZM37 175H38V174H37ZM39 175H41V174H39ZM60 175H61V174H60ZM62 175H64V173H63ZM115 175H117V176H115ZM125 175H126V176H125ZM165 175L168 176L167 174H165ZM172 175H173L174 179H173ZM197 175H196V177H198V180H196L197 182L195 181V186L198 187V185H199V186L201 187V184H202L203 188L205 189L206 187H204V185L206 184V183H205L206 181H205V180H204V181L202 180V179L205 178V177H203V176H201V175H200L201 177H199V175H198V176H197ZM5 176H4L3 178H5ZM8 176H10V175H8ZM17 176H18V177H17ZM43 176L45 177V175H43ZM49 176H50V175H49ZM49 176H48V177H49ZM51 176L53 177L54 175H51ZM65 176H67V177L69 178V181H70V179H74V178H70V176H68V174H66ZM78 176H79V177H78ZM93 176H94L95 178H94ZM101 176H102V177H101ZM106 176H107V179H108V180L106 179ZM114 176H115V177H114ZM141 176H139V178H140ZM242 176H243V177H242ZM244 176H245V177H244ZM0 177H1V176H0ZM6 177H7V176H6ZM55 177H56V176H55ZM55 177H54V180H56V178L58 179V181H60V180L62 179V176H57L56 178H55ZM58 177H61V179L58 178ZM67 177H65V179H66ZM92 177H93V178H92ZM99 177H100V179H99ZM104 177H105V178H104ZM117 177H118V178H117ZM123 177H124V178H123ZM125 177H126V178H125ZM182 177H183V178H182ZM194 177H195V175H194ZM194 177H192L193 179H191V182H190V183H192V184L194 183L193 181L195 180ZM232 177H233L234 179H233ZM3 178H0V179L2 180ZM9 178H10V177H9ZM41 178H42V177H41ZM41 178H39V179H41ZM63 178H64V176H63ZM101 178L106 179V180H102V181L105 182V183H106V181L108 182L109 180H111V181H109V183H110V182H111V183L113 182V183H112V184L110 183L109 185H107V186L104 188V186H105L106 184L103 183V182L101 181ZM110 178H111V179H110ZM122 178H123L124 180H123ZM139 178H138V176H137V180H141V179H139ZM158 178L161 179V180H158ZM181 178H182V179H181ZM200 178H202V179H200ZM243 178H244L245 180H244ZM250 178H251V179H250ZM7 179H8V178H7ZM7 179H6V180H7ZM12 179H10V180H12ZM29 179H28V180H29ZM45 179L48 180L47 178H45ZM49 179H51V177H50ZM75 179H74V180H75ZM112 179H114V180H112ZM121 179H122V181H121ZM127 179H128V181H126ZM144 179H145V180H144ZM196 179H197V178H196ZM199 179H200L201 182H202L201 184H199V183H200ZM235 179H236V180H235ZM252 179H253V180H252ZM1 180H0V182H2V183H0V184H1V185H0V187H1V188H0V191H1L2 189H4V188L2 187V186H3L2 184H3L4 182H6L7 185H10V184L13 185V183L16 184V182H17V185L19 184V181H17V180L14 181L13 183H12L9 179H8L7 181H9L10 183H7L6 180H5V181H1ZM23 180H24V179H23ZM25 180H24L23 184L25 183ZM28 180H26V181H27L26 184H28L29 181H30V184H34V185H35L36 182L33 181V182H34V183H33V182H31V180H29V181H28ZM41 180L43 181V178H42ZM74 180H73V182L70 181V182H69V185H70L71 182H72V183H75ZM115 180H116V182H118V184H119L120 186H122V185H123V186H122V187H117L118 184H116V187H114V186H115V185H114V184H115V182H114ZM142 180H141L140 182H142ZM149 180H150V183L148 182ZM153 180H154V181H153ZM157 180H158V181H157ZM184 180H185V179H184ZM184 180H183V181H184ZM206 180H207V178H206ZM227 180H228V182H227ZM231 180H232V181H231ZM238 180H240V181H238ZM254 180H256V181H254ZM38 181H39V180H38ZM44 181H45V180H44ZM44 181H43L42 183H43L44 185H46V184H48V182H49L50 180L45 181V183L47 182L46 184L44 183ZM56 181H57V180H56ZM58 181L56 182V185H59ZM61 181H62V180H61ZM65 181H66V180H65ZM98 181H99V183H96V184H100V185H101L100 182H102V185H101L102 187H101V189H100V188H97V186H96V184H95V182H98ZM125 181H126V182H125ZM135 181H136V183H135ZM146 181H147V182H146ZM175 181H177V180H175ZM235 181H236V182H235ZM241 181H242V182H241ZM247 181H249V182L246 183ZM251 181H252V183H251ZM257 181H258V182H257ZM50 182H51V181H50ZM50 182H49V183H50ZM52 182H53V180H52ZM52 182H51V184H50L49 187H48L47 185H46V186L49 188V191H50V189H53V190L56 189V191H54V192H55V193H54L55 195H54L53 192H52V194L54 195V197L56 196V197H55L56 199H58L60 196L64 197V195L66 194V195H67L66 199L68 198V199L72 200V198L74 197V196H73V194H74V191H73V190L76 189V188H75L76 186L73 185V186H74V189H73V186H72V184H71L70 186H72V189H73V190H72L71 193H69V192L67 191V189L70 188V187L67 188L68 185L65 186L66 189L63 188V190H60V189H61L62 187H64V185H65V184L62 185V187H61V184H62V183H65V182H63V181L60 182V188H59L58 186H55V183H52ZM66 182H67V181H66ZM119 182H120V183H119ZM121 182H122V183H121ZM128 182H129V184H128ZM140 182H139V184H140ZM151 182H152V184H151ZM198 182H199V183H198ZM230 182H231V183H230ZM239 182L241 183L240 185L243 186V189H241L242 186H239V185H238ZM260 182H261V183H260ZM263 182H264V181H263ZM37 183H38V182H37ZM39 183H40V182H39ZM39 183H38V184H39ZM57 183H58V184H57ZM81 183H84V184H81ZM126 183H127V184H126ZM143 183L141 184V186H142V190L144 191L145 186H143ZM147 183H148V184H147ZM154 183H155L157 186H155V188H154V190H153L152 188H153V186L155 185ZM166 183H167V184H166ZM173 183L176 184L177 182H173ZM186 183H187V184H186ZM215 183H216V184H220V185H217V186H216ZM223 183H224V185H223ZM233 183H235L236 186H235ZM237 183H238V184H237ZM6 184H4V185H6ZM23 184H22V185H23ZM26 184H24V186H25ZM43 184H41V186H42ZM52 184H53L54 187L51 186ZM107 184H108V183H107ZM139 184L137 185L138 188L140 187ZM150 184H151L152 187L150 186ZM179 184L177 183L176 186L174 185L175 187H174L173 190H170V189H171V188H170L169 190H170L171 192H168V188L166 189L167 191L164 189V192H167L168 194H169V193H174V194H173L174 197H176V198L178 197L177 199L180 201V198H179V195H180V194L178 195L177 192H179V193L181 192V193H182L183 191L180 190L181 188H179V187H181V186H179ZM196 184H198V185H196ZM203 184H204V185H203ZM210 184H207V187H208V185H210ZM7 185H6V186H7ZM11 185H10V186H11ZM22 185H21V181H20V186H19V187H21ZM28 185H29V184H28ZM39 185H40V184H39ZM39 185H38V186L35 185V186H37V187L39 188V190L42 189V188H43V191H44V189L47 190L46 186H45V188H44V187L41 188V187H39ZM48 185H49V184H48ZM119 185H118V186H119ZM127 185H128V186H127ZM131 185H132V184H131ZM186 185H187L188 187H187ZM245 185H246V186H245ZM251 185H250V186H251ZM109 186H111V187H109ZM126 186H127V187H126ZM135 186H136V185H135ZM160 186H161V187H160ZM170 186H169V187H170ZM178 186H179V187H178ZM195 186H193L194 189H195ZM211 186H210V187H211ZM244 186H245V187H244ZM253 186H251V187H253ZM13 187H14V185H13L12 187H10V188L14 189ZM19 187H18L17 189H19ZM33 187H34V186H33ZM51 187H52V188H51ZM56 187L59 188V191H62V192L64 191L65 194H64V195L56 194L57 191H58V189H57ZM94 187H95L96 189H99V191H103V193H104V194L101 193V194L97 195L98 193H97L96 189H93V190L96 192L95 195H97V196H99V197H102V196H100V195H105V194H106V197L108 196V198L110 197V199H108V198L106 199L105 196H103L102 198H99V199L96 200V197H97V196H96V197H95V201H94V200L92 199V198H94V197H91L90 195H88V194L91 193V195L95 196L94 193L92 194L93 191H90V190H92V188H94ZM98 187H100V186L98 185ZM130 187L133 188V191L135 190V192L137 193L138 188H137V189H136V188L134 189V187H132V186H130ZM156 187H158L160 191L157 190L158 188H156ZM176 187H177L178 189L175 190ZM189 187H190V188H189ZM212 187H211V188H212ZM239 187H241V188L239 189ZM262 187H261V188H262ZM6 188H7V187H6ZM8 188H9V187H8ZM143 188H144V189H143ZM150 188L152 189V191H150V190H151ZM193 188H191V190H192ZM258 188H259V187H258ZM258 188H257V189H258ZM261 188H260V189H261ZM17 189H16V190H17ZM20 189H21V188H20ZM89 189H90V190H89ZM109 189H108V190H109ZM194 189H193V190H194ZM207 189H209V193H206V191L208 192V190H205V192H204V190H203V192L201 191V192H202V195H203V194H206V195H207V194H210V196H213L214 198H215L216 196L219 197V199L221 198L222 195H221V196H218V195L215 193V195H216V196H215V195H213L214 193H213V194L211 193L213 190L210 191V188H207ZM212 189H213V188H212ZM224 189H225L226 191H224ZM237 189H236V191H238ZM246 189H247V187H246ZM251 189H252V192L250 191V189H248L249 191H248L247 193H246V190H244V192L241 194V199H244V200H242V202H243V201H248V200H250V198H252L251 200H254L255 197H256L255 199L257 200V197H259L257 201L260 200V203H261L262 201H263V203H264V195L262 194V192H264V191L258 193L260 189H258V191H253L254 187L251 188ZM255 189H256V188H255ZM257 189H256V190H257ZM262 189H264V188H262ZM262 189H261V190H262ZM6 190H8V189H6ZM10 190H11V189H10ZM53 190H51V191H53ZM82 190H81V191H82ZM129 190H132V189H129ZM129 190H128V191H129ZM139 190H140V189H139ZM199 190H201V189H198V188L196 189V191L198 192V194L201 195V193H199ZM4 191H5V190H4ZM4 191L2 190V192H0V193H3ZM12 191H15V189L12 190ZM41 191H42V190H41ZM41 191H40V192H41ZM51 191H50V192H51ZM79 191H80V190H79ZM87 191H88V192H87ZM89 191H90V192H89ZM122 191H123V190H122ZM140 191H141V190H140ZM145 191L143 192V194L145 193V195L147 196V193H146ZM222 191H223V192H222ZM230 191H232V190H230ZM16 192H18V191H16ZM16 192H15V193H16ZM66 192H67V193H66ZM75 192H78V191L76 190ZM86 192H87V193H86ZM111 192H112V191H111ZM111 192H110V193H111ZM151 192H152V193H151ZM255 192H256V193H255ZM4 193H6V194H3V195H5V198H7L8 196H11V195H9V194H8V196H7V192H4ZM13 193H14V192H13ZM13 193L11 192V194H13ZM22 193H23V192H18V194H19L18 196L20 197V195H21ZM128 193H130V194L133 193V195H135L134 197L132 196L133 199H136L137 197H139V194H138V196H136L137 194L134 193V192H132V191H131V192H128ZM248 193H251V196H249L250 194L248 195ZM252 193H254L255 195L253 196ZM45 194H46V192H45ZM50 194H51V193H50ZM68 194H69V195L72 194V195H71L72 198H71V197H68V196H69ZM84 194L88 195L89 198H87V200H85L86 195H84ZM126 194H127V193H126ZM130 194H129V195H130ZM233 194H234V191H232L231 195H230V193L228 194V195H230V196H227L226 198H225V196H223V198H224L225 200H226V199H229L230 201H232L234 198L232 199L231 196H234V197H235V194H234V195H233ZM239 194H240V192H239ZM239 194L237 193L238 197H239ZM245 194L248 195V196H246ZM76 195H77V194H75V196H76ZM173 195H169V196H172V197H173ZM177 195H178V196H177ZM237 195H236V196H237ZM256 195H258V196H256ZM259 195H260V196L263 195V196H262V197H263V200H262V201H261L262 197L260 198ZM16 196H17V195H16ZM51 196H52V195H51ZM51 196H48L49 199H51V198H50ZM116 196H117V195H116ZM123 196H125V195H123ZM123 196H120V197H119L120 199H118V201L121 200L120 202H124V201H123V200H124ZM154 196H155V195H154ZM156 196H157V195H156ZM156 196H155V197H156ZM208 196H209V195H207L206 200L208 199ZM210 196H209V197H210ZM243 196H244V198H242ZM245 196H246V197H245ZM0 197H1V195H0ZM14 197H15V194H14V196H13V198H12V201H13L14 199L16 200V198H17V197H15V198H14ZM19 197L17 198V201H18L21 197L23 198V194H22V196H21L20 198H19ZM45 197H46L45 199L48 200L47 195H45ZM52 197H53V196H52ZM90 197H91V198H90ZM157 197H158V196H157ZM165 197H166V196H165ZM217 197L215 198V202H214V203H218L217 200H219V199H218ZM228 197H230L231 199L228 198ZM238 197H237V198H238ZM8 198H9V197H8ZM8 198H7V199H8ZM97 198H98V197H97ZM116 198H117V197H116ZM121 198H122V199H121ZM125 198H126L125 201H126V200L128 201V199H129V198H128V194H127V197H125ZM169 198H171V197H169ZM210 198H211V197H210ZM214 198H212V199H214ZM223 198H222V199H223ZM237 198H235L236 201H234V200H235V199H234L232 203L237 202ZM245 198H246L247 200H246ZM0 199H4V196H2V198H0ZM56 199H55V202H53V200L51 199V200H52L51 203H53V204L50 203V200L47 201V202H46V200H45V204L47 205V208H48V206L50 207V206L53 205V207H56V208H59V207H60V211H62V212L64 211V209H62L63 207H64V208H68V206H69V205L67 206V201H68V200H66L65 197H64V199L66 200V203H65V200H63V198H59V199H61L62 201H61V200L59 201V199H58V200H56ZM101 199H103V200L106 199L105 203H104V201L101 200ZM203 199H204V197H203ZM216 199H217V200H216ZM241 199H240V197H239L238 201H239V200L241 201ZM99 200H100V201H99ZM116 200H117V199H116ZM137 200H139V201H138L139 203H141L140 201H142L141 198L139 197L138 199L134 200L135 203H136ZM163 200H164V199H162V201H163ZM178 200H177V201H178ZM208 200L210 201V199H208ZM208 200H207V201H205V200H201V201H202V202H204V201H205V202H208ZM251 200H250V201H251ZM0 201H1V200H0ZM4 201H5V200H2V203H3ZM7 201H8V200H7ZM9 201H10V204H12V203H11L12 201H11V200H9ZM9 201H8V202H9ZM17 201H14V202H17ZM56 201H58V203L60 202L61 204L64 202L65 205L62 204V208H61V206H59V205H61V204H57V206H58V207H57L56 204H54V203H56ZM83 201H84V202H83ZM91 201H92V202H91ZM118 201H117V202H118ZM131 201L134 202L133 200H131ZM131 201L129 200V202H131ZM149 201H150V200H148L147 202H149ZM156 201H157V200H156ZM219 201H223V200L220 199ZM5 202H6V201H5ZM19 202H20V201H19ZM21 202H23V203L25 204L24 201L21 200ZM72 202H73V203L75 202V203L73 204ZM93 202H95V203H93ZM115 202H116V201H115ZM120 202H118V203L124 206V203H125V202H124V203H120ZM151 202H152V203H151ZM153 202H154V205L157 204V202H155V199H154L153 201H150V204H153ZM211 202L213 203V200H212ZM252 202H253V201H252ZM254 202H255V201H254ZM0 203H1V202H0ZM17 203H18V202H17ZM47 203H48V204H47ZM135 203H134V205L137 204V203H136V204H135ZM139 203H138L137 205H139ZM145 203H146V202H145ZM240 203H241V202H240ZM5 204H6V203H5ZM5 204H4V205H5ZM7 204H8V203H7ZM7 204L5 205L7 208L11 207V205L8 206ZM50 204H51V205H50ZM80 204H81V203H80ZM108 204H107V205H108ZM116 204H117V203H116ZM116 204H114V205L112 204L114 208L117 207L118 204H117V205H116ZM125 204H126V203H125ZM128 204H129V203H127V206H128ZM141 204H142V203H141ZM143 204H144V203H143ZM234 204H235V203H234ZM0 205H1V204H0ZM13 205H14V204H13ZM13 205H12V206H13ZM19 205H22V204L19 203ZM19 205L17 206V204H15V205H14L15 207H13V209L18 207L17 209H18L19 211H23V212H24V210H25V209H24L25 206L23 205L24 207L22 208V210H20L21 208H19ZM42 205H44V202H43ZM46 205H45V207H46ZM103 205H102V208H101V206H100V209H102V210H101L102 212H103V208L105 207V205H104V206H103ZM107 205H106V207H107V209H109V212H107V213L111 214L110 211L112 210V209H111L112 206H111L110 204H109V206H107ZM121 205H120V206H121ZM130 205H131V203H130ZM130 205L128 206V208H129V207H130V208L133 207V206H130ZM146 205H147V203H146ZM148 205H149V204H148ZM5 206H4L3 208H5ZM16 206H17V207H16ZM66 206H67V207H66ZM110 206H111V208H110ZM127 206H125V208L123 207L124 209H123L122 207H119V209L122 208L123 210H122V209H121V210H122L124 213H125V212L127 213V211L130 209V208H129V209H128V208L126 209ZM45 207H44V208H45ZM98 207H99V206H98ZM98 207H95V206H94V207H92V210H93V208H94V210L96 209V210L98 211V210H99ZM106 207H105V209H106ZM1 208H2V207H0V209H1ZM50 208H51V207H50ZM73 208L70 209V207H69L68 209H69L70 211H75L74 213H76L77 210H76V209L73 210ZM114 208H113V210H114V212H116V209H117V208H116V209H114ZM5 209H6V208H5ZM11 209H12V207H11ZM13 209H12V210H13ZM53 209H55V208H53ZM68 209H67V210H68ZM110 209H111V210H110ZM132 209H133V208H132ZM132 209H130V210H132ZM3 210H4V209H3ZM7 210H10V209H6V210H4V213H2V212H3V211H2L1 214H0V216L3 215V214H4V216H5V215L7 214V213H6ZM12 210H11V212L13 213ZM26 210H27V209H26ZM48 210L52 211V210L49 209V208H48ZM56 210H57V209H56ZM58 210H59V209H58ZM65 210H66V209H65ZM79 210H78V211H79ZM88 210H89L90 212H92L91 209H88ZM126 210H127V211H126ZM19 211H18V212H19ZM50 211H48L49 214H50ZM70 211H69V212H70ZM104 211H106V210H104ZM117 211H118V209H117ZM119 211H120V210H119ZM119 211H118L117 214H119ZM122 211H121V212H122ZM7 212H8V211H7ZM18 212H17L16 210H14V213H16L17 215H16V214H13V215H14V216L16 215V218H17V217H21L22 214H23V215H24V214H25V215L28 214V211H26L27 213H26V212H24V213L22 212L21 215H19L21 212H19V214H18ZM66 212H67V211H66ZM66 212H65V213H66ZM86 212H87V211H86ZM114 212H112V214H113ZM121 212H120V214H119V217H118V215H117L116 213L113 214V215H115L114 218L111 217V216H113V215H111V216H110L111 219H112V220L114 219L115 222H117V220H119V221L121 222L122 220H121L120 217H122V219L125 221V223L128 221V220H127L128 217H129V220H132V219H131L132 217H130V215H129V214H131L130 212H129L128 215L125 213L126 215H124V216H127V217H126V220L124 219L125 217H123V214H124V213L122 214ZM12 213H10V214H11V216L13 217ZM88 213H89V212H88ZM93 213H94V211L92 212V214H93ZM104 213H105V212H104ZM104 213H100V215L103 214V215H101V216H106V217H104L103 219H105V218H106V219H110L109 215H108L107 213H105V214H107V215H104ZM10 214L8 213L7 216L10 215ZM70 214H71V212H70ZM72 214H73V212H72ZM77 214H79V213L77 212ZM80 214H79V215H80ZM83 214H85V213H83ZM83 214H82V215H83ZM79 215H76V216H78L77 218H79ZM82 215L80 216V218L82 217ZM87 215H89V214H87ZM87 215H86V216H87ZM90 215H91V214H90ZM94 215H96V214L94 213ZM100 215L98 214L97 216H100ZM116 215H117L118 219H117ZM7 216H6V217H7ZM50 216H52V214H51ZM70 216H71V215H70ZM97 216H96V217H97ZM101 216H100V217H97V218L95 217L94 219L96 220V219H98V218H102ZM1 217H2V216H1ZM1 217H0V219H1L0 222H1V223H4V221H5V222L7 223V221H6L7 218L4 217V218L6 219V220H4V218L2 219ZM12 217H11V220H12ZM22 217H23V216H22ZM68 217H69V216H68ZM72 217H73V215H72ZM84 217H85V215H84ZM93 217H94V216L91 215L89 218H88V216L85 217V218H87L88 221H90L91 218H92V220H93ZM115 217H116V218H115ZM77 218H76V219H77ZM14 219H15V218H14ZM71 219H73V221L75 220V218H71ZM87 219H83V218H82L81 220L78 219L79 221H77V222L85 223V221H87ZM111 219H110V220H111ZM116 219H117V220H116ZM2 220H3V222H2ZM84 220H85V221H84ZM8 221H10V219H9ZM75 221H76V220H75ZM75 221H74V222H75ZM119 221L117 222V223H119V224H121V223L123 224V222H124V221H122V222L120 223ZM1 223H0V224H1ZM2 225H3V224H2ZM5 225H7V224H5ZM3 226H4V225H3ZM0 227H2V226H0ZM7 227H8V225H7ZM2 228H3V227H2ZM2 228H1V230H3V231H5L6 229H8V228L4 229L5 227H4L3 229H2ZM1 230H0V231H1ZM3 231H2V232H3ZM5 232H6V231H5ZM5 232H4V237H5V239H6V236H5V235H6L7 233L5 234ZM0 233H1V232H0ZM0 236H1V234H0ZM2 239L4 240V238H2ZM0 242H1V241H0ZM5 242H6V240H5ZM3 243H4V242H3ZM0 244H1V243H0ZM1 245H2V244H1ZM4 247H5V244L2 246L3 250L5 249ZM2 248H1V246H0V250H1ZM3 250H2V251H3Z\"/></svg>",
  "mask_w": 264,
  "mask_h": 264
}]
</instances>
